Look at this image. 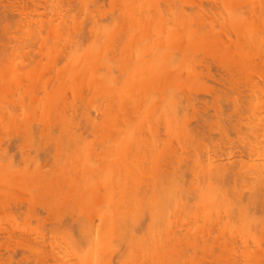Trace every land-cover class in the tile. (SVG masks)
I'll use <instances>...</instances> for the list:
<instances>
[{
	"label": "bare ground",
	"instance_id": "6f19581e",
	"mask_svg": "<svg viewBox=\"0 0 264 264\" xmlns=\"http://www.w3.org/2000/svg\"><path fill=\"white\" fill-rule=\"evenodd\" d=\"M4 1V0H3ZM10 1V0H9ZM13 1V0H12ZM23 1V0H22ZM27 1H29L30 2V0H27ZM34 1V0H33ZM32 0H31V2L32 3H34V5H36L37 3H35L36 2V0L33 2ZM38 1V0H37ZM46 2V5H47V8H46V5L44 6V10L42 9V8H39V7H41L42 5H40L39 6V1H38V6L36 5L35 6V8L36 7H38L39 9H41L43 12H45V10H46V13H48L49 14V11L51 10V11H53V9H52V7L50 6V5H53V8H54V6H55V4L54 3H52V1L50 0V2L52 3H50V5H49V3H48V1L47 0H45ZM54 1H56L57 3L59 2V7L60 8H62L61 6H63V8H62V11H61V9L59 10L58 9V11L57 10H55V8H54V10L55 11H53L54 13H56V11L57 12H63V9L64 10H68L67 12H69L70 11V13H72V19H70V21L71 20H73V22L71 21V23H72V25L74 26H72L71 24V26L70 27H67L65 24H66V21L69 19V16H71V14H69V16L67 15V19H66V21H65V15L63 14V13H60V14H62L61 16H62V18H63V15L65 16L64 18H63V21L61 20V22H59V20L60 19H57V21H58V23H59V25H58V23L56 22V19H55V22H53V23H51L52 21L50 20V19H48V20H50L49 21V24H50V27H51V29H47V28H45V29H47L48 31H46L47 33H51V31L54 33L55 31H57V32H59V34H61L62 32L68 37L69 36V44H68V42H66V41H68V39H67V37H66V41L64 40V41H62L61 39V41L65 44V45H69L70 46V44L72 45V46H70V47H72V48H67V46H66V49H65V45L64 44H62L63 45V47H62V49H60V44L58 43V41H56V38L58 37V36H56V35H52L53 33H51L50 35L52 36V38L55 40L54 42H57V44L55 45V47H54V44H53V46H51V47H53V48H51V47H49V48H47V49H49V50H47V51H45V53L46 52H49V53H47L46 55H47V57L48 56H51V57H53V58H51V62L53 61V62H55L54 61V59L55 58H57V57H60L59 55H57V54H61L62 56L64 55V56H66V57H68L69 56V52H70V57H68V60H67V58H65L64 56V58L61 56V58H60V61L58 60H56V62H58V63H53V67H54V65H55V68H53V67H50V68H52L53 70H55V69H57V71H55L54 72V74H53V70L52 71H50V70H47L46 69V67H44V65H39V67H42V70H41V68L39 69L38 68V65L35 67V69H34V67H31V69H29V72H28V69H27V73H26V70H23V68H25V67H23V65H24V63L25 62H23V61H21V63H19L21 66H20V68L22 67V70H23V72H22V70L21 69H18L19 68V64H16V65H18V67L15 65V63L12 61V59H11V61L9 60V63H11V64H9V65H11V66H9L8 67V64L6 65V63L8 62V60H5V58H1L2 59V61H3V63H5L4 61H6V63H5V66H7V67H1L0 68V86L2 87V85H3V87L4 86H6L5 88H1L0 87V89H2V90H0V92L2 91V93H0V100H2V101H0L1 103L3 102H5L6 104H9V105H6V104H3V105H1L0 106V136L2 137V138H0V144L1 143H3V141L2 140H7V139H9L8 140V142L6 143V145L9 143V141H11L10 140V138H15V139H17L16 140V142L18 141V143H20L19 141H21V140H18V138L19 139H22V140H29V141H26V142H31V143H38L39 142V140L41 141V143H42V145H43V143L45 144V146L47 147L48 145V147H47V149H45V148H43L42 149V147L40 148V147H38V145L40 144V142L38 143V144H35V145H37V148H40V150L42 149V150H44L45 149V151H44V154L46 153V152H48V153H50L51 154V152L52 151H50L49 149H52V150H55L56 149V151H58V152H56V151H53V154H54V152H56L54 155H53V157L56 159V157L57 158H60V159H62V158H64L65 159V164H68L67 166L68 167H70V170H67L68 169V167L65 165V164H63V165H65L66 167H64L63 165H61V168H60V165H59V167H58V165H55L56 167H58L59 169H61V170H56L55 171V169H54V171H55V173H53L54 171L53 170H51L54 166L52 165V162L50 163L51 165H52V168H48L49 169V171L47 170V172H46V170L43 168V170H45L44 172H41V170L42 169H40L41 168V166L43 165V160H45V159H43V160H41L40 159V155H42L43 153H42V151H41V153L42 154H38V153H36V155L38 154V159H37V157H36V155H34V156H32V157H34V158H36V159H34V160H32V162L34 163L35 162V164H37V166H39V167H37L36 165H34V167H33V169L34 170H32V168L30 169L28 166V168L26 169V167H23V166H21L20 168H16L15 167V165L17 164L16 162H18V161H16V162H13L15 159H14V152H13V150H12V153L9 155V159H11L12 158V164L14 165V166H12V164H10V163H8L10 160L9 159H6V162L4 161V158H2V157H7V151H9V150H7L8 149V147L7 148H4V147H2V146H5V142L3 143V145L1 146L2 147V149L4 148V149H6L5 151L4 150H0L1 151V153H0V157H1V159H3V161L4 162H2V160L0 159V183L2 184L3 182L1 181V180H3L5 183L4 184H2V186H1V188H0V191H1V193H3L2 194V197L5 195V194H7V196H4V198L5 197H8V194H9V197H10V199L11 198H17V197H19L18 195H22V193L25 195V192L24 191H26L27 192V196L25 195H22L21 197H28L27 198V200H26V198H18L19 200H15V199H9V198H5V201H7V203L6 204H4V205H7L10 201H13V200H15V201H13V202H10V203H14V205L15 206H18V204L20 205V204H22V203H24V202H26V204L27 205H35V201H36V207H34V205L32 206V208H31V206L29 207H25V206H23V205H21L22 207H24V210H25V208H27L28 209V212H31V214L33 215V214H36L37 215V213H35V211L33 210V209H35V208H37L38 209V206H40V208H42L44 211L45 210H47L46 208L44 209L43 207H47V208H49L48 210H47V214L46 215H48L47 216V218H50V217H52V219H50V221H54L55 220V218H56V221L58 222V224H57V222H55L54 221V226L56 225L57 226V229L56 228H53V227H51V228H48L49 226L47 225V227L45 228V230H47V228H48V231H46V232H48V234H49V229H55L54 230V232L57 230L58 231V233L61 231V229L60 228H63L64 226L66 227V224L68 225V223H70V218L72 217L75 221L73 222L74 223V225L76 226H74L73 224H72V227L70 226V230L72 231V234H73V236L75 235L76 236V231H78L79 233H78V238H77V236H76V238L79 240L78 242H79V244H80V246H79V244H78V242L76 243V244H78V247H74L73 248V244H74V246H76L75 245V242H73V244H71L72 242L70 241L71 239H70V237H69V241L71 242L70 244H71V246H72V248H73V250L75 251H73V252H71L72 251V249H71V246H70V250L68 249L67 251H70V256L71 255H73V256H75L74 258H72V259H74V260H76L75 261V263L76 264H207L208 262L209 263H211V264H264V224L262 223V222H264L263 220V218H264V214L262 215V212L264 213V203H263V201H264V196L262 195V191L264 190L263 188H264V186L262 187V188H260V187H258V186H262V185H264V172H263V170H264V161L262 160V157L264 156V154L262 155V156H260L261 155V153L262 152H260L259 151V149H257V152L255 153V152H253L254 154H256L255 155V158H253V160L255 159H257L258 157H259V160L261 161V162H259V160L258 161H250L251 163H248L249 161H243L244 159L242 158L241 160L242 161H240V164H236V160H235V163L233 162L234 161V159L235 158H239V160H240V157H244V156H246L245 158H249L248 156H250V154L252 153V151L251 152H249L248 150H238V149H235V148H228V149H224V152L223 153H220V152H222L223 151V147H225V148H227L226 146H228V144H227V142H231L232 141V139L235 137V135H236V133H233V132H237L238 134V136H240L241 138L243 137V142H242V140L240 139V141L242 142V146L241 145H239V147L241 146V147H243V149H252V148H257V146L258 145H261L262 144V142H261V144H259L260 143V141L262 140V139H264V128L262 127H260V126H258V125H260V120H261V122H263L264 123V108L261 110L260 108L262 107L261 105H258V103H256V99H257V101L258 102H260L261 100H259V97H257L255 100H254V98L252 97V93H251V90H254V88L253 87H255L256 86V88H257V81L255 80H253L252 79V81H250V80H248L249 81V83L247 82V84H248V86H249V84H251L250 86L252 87V89H250L251 87H249V89H250V91H248V93H249V95L251 96H249L248 95V93L246 92V91H244V90H246L245 88L246 87H248V86H246L247 84L246 83H244L245 84V87H244V90H242L243 88L241 87V85L239 84V82H237L238 83V85H237V87H239V85H240V87L242 88H240L239 89V91H240V94H241V96H239L240 94L238 93V89H236V81L238 80L237 78H238V75H237V78L235 77V75H236V72H240L241 74L242 73H244L246 70H247V68L248 69H255V70H259L260 68H261V71H263L262 69H264V61H263V59H264V28L262 29V27H264V19H263V17H264V14L262 13V12H260V11H263L264 12V1L263 0H252V3L250 2V0H245L246 2H244V0H242V2H239V0H108L107 1V3L108 4H104V3H106V2H102V0H99L98 2H100V4H98L97 3V1H95V0H75V5H77V4H79L78 6H76V7H74V4H73V6L71 5V3H73L74 1L72 0H70V2L71 3H69V6H68V3L65 5V3L66 2H69V0H65V1H63V0H60V1H62V3L60 2V1H58V0H54ZM53 1V2H54ZM80 1H81V3H82V7H81V3H80ZM83 1V2H82ZM88 1V2H87ZM93 1H95V2H93ZM110 1V2H109ZM258 1V2H257ZM260 1V2H259ZM6 2V3H5ZM11 2V1H10ZM9 2V3H10ZM15 2V1H14ZM14 2H12V4H13V6H14ZM25 2V1H24ZM41 2H42V0H41ZM65 2V3H64ZM77 2V3H76ZM85 2V3H84ZM87 2V3H86ZM90 2V3H89ZM239 2V3H238ZM247 2H248V5L249 6H247ZM251 4H250V3ZM262 2V3H261ZM0 6L1 5H3V7L6 9H3V7H2V12H0V17H3L2 16V14L3 15H5V13L7 14V15H5L6 17H3V18H1L0 20H6L7 21V17L9 16V18L10 17H14V16H16V15H14V14H12V12L14 13V10H15V8L14 7H12V8H14V10H9L10 11V13L11 14H9V11H8V7L11 5L12 6V4L10 3H7V0H5L3 3L1 2V0H0ZM5 3V4H4ZM16 3V2H15ZM25 3H27V2H25ZM62 5H61V4ZM92 3H95L93 6H91V4ZM240 3H242L241 4V6H240ZM245 4V6H244V4ZM9 4V6L7 7V5ZM42 4V3H41ZM84 4H86V6H87V8H86V6L84 5ZM88 4L90 5L89 7L91 8V11L93 10V12L91 13L90 12V8H88ZM238 4V5H237ZM252 4H254V6L255 7H251V5ZM257 4H259V5H257ZM262 6H261V5ZM44 5V4H43ZM48 5H49V7H50V9L48 10ZM84 5V6H83ZM97 5V6H96ZM98 5H99V8H98ZM106 5H108L107 7L109 8V9H107V7H106ZM242 5H243V7H242ZM65 6H67V7H65ZM74 7V8H76V9H81L82 8V10H79L80 11V13L84 10V8H86V9H88V10H84L85 12H87L86 14H87V16H89L88 17V19L91 17H93L92 19L90 18V20L88 21V23L90 22L91 23V25H90V23L88 24L87 22L85 23L86 24V29L89 31V32H87V30L85 29V31L88 33V37H90V40H89V38H88V40L90 41H88V42H86L87 40H85V43H86V46H84V47H82V44L84 43V40L82 41V40H80L79 39V37H80V35L79 34H84L83 32H84V30L83 31H80V33H77L78 32V30H80L78 27H77V25L79 24V22H80V24H83L85 21H84V19H83V16H84V14H83V16L80 18L81 20H79V16H77L76 17V15H75V11H73L74 10V8H73V12H71V10H70V8L69 7ZM100 6H102V8L100 9ZM43 7V6H42ZM239 7H242V9L244 8V7H249V9H247V8H245V9H247L246 10V12H245V10H242L241 11V9H238ZM260 7V8H259ZM8 8V9H7ZM11 8V7H10ZM11 8V9H12ZM34 8V9H35ZM65 8H68V9H65ZM93 8V9H92ZM99 9V11H100V13L98 12V9ZM209 8H211V9H209ZM251 8V9H250ZM33 9V13H34V15H35V12H36V15H38V14H40L39 13V9H35L34 10ZM95 9V10H94ZM106 10V12L104 13V11ZM263 9V10H262ZM22 10V9H21ZM25 10V11H24ZM216 10V11H215ZM249 10V12H247ZM258 12H260V13H258ZM4 11V12H3ZM8 11V12H7ZM20 11V10H19ZM50 11V12H51ZM78 11V10H77ZM78 11V12H79ZM96 11V14L94 13ZM242 13H241V12ZM244 11V12H243ZM256 12V15H255V12ZM25 13V14H27L28 12H29V9H28V12L26 13V9H23V11H22V13ZM42 12V13H43ZM50 13L48 16H49V18H51V15H54V13ZM66 12V11H65ZM104 13L102 16H101V14L102 13ZM252 12V13H251ZM19 13V12H18ZM24 13L22 14V15H24ZM46 13L44 14V17H45V15H46ZM77 13V12H76ZM80 13H78V15L80 14ZM83 13V12H82ZM81 13V14H82ZM240 13H241V15H240ZM245 13V14H244ZM248 13H249V15H248ZM257 13H258V15H257ZM32 14V13H31ZM56 14H58V13H56ZM59 14V15H60ZM99 14H100V16H99ZM259 14H260V17H258L259 16ZM263 14V15H262ZM10 15H12V16H10ZM14 15V16H13ZM21 15V16H22ZM33 15V14H32ZM46 15V16H47ZM73 15L76 17V19H77V21H76V19H73L74 17H73ZM97 16V18L95 17V16ZM242 15H243V17H242ZM245 15V16H244ZM252 15V17H253V15H254V17L256 18H252V21L250 20L251 18H250V16ZM263 17H262V16ZM19 16V15H18ZM21 16H19V18H21ZM30 16V15H29ZM47 16V17H48ZM87 16H86V18H87ZM241 16V17H240ZM17 17V16H16ZM23 17V16H22ZM25 17V16H24ZM43 17V18H44ZM46 17V18H47ZM53 17V16H52ZM58 17V15H56V17L55 18H57ZM85 17V16H84ZM234 17H237V18H234ZM239 17V18H238ZM245 17H248V18H246L245 19ZM8 18V20H10ZM27 18H28V15H27ZM27 18H25L26 20H25V24H27V23H32V22H36V21H38V20H36V21H34V19L32 20L31 18V20L29 21V19H27ZM39 18L41 19V21H43V18H41L40 16H39ZM38 18V16H37V19H39ZM99 18V19H98ZM214 18L216 19V20H214ZM244 18V19H243ZM250 18V19H249ZM14 19L16 20V18L14 17ZM51 19H53V18H51ZM83 19V20H82ZM97 19V20H96ZM211 19H213L214 20V23L216 24L217 22H218V20H219V22L221 21V19H222V23L220 22H218V24H213V20H211ZM225 19H226V22L227 23H225ZM232 20V22L230 21V20ZM235 19V20H234ZM258 19H261V20H258ZM3 20V21H4ZM20 20V19H19ZM29 21V22H26V21ZM45 20H47V19H44V21ZM54 20V19H53ZM254 20V21H253ZM255 20H257V21H255ZM12 21H14L13 20V18H11V20L9 21L10 23L12 22ZM23 21V20H22ZM20 22V21H18L17 20V23H16V21H15V26L17 27V26H19V24L20 23H22V24H24V22ZM40 20H39V22H41ZM209 21H211V22H209ZM217 21V22H216ZM224 21V22H223ZM236 21H238V22H236ZM246 21H247V25H246ZM250 21V22H249ZM18 22H19V24H18ZM48 22V21H47ZM63 22V23H62ZM65 22V23H64ZM69 22V20L67 21V23ZM75 22V23H74ZM76 22H78L77 24H76ZM83 22V23H82ZM229 22H231V24H233V22L235 23L236 22V27L237 28H233V26H235L234 24H233V26L229 23ZM240 22V23H239ZM258 24H257V23ZM262 22V23H261ZM0 23H2V22H0ZM4 23V25H3V29H4V26L6 27V29H8V22H6L5 23V21L3 22ZM8 23V24H7ZM37 23V22H36ZM70 23V22H69ZM68 23V24H69ZM232 26H230L229 24ZM239 23V24H238ZM242 23V24H241ZM5 24H7V26L5 25ZM38 24V23H37ZM45 24H46V22H45ZM45 24H42V22H41V24L39 23L38 25H40V27H41V29H39V30H41L42 31V27H43V25H45ZM49 24L47 23V25H48V27H49ZM54 24H56V25H54ZM62 24V25H61ZM68 28H66L68 31L70 30L69 28H73L72 30H73V32H74V29L76 30V33L78 34L77 36H75L74 37V34L75 33H71L72 32V30H70L69 31V34L67 33L68 31H65L66 29H65V27H63L64 25ZM67 24V25H68ZM75 24V25H74ZM79 24V25H80ZM84 24V25H85ZM221 24H223V26H221ZM225 24V25H224ZM244 24V25H243ZM251 24H253V25H251ZM21 25V24H20ZM54 25V26H53ZM87 25H89L88 27H87ZM219 27H218V26ZM226 25H228L229 27H231V28H226ZM238 25H240L239 27H238ZM248 25H249V27H248ZM262 25V26H261ZM14 26V27H15ZM46 26V25H45ZM63 28H62V27ZM69 26V25H68ZM81 26V25H80ZM79 26V27H80ZM227 26V27H228ZM243 26H245L246 28H244ZM259 26H260V28H259ZM39 27V28H40ZM57 29V30H55V28ZM220 27L222 28V30L220 29ZM250 27H251V29H250ZM257 27V28H256ZM54 28V29H53ZM60 28H61V33H60ZM225 28V29H224ZM242 28V29H241ZM63 29H65V30H63ZM78 29V30H77ZM220 29V30H219ZM231 29V30H230ZM239 31H238V30ZM241 29V30H240ZM249 29V30H248ZM260 29V30H259ZM263 31H262V30ZM9 30V29H8ZM49 30H51L50 32H49ZM63 30V31H62ZM82 30V29H81ZM235 30H236V32H235ZM242 30H244L245 31V33H247V34H245L244 33V31H242ZM250 30H252V31H250ZM258 30L260 31V32H258ZM2 31V30H1ZM5 31V30H4ZM7 31V30H6ZM5 31V32H6ZM40 31V33H42L43 31H44V29H43V31L41 32ZM227 31V32H226ZM250 31V32H249ZM3 32V31H2ZM2 32H0V33H2ZM5 32H3V33H5ZM45 32V31H44ZM44 32H43V34H44ZM223 32H224V34H223ZM226 32V33H225ZM229 32V33H228ZM240 32H241V36L242 35H244V37L242 36H240ZM252 32V33H251ZM256 32V33H255ZM258 32V33H257ZM263 32V33H262ZM7 33H8V31H7ZM6 33V34H7ZM56 33V32H55ZM227 33H228V35L230 36V38H229V36L227 35ZM260 33V34H259ZM6 34L4 35V34H2V37H1V34H0V37H1V39H0V41L3 39V37L5 38L6 37ZM30 34V33H29ZM39 34V33H38ZM70 34H73V35H70ZM82 34H81V39H82ZM226 34V35H225ZM233 34H235L234 36H233ZM250 34V35H249ZM254 34V35H253ZM257 34V35H256ZM261 34H263L262 36H261ZM4 35V36H3ZM8 35V34H7ZM42 35V34H41ZM58 35V34H57ZM85 35H86V33H85ZM226 36L225 38H224V36ZM247 35V36H246ZM253 35V36H252ZM9 36V35H8ZM11 36V35H10ZM44 36H48L47 38L49 39V37H51V36H49L48 34L46 35V33H45V35ZM64 36H63V39H64ZM72 36L74 37V38H72ZM136 36H141V40L139 39L138 40V38H136ZM223 36V37H222ZM228 36V37H227ZM238 37V38H240L241 40H243V41H241L240 39H238V38H236V37ZM248 36H249V38H248ZM258 38H257V37ZM261 36V37H260ZM30 37H32L33 38V36H32V33H31V36ZM41 37V36H40ZM78 37V38H77ZM86 37V36H85ZM233 37V38H232ZM235 37V38H234ZM250 37H251V39H250ZM256 37V38H255ZM260 37V38H259ZM263 37V38H262ZM29 38V37H28ZM27 38V39H28ZM41 38H44L45 39V37H43V35H42V37ZM47 38L44 40L43 39V41L46 43L48 40H47ZM60 38V37H59ZM76 38V39H75ZM226 38H228L227 40H226ZM244 38V39H243ZM246 38V39H245ZM248 38V39H247ZM7 39H8V37H7ZM23 39V38H22ZM73 39H74V41H73ZM84 39V38H83ZM135 39H137V40H135ZM259 39H260V41H259ZM262 39V40H261ZM5 40V39H4ZM4 40H2L1 42H4L5 43V41ZM20 40V39H19ZM25 40V39H24ZM32 40V39H31ZM47 40V41H46ZM58 40V39H57ZM249 40H250V43H249ZM254 40V42H252ZM8 41V40H7ZM23 41V40H22ZM26 41V40H25ZM50 41V40H49ZM61 41H60V43H61ZM70 41H71V43H70ZM134 41V42H133ZM137 41V42H136ZM228 41V42H227ZM240 43H239V42ZM0 42V44L2 45V43ZM19 42V41H18ZM27 42V41H26ZM33 42V41H32ZM34 42H35V40H34ZM33 42V43H34ZM37 42V41H36ZM35 42V43H36ZM43 42V43H44ZM53 41H52V43H54ZM140 42V43H139ZM246 42H247V44H246ZM260 42V44H259V46H258V43ZM23 43H24V41H23ZM22 43V45H24ZM30 43V42H29ZM50 43H51V41H50ZM50 43H48L47 42V45H49ZM85 43L83 44V45H85ZM87 43L89 44V45H87ZM134 43V44H133ZM137 43V45H136V47H135V44ZM241 43H242V45H241ZM244 43H245V45H244ZM263 43V44H262ZM7 43H5V45H6ZM39 44V43H38ZM59 44V48L57 49L56 48V46ZM133 44V45H132ZM254 44V45H253ZM44 45H46V44H44ZM251 45V46H250ZM257 45V46H256ZM4 46V45H3ZM19 46H20V44H19ZM42 45H40V47H41ZM68 46V47H69ZM243 48H242V47ZM248 46V47H247ZM5 47V46H4ZM7 47V46H6ZM8 47H10V46H8ZM22 47V46H21ZM20 47V48H21ZM86 47V48H85ZM133 47V48H132ZM245 47V48H244ZM250 47H252V48H250ZM259 47V48H258ZM263 49H262V48ZM1 48V47H0ZM13 48V47H12ZM11 47L8 49L7 48V50L6 51H8L9 50V52L11 51L10 49H12ZM19 48V50L21 51V49ZM23 48V47H22ZM25 48H26V46H25ZM33 48V47H32ZM83 48V49H82ZM254 49V51L253 50H250V49ZM2 49H4L3 47H2ZM28 50L30 49V47H28L27 48ZM40 49H42V47L40 48ZM50 49H52V52L50 51ZM55 51H54V50ZM245 49V50H244ZM247 49H249L250 50V54L251 55H253L252 57H253V59H255V61L253 62L252 60V58H249L251 55L249 54V50H247ZM261 49V50H260ZM1 50V49H0ZM4 50V51H5ZM24 50V49H23ZM62 50V51H61ZM257 50V51H256ZM260 51V53H259V51ZM2 51V50H1ZM2 52L3 54L4 53H6V52ZM12 51H14V50H12ZM68 51V52H67ZM244 53H243V52ZM247 51H248V53H247ZM256 51V52H255ZM8 52V53H9ZM57 52V53H56ZM60 52V53H59ZM67 52V53H66ZM253 52V53H252ZM26 53V52H25ZM54 53H55V56H54ZM64 53H66V55L64 54ZM247 53V54H246ZM255 53V54H254ZM259 55H258V54ZM2 54V55H3ZM12 54V53H11ZM10 54V55H11ZM50 54V55H49ZM241 54V55H240ZM261 54V55H260ZM246 55H249V56H246ZM8 55L6 54V56L5 57H7ZM57 56V57H56ZM240 56H241V58H240ZM256 56V57H255ZM46 57V60L49 58H47ZM55 57V58H54ZM237 57V58H236ZM239 57V58H238ZM247 59H246V58ZM11 58V57H10ZM263 58V59H262ZM1 59H0V61H1ZM6 59H8V58H6ZM59 59V58H58ZM63 59H65V60H63ZM240 59V60H239ZM252 59V60H251ZM257 59V60H256ZM262 59V60H261ZM62 60L63 61H65V62H62ZM237 60H238V62H237ZM246 60V61H245ZM251 60V61H250ZM1 61V62H2ZM244 61V62H243ZM249 61V62H248ZM258 63H257V62ZM12 62H13V65H12ZM49 62H50V58H49V61H48V64H49ZM140 63V64H137V63ZM238 64H237V63ZM256 62V63H255ZM261 62H263V63H261ZM62 63V64H61ZM63 63H65V64H63ZM136 63V64H135ZM233 65H232V64ZM249 65H248V64ZM260 63V64H259ZM51 64V63H50ZM130 64H133L132 66L130 65ZM214 65V67L213 66H211V65ZM222 64L224 65V66H222ZM237 66H235V65ZM257 64V65H256ZM1 65V64H0ZM16 66L17 67V69H18V71L20 70V73H18V72H16L15 70H16V68H14L13 69V71H15L17 74H18V76H17V74H15V72H12V69L11 68H13V66ZM26 65V64H25ZM45 65H47V64H45ZM135 65V66H134ZM148 65V67H146ZM215 65L217 66V67H224L222 70L223 71H227V73H225V75L227 74V77L226 78H228V76H232V77H235V79H233L232 78V80H234V84H235V86L234 85H232V86H234V87H232V89H236V91H234L235 92V94L237 93V94H239L238 96L237 95H235V94H233V96L232 97H228V95H226V97L227 98H231L230 100H231V103L232 104H234V102H235V100H236V102H237V98L239 97V99L242 97V95H243V97L241 98L242 100L243 99H245L246 101H247V99H249L248 100V105L250 106V108L249 109H254V110H252V111H255V114H253V113H251V115H254L255 116V118H257V117H261V119L258 121V118L257 119H255L257 122H259L257 125H256V121H254V123L252 124V122H253V118L251 117V115H249L250 114V112L247 110V108L246 107H249V106H246L245 108V113H247V115L248 116H250L252 119H249V120H252V122L251 121H249L250 122V124H247L248 125V127H244V128H246V129H249L248 131H251V130H255V125H256V128L258 129V127H259V129L261 128V130L263 131V132H261L260 133V135L258 136V138L260 137V141L258 142V139L256 138L257 136L256 135H254V138H256V140L255 141H257L258 143L256 144V142L254 141V140H249V143H250V141H252L251 143H252V145L251 144H249L247 141H245V138H248V137H253V135H251L250 136V134L253 132V131H251L250 133H248V135H247V131H246V134L244 133L245 131L242 129L241 130V128H242V126L244 125V123L243 124H241L242 126L241 127H237V128H239L241 131H243V133H240L241 131L240 130H238L237 128H236V124H238V123H236L234 126H235V130L233 129V124H234V122H238V121H234V120H231L232 119V115H231V113H229V112H231L230 110H228V109H230V107L227 109V110H225V108L226 107H222L223 105H221V104H223L222 102L224 101V100H228L229 102L228 103H230V100L229 99H227V98H225L223 101L222 100H220L219 98L218 99H216L218 96H219V91H217V92H215V90H217V88H218V90H220L221 88L220 87H217L216 89H214L215 87H213L214 85H210L211 87H213V89L211 90H209V91H212V92H210V93H212L213 94V92H215L216 93V95L217 96H214V94L212 95V98L213 97H215V99L216 100H220V101H217V102H215V103H219V102H221V104L219 103L218 105H219V107H221V108H224V111L225 112H223V114L222 113H220V114H222V115H224V117H225V120L224 119H220V118H222V117H220L219 118V121L217 120V118H218V116H219V114H217V110L219 109L218 108V105H216V104H214V105H216L217 107H215L214 105V107L215 108H213V111H215L214 113H213V111H212V113H211V111H208V112H206L207 111V109H205V107L207 106V102H205L204 101V99L206 98V97H208V95L209 94H207V93H209V92H207L208 91V84H206L205 85V87L203 86L204 84H201L200 83V81L201 80H203V81H201L202 83L203 82H206L207 81V78H206V80L204 81V79H205V77H202L203 75L204 76H206V75H208V73H209V75L211 74L210 72H212V70H213V72L216 70V69H218V71H222V70H219L220 68H216L215 67ZM228 65V66H227ZM247 65V66H246ZM250 65H251V67H250ZM256 65V66H255ZM2 66H4V65H2ZM27 67H29V66H31V65H26ZM35 66V65H34ZM48 66V65H47ZM136 66H138V67H136ZM151 68H150V67ZM211 66V67H210ZM225 66L227 67V69L225 68ZM231 66V67H230ZM239 66H240V68H239ZM243 66V67H242ZM246 66V67H245ZM254 66V67H253ZM259 66V67H258ZM26 67V68H27ZM44 67V68H43ZM132 67V68H131ZM208 67H210V68H208ZM235 69H233V68ZM5 68H6V71H5ZM7 68L10 70H7ZM39 69V71H42V72H39L38 71V69ZM49 68V67H48ZM137 68H138V70H137ZM144 68H148L147 70L146 69H144ZM201 68H204V70L205 71H203V73H202V69ZM212 68V69H211ZM216 68V69H215ZM244 68V69H243ZM258 68V69H257ZM43 69H45V70H47V72L45 71V70H43ZM134 69V70H133ZM151 69V70H150ZM211 69V71H209ZM215 69V70H214ZM230 69H231V71H230ZM233 69V70H232ZM253 69V70H254ZM3 70V71H2ZM33 70H35V71H33L34 72V74L32 73V71ZM37 70V71H36ZM128 70H130V71H128ZM138 71L137 72V75H135L134 73H136V72H134V71ZM140 70V71H139ZM146 70V71H145ZM238 70V71H237ZM244 70V71H243ZM9 71V72H8ZM45 71V72H44ZM141 71H145L146 73L144 74V72H141ZM148 71V72H147ZM151 71H152V73H151ZM207 71H208V73H207ZM229 71L230 72H232L231 74L229 73ZM5 72V73H4ZM6 72H8V73H6ZM10 72H11V74H10ZM50 72H52V74L53 75H55V76H57V77H55V76H53V77H55V78H53L52 79V74L50 73ZM131 72V73H130ZM133 72V73H132ZM206 74H205V73ZM234 72V73H233ZM22 73H23V75H22ZM26 73V75L24 76V74ZM43 75L44 73V75L42 76L41 74ZM47 73V74H46ZM48 73H50L49 74V76H48ZM138 73H139V75H138ZM199 73V74H198ZM215 73H216V71H215ZM219 73V72H218ZM217 73V74H218ZM237 73V74H238ZM15 74V75H14ZM27 74H28V76H27ZM33 74V75H32ZM38 74H39V76L40 77H38ZM129 74H133L134 76H130ZM142 74V75H141ZM198 74V75H197ZM203 74V75H202ZM213 74V73H212ZM230 74V75H229ZM9 75H11V77H9ZM35 75H36V77H35ZM46 75L49 77V79L51 78L52 80H50L51 82L49 83L48 81H49V79H48V77L46 78ZM153 75V76H152ZM203 78H201L200 76ZM208 75V76H209ZM224 75V76H225ZM3 76V77H2ZM20 76H22L21 77V79H20ZM51 76V77H50ZM129 76V77H128ZM135 76H137L136 77V79H134L135 78ZM149 76V77H148ZM169 76V77H168ZM199 76V77H198ZM222 76V74L220 73V75H218L217 76V78L216 79H218V78H220V77ZM224 76H222L223 78H224ZM231 76H230V78H231ZM261 76L263 77V74H261ZM9 77V78H8ZM13 77V78H12ZM14 77H15V80H16V78H18L17 79V81L18 82H20V85L21 86H19V83L17 82V84H15V85H17L18 87H19V89H20V91H18V87L17 86H15V85H13L14 84ZM34 77H35V79H34ZM41 77H43V79L41 80L40 78ZM143 77V78H142ZM145 77V78H144ZM163 77H165L164 79H163ZM168 77V78H167ZM176 78V80H173V79H175ZM179 77V78H178ZM187 77H188V79H187ZM194 77H197V79H194ZM261 77V78H262ZM26 79V82H24L25 81V79ZM32 78L34 79L33 80V83H32ZM36 78H38V79H36ZM44 78H46V79H44ZM57 78V79H56ZM128 78V79H127ZM138 78H141V82H142V79H143V82L142 83H140L139 81H140V79H138ZM154 78V79H153ZM170 78H173L170 82H168V83H166L167 82V80L169 79L170 80ZM182 78H183V80H182ZM198 78H199V80H198ZM212 78V77H211ZM23 79H24V81H23ZM28 79V80H27ZM133 79H134V81H133ZM144 79H146V81L144 80ZM157 79V80H156ZM163 79V80H162ZM166 79V80H165ZM182 80V83H181V80ZM194 79V80H193ZM213 79V78H212ZM215 79V78H214ZM222 79V78H221ZM237 79V80H236ZM2 80V81H1ZM12 80H13V82H12ZM36 80H38V82H36ZM56 81V83L54 82V81ZM60 80V81H59ZM136 80V81H135ZM163 82H162V81ZM168 80V81H169ZM177 80H178V83H176L177 82ZM192 80V81H191ZM209 80H210V78L208 79V81L207 82H209ZM7 82V83H3V82ZM10 81V82H9ZM48 82V84H51L52 82V84L51 85H49L48 87L46 86V84H47V82ZM150 81V82H149ZM165 81V82H164ZM173 81V82H172ZM183 81H184V84H183ZM186 81H190L191 83H186ZM218 81V80H217ZM225 81V78H224V80H223V82ZM227 81H228V79H227ZM2 82V83H1ZM11 82H12V84H11ZM21 82H24V83H21ZM28 82H30V83H28ZM34 82L36 83V85L34 84ZM39 82H41V83H39ZM44 82H46V83H44ZM57 82H59V83H57ZM63 82H65V83H63ZM66 82H68L69 83V85H68V83L66 84ZM136 83V86H135V83ZM159 82H161V83H159ZM171 82L173 83V85H167V84H171ZM197 82H198V85H197ZM214 82H216V81H214ZM229 83H230V81H228ZM232 82H231V84H232ZM252 82V83H251ZM25 83H26V85H25ZM37 83H39V84H37ZM55 83V84H54ZM63 83V85L62 86H60L61 84ZM144 83V84H143ZM151 83H152V85H151ZM156 83V84H155ZM163 83V84H162ZM165 83H166V85H165ZM187 84V86H186V84ZM224 83H227V82H224ZM228 83V85H230ZM254 83V84H253ZM256 83V84H255ZM6 84V85H5ZM10 84V85H9ZM24 84V85H23ZM30 84V85H29ZM31 84H33V85H31ZM45 86H44V85ZM60 84V85H59ZM66 86H65V85ZM140 84H142V85H140ZM153 84H154V86H153ZM160 86H159V85ZM177 84H179V85H177ZM188 84H190V85H188ZM194 84H196L195 85V88L193 87L194 86ZM39 85V86H38ZM41 85V86H40ZM55 85V86H54ZM128 85V87H126ZM142 87H140V86ZM146 85H148V86H146ZM162 85H164V86H162ZM174 85L176 86V87H174ZM200 85V86H199ZM222 85V84H221ZM254 85V86H253ZM12 86V87H11ZM27 88H26V87ZM32 86V87H31ZM37 88H36V87ZM56 88V87H58V88H60V89H58V88H56L55 89V91H57V93H55L54 92V88ZM63 86H64V88H71L70 89V92L67 94V92L69 91H67V90H64V88H63ZM158 86V87H157ZM162 86V87H161ZM183 86H186V88H184ZM197 86V87H196ZM198 86H199V88H201V86L202 87H204V88H207V91H206V89H205V91H203L204 90V88H202V91L200 92V90L198 91L196 88H198ZM220 86V85H219ZM231 86V85H230ZM15 87H17L16 89H17V95L14 93V92H16L15 90ZM44 87V88H43ZM52 87V88H51ZM62 87V88H61ZM74 87V88H73ZM149 87V89H147ZM150 87H153V88H150ZM171 87V88H170ZM172 87H174V91H172ZM180 87V88H179ZM185 89V91H183L184 89ZM189 87H193V88H189ZM227 87H229V86H227ZM259 87V89H261V88H263V87H261L260 85L258 86ZM7 88V89H6ZM12 88H14V91H13V89ZM21 88L23 89V93H26L25 95L21 92ZM26 88V89H25ZM29 88V89H28ZM36 88V89H35ZM38 88H40L43 92H40V89L38 90ZM43 88V89H42ZM73 88V89H72ZM125 88H126V90H125ZM129 88H130V90H131V88H132V90L130 91L129 90ZM135 88V89H134ZM139 88H140V90H139ZM145 88V89H144ZM165 89V91H164V89ZM169 88V90H167V89ZM175 88H177V89H175ZM187 88H189L190 90H191V93L192 94H194V92L196 93L197 92V94H194L195 96H193L191 93H190V91H189V89H187ZM8 89H10L9 91H11V92H7L8 91ZM12 89V90H11ZM31 89H33V91H31ZM47 89H49V90H47ZM51 89H52V92H51ZM61 89L63 90V91H61ZM87 91H86V90ZM138 89V90H137ZM171 89V90H170ZM181 89H182V91H181ZM193 89H195V91L193 90ZM224 89H226L225 87H224ZM224 89H222L223 90V92H224ZM248 89V90H249ZM4 90H7L6 92L4 91ZM29 91V93L27 94V92ZM36 90V91H35ZM44 90H45V92H46V94L44 95ZM71 90H73V91H71ZM128 90H129V92H128ZM134 90V91H133ZM146 90V91H145ZM158 92H157V91ZM167 90V91H166ZM175 90H176V92L177 93H179V94H176V92H175ZM221 90V91H222ZM228 90V89H227ZM230 90V89H229ZM262 90V89H261ZM4 91V92H3ZM35 91V92H34ZM48 91V92H47ZM65 91H67V92H65ZM136 91V92H135ZM150 91H152L153 93H151ZM167 93V94H169V97L170 98H172L173 96V98L170 100L169 98H168V96H165V97H163L164 95H165V93ZM168 91H169V93H168ZM174 92V94H171L170 92ZM188 91V92H187ZM241 91H244V92H241ZM20 92V93H19ZM40 92V93H39ZM49 92H50V94H53L52 96H50L49 95ZM65 93V94H63V93ZM86 92V93H85ZM87 92H88V94H87ZM133 92V93H132ZM142 92H143V94H142ZM145 92H147V93H145ZM157 92V93H156ZM164 93V95H163V93ZM198 92H200V93H198ZM205 92V94L207 95H205V97H204V95L202 96V97H204V98H202V97H198V94H200V95H202L203 93ZM222 92V93H223ZM246 92V93H245ZM9 93H10V96H11V98L10 97H7V96H9ZM14 93V94H13ZM32 93V94H31ZM41 94V93H43V94H41V97H39V94ZM60 93H62V95L60 94ZM127 93V94H126ZM130 93V94H129ZM133 94V96H132V94ZM137 93V94H136ZM150 93V94H149ZM158 93H159V95H158ZM20 94H23L24 96H22V95H20ZM34 94V95H33ZM38 95V96H36V97H38V98H36L35 97V95ZM69 94H71L70 96H69ZM86 94V95H85ZM89 94H90V97H89ZM150 95V97H148L149 95ZM151 94H153V95H151ZM154 94H156L155 96H157L158 95V99H159V97H160V100H158V99H156V97H154ZM166 94V95H167ZM231 93H230V95H232ZM244 94H247V95H245V96H249V98H244L245 96H244ZM254 94H256L255 92H253V95ZM13 95V96H12ZM14 95H16V96H14ZM18 95H20V96H18ZM33 95V96H32ZM54 95H55V97H54ZM56 95H59V96H56ZM129 95V96H128ZM136 97H135V96ZM139 95V96H138ZM146 97H145V96ZM148 95V96H147ZM199 95V96H200ZM211 95V94H210ZM209 95V96H210ZM229 95V96H230ZM5 98H4V97ZM18 96V99H19V97H20V102H21V104H22V106L25 108V109H23V107H20L21 106V104H19L20 102H19V100H17L16 99V97ZM23 98H22V97ZM26 96H27V98H29V101L28 100H24L23 102H22V100L24 99V98H26ZM50 96V97H49ZM68 96H69V99H68ZM87 96V97H86ZM126 96H127V98H126ZM132 97V99H130L131 97ZM138 96V97H137ZM144 99H148L147 100V104H149V105H151V106H149V105H147L146 104V100H143V98ZM153 97V101L151 100V98ZM172 96V97H171ZM223 96H224V94H223ZM14 97V98H13ZM33 97V100L31 99ZM35 97V98H34ZM47 97V98H46ZM199 98V100H200V98L201 99H203L202 101H204L203 103L205 104V106H200V108L198 107V106H196V102L199 104H201V102L202 101H198V98ZM237 97V98H236ZM7 98H9L8 100H7ZM41 98H42V100H41ZM43 98H45V99H43ZM73 98V99H72ZM126 98V99H125ZM150 98V99H149ZM154 98H155V100H154ZM165 98V99H164ZM234 98H235V100H234ZM253 98V99H252ZM14 99V101L12 102V100ZM32 101H31V100ZM38 100L37 102L35 101V100ZM137 100L136 102L134 101V100ZM140 99H142V102H141V100ZM166 99H167V103L165 102L166 101ZM209 99H211V97H209ZM238 99V102L239 101H241V100H239ZM252 99V100H251ZM264 99V98H263ZM262 99V100H263ZM17 100V101H16ZM70 102H69V101ZM73 100V101H72ZM127 100H129V103L127 102L126 103V105H125V101H127ZM149 100H151L150 101V103H149ZM158 100V101H157ZM165 100V101H164ZM208 100V99H207ZM206 100V101H207ZM212 100V99H211ZM232 100H233V102H232ZM251 100V101H250ZM29 103H28V102ZM34 101V102H33ZM131 101V102H130ZM139 101V102H138ZM157 101V102H156ZM165 102L166 104H170L171 103V107H172V109H171V107L169 106V105H167V106H169L170 108H169V110H167L168 108H167V106H165L166 104L164 103V104H162V103H159V102ZM169 101H171L170 103H168ZM213 101V100H212ZM264 101V100H263ZM17 103V104H15V103ZM19 102V103H18ZM31 102L33 103V104H31ZM39 102H41V105H40V108H39V106H35V104L36 105H39L40 103ZM43 102V103H42ZM143 102H144V104H146L149 108L150 107H152L150 110L148 109V107L147 106H144V104H143ZM155 102V103H154ZM209 102H211V101H208V103ZM214 102V101H213ZM235 102V104H234V106L236 105V106H238V108L235 106H233L232 104H229V106L230 105H232L234 108H232V111H233V109H235L236 111L239 109V107L241 106V105H238V102L236 103ZM75 103V105H72V104H74ZM136 103V104H135ZM141 103V104H140ZM157 103V104H156ZM161 104V105H163V107L164 108H167L166 110L168 111V113L169 114H167V112L166 113H164V112H162L163 110L165 111V109H162L161 111L159 110L158 112H159V115H160V112L162 113V115H158V113L157 112H155L156 111V108H160V107H158V106H160L159 104ZM250 103V104H249ZM253 103V104H252ZM262 103H264V102H261V104ZM11 104H13V107H12V105ZM24 104V105H23ZM27 104H29V106L30 107H26V105ZM139 104V105H138ZM209 104H211V103H209ZM208 104V105H209ZM225 104V103H224ZM244 104V103H243ZM8 106V108L10 109L9 111L8 110H5V107H2V106ZM11 105V106H10ZM18 106L16 109H15V111H14V107L15 106ZM196 107H198L199 108V110L201 109V107L203 108V110H202V113L200 112V111H197V109L198 108H196ZM202 105V104H201ZM212 105V104H211ZM226 105H228V104H226ZM226 105H224V106H226ZM245 105H247L246 103H245ZM68 106V107H67ZM71 106H72V109H71ZM157 106V107H156ZM193 106L195 107V108H193ZM261 106V107H260ZM264 106V105H263ZM1 107L3 108V109H1ZM12 107V108H11ZM38 107V109L36 110V108ZM144 109H143V108ZM156 107V108H155ZM208 108L210 107V105L209 106H207ZM251 107H254V108H251ZM257 107L259 108V109H257ZM20 108H21V110H20ZM27 108V109H26ZM42 108V109H41ZM70 108V109H69ZM77 108V109H76ZM188 108H190L191 109V111H190V109H189V111H190V115H189V112H188ZM255 108H256V110H255ZM6 109H7V107H6ZM18 109V110H17ZM23 109V110H22ZM68 109H69V111H68ZM140 109V110H139ZM209 109H211V107L209 108ZM208 109V110H209ZM217 109V110H216ZM241 109V108H240ZM238 110V112L240 111V112H243V105H242V111L241 110ZM11 110H13V111H11ZM27 110L29 111V112H27ZM35 110H36V112H35ZM142 110H143V112L145 113H142ZM193 110V111H192ZM206 110V111H205ZM260 110L263 112V115L261 114V113H259V114H261V116H256V114L258 113V112H260ZM26 111V112H25ZM38 111V112H37ZM41 111V112H40ZM138 111V112H137ZM141 113H140V112ZM149 111V112H148ZM195 111L196 112H200L201 113V115H199V116H197L201 121H202V123L200 124V120L195 116ZM205 111V112H204ZM219 111H220V109H219ZM229 111V112H228ZM236 111H234V112H236ZM258 111V112H257ZM23 114H22V113ZM139 113V114H137V113ZM148 114H147V113ZM186 112V113H185ZM209 112H210V114H212V115H217V116H212V115H209V116H211V117H205V116H207L208 114H209ZM221 112V111H220ZM248 112H249V114H248ZM152 114L153 113V116L154 115H156L155 117H152V115H150V114ZM187 113H188V115L189 116H187ZM191 113H192V115H191ZM200 113H198V114H200ZM207 113V114H206ZM227 113V114H226ZM228 113H229V116H228ZM140 117H138L137 115ZM144 114V115H143ZM147 114V115H146ZM166 114V115H165ZM181 114V115H180ZM234 114V113H233ZM236 114H237V112H236ZM239 114V113H238ZM241 114L242 113H240V117H241ZM19 115H21L20 117H19ZM23 115H25L24 116V118L23 119H20L21 117H23ZM143 115V116H142ZM158 115V116H157ZM187 116V118H188V120H187V118L185 119V117L183 118L182 116ZM194 115V116H193ZM197 115V114H196ZM205 115V116H204ZM247 115H245V116H247ZM148 116H149V118H148ZM167 116V117H166ZM200 116L201 117H203L202 119L200 118ZM221 116V115H220ZM244 116V115H243ZM157 117L158 118H164V119H162L163 121H162V123H161V119H160V122H159V119H157ZM180 117H181V119H180ZM194 117V118H193ZM196 117V118H195ZM216 118V121L215 122H220V124L219 123H217V124H219L220 126H221V124L223 125L224 123H227L226 121H228V120H231V121H233V123L232 122H228L230 125H226V124H224L223 126H226L225 128H228V127H230V136H229V133H227L229 130V128L228 129H225V128H220V127H218L219 125H216V123L214 124V125H216V127H218L217 129L215 128H212L213 130H209V129H211V128H209V127H211V125H210V123H214V121H213V119L214 118ZM223 117V118H224ZM226 117H227V119H226ZM231 117V118H230ZM235 117H238V116H235ZM235 117H233V119L235 118ZM249 117V118H250ZM135 118V119H134ZM137 118H139V119H137ZM151 118H153V120H155V119H157V121L155 120V123L156 122H158V123H154L153 125H152V123L154 122ZM179 118V119H178ZM210 118L212 119V120H210ZM229 118V119H228ZM242 118H244V117H241V119ZM262 118H263V120H262ZM137 119V120H136ZM153 121H151V120ZM167 120V121H164V120ZM183 119V120H182ZM193 119V120H192ZM194 119H198V120H196V121H199L198 123L194 120ZM241 119H239V117L236 119V120H240L241 121ZM135 120V121H134ZM140 122H139V121ZM143 120V121H142ZM151 122H150V121ZM169 120V121H168ZM179 120V121H178ZM182 120V122H185V125H184V123L182 124L180 121ZM211 122H210V121ZM215 120V119H214ZM221 120V121H220ZM245 120V119H244ZM248 120V119H247ZM147 121H149L150 122V125H149V122H147ZM193 121H195L193 124H192V126H193V128L192 129H194V125H195V131L194 130H192L191 129V125H188L189 127H190V129L192 130V131H194L193 133L191 132V130H187V129H184L183 130V127L185 128H188V126H186V124H189V123H191V122H193ZM225 121V122H224ZM239 121V122H240ZM139 122V123H138ZM146 122V123H145ZM187 122V123H186ZM210 122V123H209ZM224 122V123H223ZM244 122V121H243ZM249 122H247V123H249ZM136 123H138V125H139V127H138V125L135 127V125H136ZM142 123V124H141ZM145 123V124H144ZM178 123L180 124H182V126L183 127H181L180 126V128L182 129H180L179 128V130L181 131V133H180V131L177 129L178 128ZM207 123H209V124H207ZM241 123V122H240ZM246 123V122H245ZM262 123V124H263ZM144 124V125H143ZM160 124H162V125H164V126H161ZM199 126H198V125ZM203 124H205V125H203ZM261 124V125H262ZM143 125V126H142ZM145 125H146V127H145ZM152 125V126H151ZM159 125H160V127H159ZM173 125H175V127L176 128H173ZM208 125H209V127H208ZM214 125H212V127L214 126ZM254 125V126H253ZM264 125V124H263ZM262 125V126H263ZM134 126V127H133ZM141 126V127H140ZM156 126V127H155ZM201 126V127H200ZM203 126V127H202ZM222 126V127H223ZM228 126V127H227ZM237 126H240V124H238ZM250 126V127H249ZM252 126H253V128H252ZM258 126V127H257ZM150 127H154L153 128V131H152V128H150ZM169 127H170V129H169ZM196 127H197V129H199V131H197L196 132ZM131 128H134V131H133V133H131L130 134V131L129 130H131ZM137 128H139V129H137ZM145 128V129H144ZM158 128H164L163 130H164V132H165V130L166 131H168V132H162L163 130H160V129H158ZM173 128V129H172ZM200 128H202L201 130H203L204 128H207V131H208V133L205 131V129L203 130L206 134H208V136H209V133L210 134H212V131H215L216 132V130H218L217 132H219V130L220 129H222V130H225V131H222V130H220V132L222 133V134H225L224 132H226V134H228V138H227V136L225 137V135H220L221 137H222V139H220L221 137H219L217 140L218 141H220L221 143L223 142L222 140H223V138H227L226 140H228V141H226V143L225 142H223V143H225L226 144V146H224L225 144H222L223 146L222 147H219V146H217V145H215L216 147H217V151H219V150H221L222 149V151H220L219 153L217 152V153H213V152H216V150H214V145H212L213 147H211V146H209V144L208 143H205V142H207V141H205L206 140V138H208L207 136H205L204 134H201L202 136H203V138L205 139L204 141H202L203 140V138H201L202 140V142L203 143H201V144H206V148L208 149V150H210V153H211V149H213L212 150V153L215 155V158H214V156H212V158H214V159H216L215 161H211V162H216L217 160H220L221 162H223V164L221 163V162H216L217 164H215V163H213V164H210L211 162H210V159H211V157H210V155L208 156L207 155V157H209V158H207L206 156H204V159L205 160H207L206 162H203L204 160L202 159L203 158V156H201L203 153L205 154V153H207V152H203L204 150H206V148L204 149V148H200V147H202V145H200V143H194L195 141V138H197L196 136H195V134H197V136H199L200 134H199V132H200ZM250 128H252L251 130H250ZM85 129H86V131L89 133L90 132V134L89 135H91L92 136V138H93V140H92V138L90 137V136H88V134H87V136L88 137H90V138H85L86 136H84L83 137V133L82 132H85ZM141 129V130H140ZM142 129L145 131V133H146V131H147V133L145 134L144 133V131H142ZM149 129V130H148ZM155 129V130H154ZM168 129V130H167ZM174 129H176L177 131H179V133H177L176 132V130H174ZM232 129H233V132H231L232 131ZM245 129V130H246ZM256 129V131H261V130H257ZM84 130V131H83ZM174 130V132H172ZM187 130V134H185L186 131ZM12 131H13V133H12ZM138 132V135H136L137 134V132ZM140 131V132H139ZM141 131H142V133L144 134V136L143 137H141L142 136V133H141ZM149 131H150V133H149ZM152 131V132H151ZM160 131H161V135L163 136V133L165 134V139L166 140H164V138H162V136L160 135ZM188 131H190V132H188ZM203 131H201V133H203ZM240 131V132H239ZM15 132V133H14ZM86 132V133H87ZM176 132V133H175ZM184 132V133H183ZM196 132V133H195ZM9 133L11 134V136H8V137H6L7 135H9ZM39 133V134H38ZM139 133H140V135H139ZM151 133H153L154 135H152ZM174 133V135H172ZM194 134V135H192V137H191V134ZM240 133V134H239ZM262 133H263V138L261 137L262 136ZM6 134V135H5ZM15 134H17V135H15ZM20 134H22V135H20ZM133 134V135H132ZM135 134V135H134ZM152 136H151V135ZM190 134V135H189ZM215 134V133H214ZM218 134V133H217ZM235 134V135H234ZM243 134H245V135H243ZM253 134H255V132H253ZM256 134H258L257 132H256ZM14 135V136H13ZM19 135V137H17ZM37 135H39L40 136V138L39 139H37L38 141L36 142V139H35V136L37 137ZM84 135H85V133H84ZM145 135H147L146 137H145ZM178 135V136H177ZM186 135H189L191 138H193V137H195L194 139H193V141H191V143L193 142L194 143V145H192L193 147L197 144V146L195 147L196 149H197V147H198V149H201V151H202V153H201V151L199 150V151H197L196 149H194V152H192V150H193V148L191 149V147H189L190 145H188V144H190V137L189 136H187L186 137ZM218 135V136H219ZM231 135H234L233 137H232V139H230V137H231ZM16 136V137H15ZM21 136H23V137H21ZM38 136V137H39ZM136 136V137H135ZM159 136V137H158ZM166 136H168V138L171 140V141H173L174 143L176 142V143H179V144H173V142H171L168 138H166ZM171 136H173L174 138L175 137H177L175 140H174V138L173 137H171ZM202 136H200V137H202ZM217 136V137H218ZM224 136V137H223ZM238 136H237V140H238ZM244 136H245V138H244ZM247 136V137H246ZM256 136V137H255ZM4 137H6V139H4ZM150 137H153V139L151 138V142H150ZM164 137V136H163ZM183 137H185V140L187 141V142H185V140H184V138ZM189 137V138H188ZM212 137V136H211ZM26 138V139H25ZM87 139V140H85V139ZM161 138V139H160ZM182 138V139H181ZM210 138V137H209ZM214 138H215V136H214ZM214 138H213V140H214ZM2 139V140H1ZM33 139H34V141L35 142H32L33 141ZM91 139V140H90ZM158 139V140H157ZM168 139V140H167ZM179 139H180V141H179ZM190 139V140H189ZM200 138H197V142H199L200 140H199ZM249 139V138H248ZM45 140H46V142H45ZM89 140V141H88ZM178 142H177V141ZM189 140V141H188ZM199 140V141H198ZM225 140V139H224ZM229 140H231V141H229ZM234 140H235V138H234ZM2 141V142H1ZM13 141H14V139H13ZM12 141V142H13ZM44 141V142H43ZM82 141H84V142H86L85 144H86V148H85V151L83 150V148H81L82 147V145L81 144H83V145H85ZM159 141V142H158ZM164 141V142H163ZM182 141H183V143H182ZM200 141V142H201ZM253 141H254V143L257 145V146H255V144L253 143ZM15 141L13 142L14 143V145H13V143H12V145L13 146H15L16 144L18 145V143H16ZM23 142V141H22ZM25 142V143H26ZM80 142H82V143H80ZM170 142V143H169ZM185 142V143H184ZM189 142V143H188ZM209 142V141H208ZM213 142H215V141H213ZM233 142H235V141H233ZM233 142L231 143V145L233 144ZM264 142V141H263ZM16 143V144H15ZM80 143V144H79ZM90 143V144H89ZM172 143V144H171ZM187 143V144H186ZM192 143V144H193ZM210 143H212V140H211V142ZM219 143V142H218ZM221 143H220V145H221ZM246 143H248L247 144V146L249 145H251V146H254V147H251V148H247V146L245 145ZM144 144V149L145 150H142L143 149V147H142V145ZM161 144V145H160ZM164 144V145H163ZM166 144H167V146H166ZM183 144V145H182ZM186 144V146H187V150H185L186 149V147H184V145ZM208 144V145H207ZM235 144V143H234ZM241 144V143H240ZM245 146H244V145ZM264 144V143H263ZM20 146H21V143L19 144ZM24 145V144H23ZM26 145V148L24 147ZM23 147L24 148H22V149H24L25 151H26V149L28 150V148L30 147V146H32L33 144H25ZM179 145V146H178ZM199 145H200V147H199ZM219 145V144H218ZM236 145V144H235ZM238 145V144H237ZM11 145H10V143H9V147H10ZM27 146H28V148H27ZM41 146V145H40ZM44 146V145H43ZM161 147V149H160V147ZM171 146H173V148L171 147ZM177 146V147H176ZM204 146V145H203ZM208 146V147H207ZM230 146V145H229ZM248 146V147H249ZM0 147V148H1ZM6 147V146H5ZM52 147V148H51ZM55 147V148H54ZM140 147H142V148H140ZM169 147V148H168ZM174 147H176V149H174ZM191 149H189V148ZM209 147H211L210 149H209ZM231 147V146H230ZM262 147V146H261ZM16 148V147H15ZM31 148V147H30ZM29 148V149H30ZM54 148V149H53ZM77 148H81V149H79V151L80 150H82V151H78V149ZM168 148V149H167ZM172 148V149H171ZM178 148H183L182 149V152L178 149ZM254 148V149H255ZM258 148H259V146H258ZM32 149H33V146H32ZM159 149V150H158ZM174 149V150H173ZM203 149V150H202ZM262 148H260V150H261ZM16 150H17V148L15 149V152H16ZM34 150V149H33ZM48 150V151H47ZM71 150H74V151H71ZM75 150H77L78 152H76ZM165 150V151H164ZM168 152H167V151ZM170 150H172L171 151V153H170ZM195 150L197 151V152H195ZM264 150V149H263ZM19 152L18 153H20L21 151H20V149L18 150ZM29 151V150H28ZM36 151V150H35ZM35 151H34V153L32 152V154H35ZM84 151V152H83ZM140 151H142V153L140 152ZM144 151V152H143ZM163 153H162V152ZM175 151H177V152H175ZM180 151V152H179ZM186 151V153H184ZM189 151V152H188ZM262 151V150H261ZM5 152L6 154L5 155H3V153ZM10 152H11V150H10ZM22 152H23V150H22ZM31 152V151H30ZM37 152V151H36ZM72 152V154H70ZM173 152V153H172ZM200 152V156L202 157H200L199 155H198V153ZM264 152V151H263ZM25 153V152H24ZM80 153V154H79ZM140 153V154H139ZM144 153V154H143ZM163 155H162V154ZM175 153V155L173 156V154ZM177 153V154H176ZM182 153H183V156H180V155H182ZM189 153V154H188ZM190 153H191V155L193 154L194 156H192L193 157V159H192V157L190 158ZM194 153H196V154H194ZM211 153V154H212ZM253 153L251 154L252 155V157L254 156L253 155ZM9 154V153H8ZM27 154V153H26ZM30 154V153H29ZM31 154V155H32ZM137 154H139V155H137ZM166 156H165V155ZM186 156H185V155ZM208 154H209V152H208ZM212 154V155H213ZM220 155V154H222L221 156H220V158H222V157H224V158H227V162H230L231 160L230 159H232L233 161H231L230 163H228V164H232V162H233V164H235V165H240L241 167L239 168V170L240 171H238L237 172V166L236 167H234L233 168V166L231 165V167L234 169V171L233 170H231L232 168L228 165V168L231 170V171H228V173H227V171H226V173H225V171L224 170H226V168L224 169V167H226L225 166V164H227V162L226 161H223V160H225L224 158H222V159H219V158H217L216 156L217 155ZM258 154V155H257ZM12 155H13V157H12ZM47 155H49V154H45V157H49V160L50 161H52V159H53V161H55L54 160V158H52V157H50V155L49 156H47ZM51 155V156H52ZM142 155V156H141ZM206 155V154H205ZM135 156H137V157H135ZM138 156H140V158H142V159H139V157ZM170 156V157H169ZM174 157V158H171V157ZM176 156V157H175ZM186 157V161L188 160V162H186V163H188V164H186L185 162L182 164V162L183 161H185L184 160V158ZM258 156V157H257ZM5 157V158H6ZM17 157V156H16ZM26 157H28V155H26ZM25 157V158H26ZM31 157V158H32ZM135 157V158H134ZM183 157V158H182ZM189 157V158H188ZM198 157H200L201 159H198ZM219 157V156H218ZM251 156H250V159L252 158ZM23 158H24V156H23ZM23 158H21V159H23ZM29 158V157H28ZM52 158V159H51ZM159 158V159H158ZM162 158V159H161ZM168 158H170V159H172V160H170V159H168ZM179 158V159H178ZM195 158V159H194ZM207 158V159H206ZM264 158V157H263ZM64 159H62L63 161H61L60 162V160L57 162V159H56V162L59 164V162L62 164L63 162H64ZM131 159H133V160H131ZM134 159H135V162H137V166H136V163H134ZM137 159V160H136ZM157 159H158V161L159 162H157ZM161 159V160H160ZM165 159H167V160H165ZM183 159V160H182ZM7 160H9V161H7ZM24 160V159H23ZM22 160V161H23ZM36 160V161H35ZM47 161H49L48 159H46ZM45 160V161H46ZM142 160H144V161H142ZM176 160V161H175ZM182 160V161H181ZM190 160H192V161H190ZM197 160H199L198 162H197ZM201 160H202V163H206V166H205V164H201L200 165V163H201ZM209 160V161H208ZM213 160V159H212ZM228 160H230V161H228ZM247 160V159H246ZM27 161H28V159H27ZM42 163H41V162ZM66 161H68V162H66ZM131 161V162H130ZM140 161V162H139ZM170 161H175V163L174 164H176V165H173V162L171 163ZM263 161V162H262ZM24 162V161H23ZM22 162V163H23ZM40 162V164L38 165V163ZM128 162V163H127ZM181 162V163H180ZM189 162H190V165L192 164L193 166H189ZM193 162H195V163H198V165L197 164H195V163H193ZM226 162V163H225ZM256 162H258L259 164H257ZM5 163V164H4ZM8 163V165H6ZM20 163H21V160H20ZM32 163V164H33ZM45 163V162H44ZM142 163V164H141ZM143 163H144V167H143ZM157 163V164H156ZM180 165H179V164ZM207 163H209L208 165H207ZM221 163V164H220ZM247 165H246V164ZM261 163H263L262 165H261ZM28 164H31V162L30 163H28ZM42 164V165H41ZM53 164H55V163H53ZM128 164V165H127ZM132 165V167L135 165V167H131L130 165ZM134 164V165H133ZM139 164H140V166L142 165V167H140L139 168ZM149 164V165H148ZM151 164H152V166H151ZM181 164H182V169L183 168H185L186 167V165H188L189 167H193V168H195V170H193V168H192V171L191 170H187V168H188V166H187V168H185L188 172H186L185 171V169H183V171H182V169H181ZM186 164V165H185ZM214 164L216 165V166H214ZM218 164H220V165H218ZM242 164H245V165H242ZM250 164H252L253 166H255L256 164L258 165V166H262L260 169H258L259 167L256 165L255 167H253V166H251ZM15 167V169H12L11 167ZM71 165V166H70ZM154 165H156V167L154 166ZM159 165H161V166H159ZM178 165L180 166L179 168L181 169V171L180 170H178L179 168H177L178 167ZM183 165H185V167L183 166ZM195 165H196V167L198 168H196L195 167ZM209 165H211V166H209ZM223 165V166H222ZM46 166H47V163H46ZM128 166H129V171H128ZM148 168H147V167ZM175 166V167H174ZM222 166V167H221ZM243 166V167H242ZM248 166V167H247ZM22 167L24 168V169H22ZM36 167V168H35ZM50 167V166H49ZM56 167H54V168H56ZM138 167V168H137ZM149 167H150V169H149ZM152 167V168H151ZM157 167H158V169H157ZM160 167V168H159ZM170 167H173V168H170ZM199 167H201V168H199ZM206 167V168H205ZM208 167H211V168H208ZM212 167H213V169H212ZM215 167V168H214ZM219 167H221V168H219ZM246 167V168H245ZM251 167V168H250ZM11 168V169H10ZM58 168H56V169H58ZM130 168H132V169H130ZM146 168V169H145ZM155 168V169H154ZM175 168H177V169H175ZM204 168V169H203ZM208 168V169H207ZM216 168H218L219 170H217ZM227 168V170H229ZM242 168H245V169H242ZM17 169V172L19 171L20 173L22 172V170H25V171H23V173H19V176L16 178L15 177V179H14V176H17V174H15V173H17L15 170ZM22 169V170H21ZM30 169V170H29ZM36 169V170H35ZM40 169V170H39ZM138 169V170H137ZM143 169H145V170H143ZM152 169V170H151ZM154 169V170H153ZM168 169H172L173 170V172H172V170L171 171H169ZM191 169V168H190ZM213 170V173H215V174H210V175H208L207 173L208 172H210L209 170ZM220 169H224L223 171L222 170H220ZM242 169V170H241ZM247 169V170H246ZM251 169H254V170H256V172L257 171H259V170H261L260 172H255L254 170H252L253 172H255V174L254 175H251V174H249V173H246V171H248V172H250L251 173V171H249V170ZM6 170H9L8 172L6 171ZM13 170V171H12ZM21 170V171H20ZM147 170V171H146ZM152 171V173H151V171ZM159 170V171H158ZM175 170H177L178 172V174L177 173H175L176 171ZM204 171V173H203V171ZM211 170V171H212ZM214 170H215V172H214ZM218 172H217V171ZM243 170H246V171H243ZM5 171H6V174H5ZM13 172L11 175L13 176L12 178L14 179V181L15 182H19L18 184L17 183H15V185H14V183H12L13 184V188H14V190H12L13 188L11 187V182H12V180H11V182L9 181L10 179V177H11V175H10V172ZM15 171V172H14ZM28 171V172H27ZM51 171V172H50ZM57 171H59V172H57ZM139 171V172H138ZM140 171H141V173H140ZM148 173H146V172ZM153 171H154V173H153ZM169 171V172H168ZM192 172V174L194 175V173H195V171H196V174H195V176H197V178L199 177V176H201V177H203L204 175L206 176V174H207V176L208 177H203L204 178V180L206 181L207 180V182H205L204 184H203V182H204V180L202 179H198L197 180V178L196 177H194L193 176V178L189 175L190 173L189 172ZM206 171H208L207 173H206ZM243 173H242V172ZM132 172V173H131ZM133 172H135V173H133ZM145 172V173H144ZM150 172V173H149ZM170 172H171V175H170ZM201 172V173H200ZM221 172H224V173H221ZM235 172H237L238 174H240V173H242V174H244V172L246 173V175L244 174V176H247V174H249L247 177H245V180H249V179H251V177H250V175L251 176H254L252 179H253V181H254V184H253V186L251 185V182L253 183V181H249V182H245L244 181V183H242L241 181H243V180H241L242 178H244V176L242 177V175L240 176V178H238L237 180H240V181H237V182H241V185H242V187L244 188L245 186L243 185V184H245V185H248L249 186V183H250V192H249V196L247 195V193H246V198H247V200L245 199H243L244 201H246V202H243L242 200H240L239 199V196L240 195H238V193H237V198L234 196V200H229L230 198V196L227 194V196H228V198H226V199H223V195H225V194H222L221 192L225 189V188H227L228 186H230L229 187V189L228 190H230V188L231 189H234V190H236L237 189V187H238V185L240 186V184H237L236 182H233V180L235 181V179H236V177H238V175H236V173ZM253 172H252V174H253ZM8 173V174H7ZM136 173H138V174H136ZM143 173V174H142ZM168 173V174H167ZM173 173V174H172ZM174 173L176 174V175H174ZM185 173H187V177H185ZM206 173V174H205ZM261 173H263V174H261ZM15 174V175H14ZM23 174V175H22ZM132 174H135L134 176L132 175ZM146 174V175H145ZM165 174H166V176H165ZM185 174V175H184ZM200 174V175H199ZM202 174V175H201ZM9 175H10V177H9ZM22 175V176H21ZM129 175H132V176H129ZM142 175V176H141ZM149 175V176H148ZM155 175L159 178L160 176H163L164 175V177L163 178H161V179H157L156 177H155ZM168 175H170L171 177H169ZM189 175V176H188ZM199 175V176H198ZM135 176H137L138 178L139 177H143L142 179L140 178V179H135L136 177ZM148 178V177H150L149 179H147L146 177ZM177 176V177H176ZM7 177V178H6ZM148 180V181H146L145 180V178ZM166 177V178H165ZM168 177L169 178H171L172 179V183L170 182V179H169V181H166L167 179H168ZM173 177H176L175 179L173 178ZM184 177H185V180H184ZM188 177H189V179H188ZM191 177V178H190ZM201 177H199V178H201ZM242 177V178H241ZM250 177V178H249ZM129 178H132V179H129ZM247 178V179H246ZM249 178V179H248ZM4 179H7V186L5 185L6 184V181L4 180ZM127 179V180H126ZM152 179V182L150 181ZM164 179V180H163ZM166 179V180H165ZM187 179L188 180H190V181H187ZM194 179V181H193V183H192V180ZM251 179V180H252ZM16 180H20V181H16ZM139 180V181H138ZM155 180V181H154ZM176 180V183H174V185H173V182ZM196 180V181H195ZM202 182V186L203 187H205L204 185H206V192L204 193L203 192V190H202V188H200L199 189V192L200 191H202L203 193H202V195L201 194H199V192L197 193V194H199V195H197V194H195V191L197 190L198 191V189H196V188H199V187H201V183H200V181ZM232 180V184H230V181ZM129 181H130V183L131 182H133V183H129ZM141 181V182H140ZM145 181V182H144ZM167 182V183H165V182ZM180 181V182H179ZM127 182V183H126ZM139 182V183H138ZM144 182V183H143ZM169 182H170V185H169V188L168 187H166L167 185L166 184H169ZM185 182L186 183H190V185H187V187L188 186H192L193 185V189L195 190L194 192L192 191V189H187L185 186ZM255 182H256V184L259 182V184H255ZM129 183V184H128ZM150 183V184H149ZM154 183V184H153ZM164 183V184H163ZM181 184V185H179V186H176L175 184ZM246 183H248V184H246ZM0 184V185H1ZM9 184H10V186H9ZM128 184V185H127ZM133 184H136V185H134L135 186V189H134V186H133ZM139 184V186L141 185H143L142 187H143V191H142V194H141V197L139 196V198H138V202H136V205H137V203H138V208L137 207H133V205L132 204H130V203H134L135 202V200L137 201V198L135 197L137 194H138V190H140L139 189V187L137 188V185ZM185 186H184V185ZM228 184V186H226ZM235 184H237V185H235ZM16 185H17V187H16ZM23 186V187H21V186ZM132 185V186H131ZM144 185H147V187H145ZM150 185H152L151 187H150ZM164 185V186H163ZM166 185V186H165ZM196 185V187H194ZM198 185V186H197ZM226 186V187H224V189L222 188L223 186ZM232 185V186H231ZM237 186L236 187V189H235V187L233 188V186ZM256 185V186H255ZM20 186V187H19ZM140 186V187H141ZM220 186V188H222V190H220V192L218 191L219 190V187ZM222 186V187H221ZM253 188H252V187ZM9 187H11V188H9ZM15 187H16V189H15ZM145 187V188H144ZM149 187V188H148ZM159 187H162V188H164L163 190L166 192V193H170L169 195L167 194H165V192H163V190L160 188L159 189ZM179 187V188H178ZM182 187V188H181ZM259 188V190H258V192H256L257 190H255L256 188ZM2 188H4V191L5 190H8V189H10V191L12 190V192H9V190H8V192H2ZM6 188V189H5ZM8 188V189H7ZM18 188V189H17ZM23 188V189H22ZM166 188H168V189H166ZM171 188V189H170ZM173 188H174V191H173ZM176 188L177 189H179V190H176ZM184 188H185V192L183 193L182 191H184ZM192 188V187H191ZM209 188V189H208ZM218 189V190H216V189ZM240 188V187H239ZM255 188V189H254ZM20 189H22L21 190V193H19L20 191ZM25 189V190H24ZM53 189H55V190H53ZM129 189V190H128ZM158 189L161 191L162 190V192H160L159 193V191H158ZM186 189H187V191H192L191 193H189V192H187L186 191ZM208 189V190H207ZM240 189H242V188H240ZM247 189V188H246ZM245 188H244V190H246ZM253 189H254V191H253ZM262 189V190H261ZM15 190H16V192H15ZM51 190H53V191H51ZM131 190V191H130ZM137 190V191H136ZM152 190V191H151ZM171 192H170V191ZM181 190V191H180ZM205 190V189H204ZM227 190V189H226ZM224 191V192H227V191ZM13 191H14V193H13ZM23 191V192H22ZM176 191H180V192H182V193H177ZM216 191V192H215ZM252 191V192H251ZM260 191L262 192L261 194H260ZM19 193V194H17V197L14 195V194H16V193ZM57 192H58V194H57ZM129 194H133V196H132V200H131V198L129 197L130 195H128L127 196V194L128 193ZM130 192H132V193H130ZM134 192V193H133ZM136 192V193H135ZM140 192V191H139ZM212 192V193H211ZM214 192V193H213ZM223 192V193H224ZM234 192V191H233ZM243 192V191H242ZM256 193V196H258V195H260V197L258 196V199L256 198V197H254L253 195ZM5 193V194H4ZM13 194V196H15V197H13L12 196V194ZM159 193V195H157ZM162 193V196H163V199H164V201H163V199L161 198V199H159V204H157V206H156V202L155 201H153V200H157L159 197H161V194ZM173 193V194H172ZM189 193V194H188ZM207 193V194H206ZM220 193V194H219ZM252 193V196H250V194ZM254 193V194H253ZM259 193V194H258ZM11 194V195H10ZM33 194V195H32ZM52 194V195H51ZM177 194V195H176ZM180 194V195H179ZM191 194V195H190ZM195 194V196H194V200H195V198H197L196 196H198V198L196 199V201L199 203H201V206L202 205H204V206H202L203 207V210H202V208H199L198 206H199V204L196 202V201H194L195 202V204L197 203V205L195 206L194 204H193V200H190V196H191V199L193 198V196L192 195H194ZM209 194H211V195H209ZM222 196V198L221 199H223V200H225L224 201V203L221 201V199L220 198H216L215 196ZM229 194H233L232 193V190H231V193L229 192ZM239 194H240V192H239ZM264 194V193H263ZM29 195V196H28ZM35 195V196H34ZM38 195V196H37ZM44 195V196H43ZM56 195V196H55ZM140 195V194H139ZM150 195V196H149ZM175 195V196H174ZM182 195H184V197L186 198L187 196H189V204L187 203V199L185 200V198L183 199V196ZM204 195H206V196H204ZM207 195L208 196H210V198H211V196L212 195H214V197H212L211 199L213 200V201H215L213 204H212V202H211V199H210V201H209V199H208V201H207V199L206 198H208L207 197ZM242 195V194H241ZM262 195V196H261ZM43 196V197H42ZM50 196V197H49ZM126 196H127V198H126ZM138 196V195H137ZM142 196H143V199H142ZM159 196V197H158ZM165 196V197H164ZM168 196H170L169 197V200H171L172 198V200L173 201H167L166 199L168 198ZM172 196V197H171ZM174 196V197H173ZM178 196V198L180 199V197L179 196H182L181 197V199H180V201H179V199L178 198H175V197H177ZM202 196V197H201ZM217 196V197H218ZM1 197V196H0ZM42 198V199H40V198ZM55 197H63V199L64 200H58L57 202H53L54 201V199H56ZM130 198V201H132V202H129L128 200H129V198ZM156 197H158V198H156ZM200 197V198H199ZM205 198V200L209 203H207L205 200V202L204 203H206V205H207V207H206V205L205 204H203V199ZM243 197V196H242ZM251 198V200L253 199V197H254V202H256V201H258V202H256V204H257V207H258V205L260 204V202L262 203V209L263 210H259L258 212H260L259 214H258V216H260V217H258L257 215L255 216L254 214V212L258 209H256L254 212H252V210H250L251 212H252V214L253 215H251L252 216V218H250L251 216H250V213L248 214V212H249V210L247 209V208H249V206H250V208L249 209H251V206L253 205V206H255L256 204L253 202V200H252V202L254 203H252L251 201H250V198ZM263 197V198H262ZM31 199V201H30V199ZM37 198H38V200H37ZM43 198H44V200H43ZM50 198V199H49ZM52 198H54V199H52ZM85 198H87L86 200H85ZM134 198V199H133ZM166 198V199H165ZM171 198V199H170ZM240 198H241V196H240ZM244 198V197H243ZM248 198H249V200H248ZM262 198V199H261ZM2 199V198H1ZM22 199H24L23 200V202H22ZM29 199V200H28ZM33 199V200H32ZM49 200L48 202L46 201L45 202V200ZM53 201H52V200ZM142 199V202H140V200ZM183 199V200H182ZM198 199H199V201H198ZM220 199V204H219V201L216 203V200H219ZM228 199V201H230L229 203H230V206L232 205L231 203H233V210H232V212L230 211L232 208L229 206V203H228V201H226ZM231 199H232V197H231ZM235 199H239V201L237 200H235ZM242 199V198H241ZM256 199V200H255ZM4 200V199H3ZM9 200V201H8ZM26 200V201H25ZM44 202H42V201ZM90 202H88V201ZM134 200V201H133ZM145 202H144V201ZM147 200V201H146ZM160 200H162V201H160ZM174 200H177V201H175V204H174ZM17 201V202H16ZM29 201V202H28ZM40 201H41V203H40ZM53 202L52 204H50V205H48V204H46V203H49V202ZM59 201H61L60 202V204L58 203ZM81 201H83L84 202V205L85 206H87V207H85V209H82V208H80L79 206H78V208H77V206H76V208H77V211L75 210L76 208L74 207V206H69V205H67V203L68 202H70V203H72L73 204V202L74 203H79V202H81ZM87 201V202H86ZM148 201H151V202H155V205L153 206V204L154 203H149ZM167 201V202H166ZM185 201V202H184ZM192 201V202H191ZM241 201V202H240ZM250 201V202H249ZM0 202L1 203H4V201L2 202L1 200H0ZM19 202V203H18ZM21 202V203H20ZM39 202V203H38ZM50 202V203H51ZM82 202V203H83ZM86 202V203H85ZM143 203V206H140L141 204ZM157 202V203H158ZM171 203V205L169 204V203ZM173 202V203H172ZM177 202H181V203H183L184 202V204H185V206H188V207H185V210L183 209L184 207H183V204H181V203H177ZM191 202V203H190ZM235 202V203H234ZM238 202H240V204H238ZM1 203H0V205H1ZM9 203V204H10ZM16 203H18L17 205H16ZM38 203V204H37ZM63 203H64V206H63ZM66 203V204H65ZM89 203V204H88ZM144 203H148V204H150V207H149V205H148V207L146 208V206L144 205ZM160 203H162V204H160ZM163 203H165L164 205H163ZM168 203V204H167ZM187 203V204H186ZM216 203V204H215ZM221 203L223 204L222 206L224 207V206H226L227 204V207H224V208H221L220 207V205H221ZM226 203V205H224ZM246 204L247 203V206H245L246 208H244L243 207V205H241V204ZM251 205H250V204ZM56 204V205H55ZM59 204V205H58ZM87 204V205H86ZM140 204V205H139ZM152 204V205H151ZM170 205L169 207L170 208H172V209H170L167 205ZM172 204H174V205H172ZM191 204H193V205H191ZM211 204H212V207H211ZM4 205H1L3 208H0V209H3L4 210V208H6V206H4ZM14 205H12V207L14 206ZM38 205V206H37ZM52 205V206H51ZM53 205L55 206V207H57V209L56 208H54L53 207ZM60 207H58V206ZM67 205V206H66ZM159 205L161 206H163V207H159ZM180 206V209L181 210H179V206ZM181 205H182V207L183 208H181ZM213 205H214V207H215V205H217V207L218 208H216L217 209V211H216V209H214V210H209L208 208H214L213 207ZM240 205V206H239ZM11 206V205H10ZM9 205H7V207H10ZM62 206V207H61ZM176 206H178V207H175ZM192 206V207H191ZM197 207L195 210L196 211H199V212H196L194 209H193V211L194 212H191L192 214H193V218L191 217V215L190 214H188V216L189 217H191L192 219H194V221H192V219L191 218H189V217H186V218H189L191 221H192V224L194 225V223H195V226L194 227H196V225H197V227L195 228V229H193V230H191V231H189L190 229H189V227L192 225L191 223H189V222H191L189 219L187 220V219H185V216H183V215H186L188 212H189V210H188V208L190 207V211H192V208H195V207ZM235 206V207H234ZM236 206H238L237 208H236ZM260 206V205H259ZM22 207H19L20 209H19V212H21L22 210H21V208ZM141 207H145V208H141ZM167 207V208H166ZM173 207H174V210L176 209V210H178L177 211V213H176V210H175V215H176V217L174 216V214H171V212L170 211H174L173 210ZM204 207H206V208H204ZM230 209H229V208ZM241 207H243L242 208V214H240L241 213ZM18 208V207H17ZM70 208V209H69ZM73 208H75L74 209V211L72 210ZM168 208L170 209V211L168 210ZM178 208V209H177ZM186 208H187V210H186ZM219 208H221L224 212H222V210H220ZM226 208H228L227 210H226ZM254 208V207H253ZM252 208V209H253ZM255 208H256V206H255ZM254 208V209H255ZM23 209V208H22ZM36 209V211H38L39 213H41L42 211L40 210L39 211V209L37 210ZM51 209V210H50ZM198 209H200V210H198ZM235 209V210H234ZM238 209H239V212L237 213V211H238ZM253 209V210H254ZM259 209H261V208H259ZM3 210H0V213L3 211ZM31 210V211H30ZM164 210H165V212H164ZM166 210L168 211L167 213H166ZM202 210V211H201ZM229 210V211H228ZM237 210V211H236ZM246 210H248V212L245 211ZM11 210H9V212H8V214H11V215H8V214H6L7 212H5L4 211V214H2L3 216H2V218H4L3 220H4V223H5V225L6 226H8V225H11V222H12V220L14 219L15 220V218H13L16 214H17V211H18V209L15 211V213H14V211H13V213H11L10 212ZM211 211H214V212H211ZM226 211V212H225ZM236 211V212H235ZM262 211V212H261ZM28 212H25L26 214H27V217H25L24 218V222L25 221H27L28 219H30L31 218V216H29L28 217V214H30V213H28ZM24 213V212H23ZM24 213V214H25ZM43 213V212H42ZM41 213V215H44L45 216V214L43 213L42 214ZM197 213V214H196ZM199 213V214H198ZM202 213V214H201ZM215 213H216V215H215ZM221 213H225L224 215H222ZM244 213V214H243ZM247 213V216H246V218H245V214ZM30 214V215H31ZM53 216H52V215ZM64 214V215H63ZM67 214H68V217H67V219L65 220V221H67V220H69L67 223H65V222H63V220L66 218V216H67ZM71 214V217L69 216ZM75 214V215H74ZM194 214H195V216H194ZM214 215V217H213V215ZM221 214V215H220ZM237 214H239V216L237 215ZM13 215V216H12ZM21 214L19 213V216H20ZM36 215H33L34 217L36 216ZM41 215H40V217H41ZM66 215V216H65ZM170 215H172V216H174L173 218L170 216ZM199 215V216H198ZM232 215H236V216H233V218H232ZM242 215H244L243 216V218L242 219H244V220H242V219H240L241 217L240 216H242ZM10 217V218H12V220H11V222H10V218L9 219H7V220H9V224H6L7 223V221L5 222V219L7 218V217ZM17 216H18V214H17ZM19 216H18V218H19ZM23 216H26V215H23ZM44 216H42V217H44ZM64 216V217H63ZM181 217V216H183V218L185 219V222H184V219L182 220L181 218L179 219L178 217ZM187 216V215H186ZM198 216V217H197ZM202 218H201V217ZM225 216V217H224ZM248 216H250V217H248ZM261 216H263V218L261 217ZM0 217H1V215H0ZM46 217V216H45ZM70 217V218H69ZM201 219H200V218ZM225 218L226 220H225V222L228 224L229 222V220L232 218V219H234V220H236V222L235 221H233L232 220V222L230 221V223L231 224H228L230 227H231V225L233 224L234 225V222H235V226H233V227H236V225L239 223L238 222V220H242V223L241 224H243V223H245V224H243L242 226H246V224L250 221V224L249 225H251V230L252 231H254L253 229V227L255 226V228H256V230L254 231V232H251V230L249 231V229H248V226L246 227L248 230L246 231V228H245V226H244V229H242V230H239V229H237V233H236V235H235V238L233 237L232 238V236L234 235V231L236 230V228H240L241 226H238V227H236L235 229H231L230 228V230H232V231H230L229 230V227H228V225L227 224H225V222H224V219H221V218ZM237 217H239V219L237 218ZM249 219H248V218ZM255 217H257V218H255ZM21 219H22V217H20ZM19 218V220H17V221H20L19 222V228H17L16 226V229H14L15 231L16 230H18V231H27L26 229L27 228H29V223H28V225H26V223H25V225H26V227L25 226H23L22 225V221H21V219ZM27 218V219H26ZM45 219L44 218V221H46L47 222V220H49V219ZM64 218V219H63ZM71 218V219H72ZM167 218V219H166ZM170 218H171V220H170ZM195 218H197V220L195 219ZM258 218H259V220H260V218H261V220H262V224H263V226L261 225V223L259 222V224H258V221L257 222H254L255 223V225H253V227H252V224H251V222L253 223V221H256V219L258 220ZM17 219V218H16ZM26 219V220H25ZM35 220L37 219V218H34ZM34 219H33V221H34ZM162 219V220H161ZM176 219V222H178V223H174L173 222V220H175ZM198 219H200L199 221H198ZM210 220V221H207L208 222V224L207 225H209V226H207L206 224L205 225H203L204 223H207V222H204L203 220ZM229 219V220H228ZM250 219H252V221L250 220ZM255 219V220H254ZM3 220H1V221H3ZM31 220V219H30ZM172 221V222H170V223H172V224H168V221ZM228 220V221H227ZM246 220V221H245ZM0 221V222H1ZM32 221V222H33ZM39 220L37 219V222H38ZM43 221V222H44ZM164 221L166 222V223H164ZM188 222V225L189 224H191L190 226H188V228L186 227L185 228V224H186V226H187V222ZM202 221V222H201ZM212 221H214V222H216V224L214 223V222H212ZM222 221V222H221ZM14 222L15 221H13L12 222V225H14ZM23 222V223H24ZM40 222H42V219H41V221ZM41 223V224H44V223H46V222H44V223ZM164 224H163V223ZM180 222H183L184 224H182V223H180ZM198 224H197V223ZM4 223L3 224H1L0 226L2 227V231H0L1 232V234H3L4 232H3V230H6L5 231V235H6V232H7V230H9V228H10V230L12 231L13 230V228H15V227H8L7 229H6V226H4ZM35 222H33V224H34ZM56 223V224H55ZM60 223V224H59ZM62 223V224H61ZM65 223V224H64ZM212 223V224H211ZM214 223V224H213ZM221 223L223 224V226L221 225ZM18 223H16V225H17ZM32 224V223H31ZM36 224V223H35ZM41 224L40 223H38L37 225H34V228L31 230V228L28 230L29 232H27V233H32V236H33V232H34V235H35V232H36V230H37V228L39 227L38 225H40L41 226ZM168 225V226H166V225ZM174 224V225H173ZM181 226H180V225ZM226 226H225V225ZM20 225L22 226V229L20 228ZM58 225H59V227H58ZM178 225H179V227H178ZM183 225V226H182ZM192 225V226H193ZM198 225H199V227H198ZM213 225H216V226H213ZM238 225H240V224H238ZM258 225H259V227H258ZM38 226V227H37ZM46 225H44V227H45ZM61 226V227H60ZM174 227V228H172V227ZM191 226V227H192ZM205 226H207V227H205ZM220 226H222V230L220 229ZM262 226V227H261ZM4 227H5V229H4ZM37 227V228H36ZM184 227V229H182ZM209 227V229H207ZM214 227V228H213ZM219 227V228H218ZM227 227V229H225ZM25 228V229H24ZM36 228V229H35ZM41 228H43V226L41 227ZM40 228V229H41ZM59 228V229H58ZM69 228V227H68ZM72 228H77L78 230H76V229H72ZM177 228H179L178 230L180 231V235L179 234H177L178 232V230H177ZM201 228V229H200ZM203 228H204V230H203ZM216 228V229H215ZM21 229V230H20ZM35 229V231H33ZM40 229H38L39 231H40ZM52 229V230H53ZM66 229V228H65ZM189 229V230H188ZM199 229V230H198ZM212 229H214V230H212ZM222 231H220V230ZM223 229H225V231H223ZM257 229H258V231H261V234L262 235H260V237H259V235L256 233V231H257ZM33 231V232H31V231ZM37 230V232H39ZM64 230V228L62 229V231ZM76 230V231H75ZM182 230H183V233L184 234H182L181 232H182ZM203 230V234L201 233V231ZM209 230H210V232H209ZM216 230H217V233H216ZM219 230V231H218ZM11 231L9 232L10 234H11ZM17 231V232H18ZM56 231V232H57ZM66 231V233L65 232H63V234H66V237H68L67 236V230H65ZM69 231V230H68ZM76 233H75V232ZM199 231H200V234H199ZM205 231V232H204ZM227 231V234L230 236H228L225 232ZM229 231V232H228ZM238 231H243L242 232V234H243V236L241 235V232H238ZM244 231L246 232V233H244ZM7 232V233H8ZM13 232L14 231H12V235H15V234H17V233H14L13 234ZM43 232H45V231H40L39 232V234L38 233H36V234H38L39 235V237H41L44 233ZM45 232V233H46ZM51 232H53V231H51L50 230V233ZM55 232V233H56ZM189 233V234H186V233ZM213 232V233H212ZM216 234H215V233ZM223 232L226 234H223ZM231 232V233H230ZM233 232V233H232ZM236 232V231H235ZM251 232V233H250ZM7 234L6 236H10V234ZM19 233V232H18ZM27 233H25L26 235H27ZM41 233H43V234H41ZM55 233H53V235H55ZM75 233V234H74ZM192 233V234H191ZM194 233V234H193ZM207 233H209V234H207ZM220 233V234H219ZM247 233H250L251 234V236L250 235H247ZM20 234H21V232H20ZM20 234H18L17 236H19V239H21L20 241H21V243L22 244H24L23 242H24V237L26 236L24 233H22V234H24V239L23 238H20ZM57 234V233H56ZM61 234L62 233H60V236H61ZM68 234H69V232H68ZM186 234V235H185ZM239 236H238V235ZM246 234V235H245ZM255 235V236H253V240H254V242H253V240H252V235ZM260 234V233H259ZM4 235V236H5ZM181 236L182 238H178L179 236ZM208 235V236H207ZM212 235L214 236V237H212ZM220 235V236H219ZM222 235H224V236H222ZM256 235H258L257 236V238H256ZM3 236V237H4ZM46 236V235H45ZM44 236V237H45ZM74 236V237H75ZM184 236H186L187 238H185ZM195 238H194V237ZM217 237V239H216V237ZM236 236H237V239H236ZM245 236H246V238H245ZM248 236V237H247ZM1 237V236H0ZM26 237H30L29 236V234H28V236H26ZM37 237V235H35V237H33V238H36ZM39 237H38V239H36L38 242H40V239L41 240H43L44 241V239H42L43 238V236H42V238H40L39 239ZM54 237V236H53ZM82 239H81V238ZM192 237V239H190ZM221 237V239H219ZM227 237V238H226ZM241 238V243H238V242H236V246L238 245V246H240V244H243V248L241 249H239V247L237 246V248H236V246L234 245V243H235V241L236 240H238V238ZM258 237H259V239L261 240H259L258 239ZM262 237V238H261ZM31 239H32V237H30ZM46 238V237H45ZM63 238H64V236H63ZM73 238V237H72ZM185 238V239H184ZM230 238H231V240H235V241H231L230 240ZM239 238V239H240ZM245 238V239H244ZM247 238H250L249 239V241L251 242V243H249L248 242V239ZM255 238V239H254ZM3 239V238H2ZM10 239H11V237H10ZM28 239V238H27ZM27 239H25V241L27 242ZM31 239H28V243H30V241H31ZM54 239V238H53ZM60 239V238H59ZM58 239V240H59ZM66 239V238H65ZM65 239L63 240L65 243H66V241H65ZM74 239V238H73ZM76 239V240H77ZM223 239V240H222ZM227 239V241H225ZM257 239H258V241H257ZM22 240H23V242H22ZM33 241H35V239H32ZM55 240H56V237H55ZM244 240V241H243ZM37 241H35L36 243H38ZM43 241H41V242H43ZM47 241V240H46ZM46 241H44V242H46ZM68 241V242H69ZM74 241H75V239H74ZM17 242V244H18V241H16ZM35 242H33V243H31V244H36ZM54 242V241H53ZM68 242L66 243L67 245H69L68 244ZM252 242H253V244H252ZM238 243V244H237ZM31 244H26L25 243V245L26 246H28L27 247V249H29L28 251L29 252H33V254H34V252H36L37 254H39V257L42 255V253H43V255L42 256H44V252H45V250L47 251V248L46 249H44V251L42 250L41 252H38L40 249H43V247H42V245H44V243H40V245L39 246H41L42 248H40L39 249V247L38 246H36V247H34L33 245V247L31 246ZM46 244V243H45ZM50 244L52 245V243H51V241H50ZM56 244H58V243H56ZM60 244V243H59ZM65 244V245H66ZM249 244H251L252 245V247H251V245H249ZM38 245V244H37ZM64 245V248L66 247ZM234 245V246H233ZM16 246V245H15ZM17 246H20V244L19 245H17ZM26 246H24V245H22V247H24V248H26ZM46 246H47V244H46ZM49 246V245H48ZM52 246H54V245H52ZM52 246H50V247H52ZM59 246H61V245H59ZM59 246H57L58 248H62L61 249V252H62V250L64 249L63 248V246L62 247H59ZM253 246H254V248H253ZM14 247V246H13ZM230 247L232 248V249H230ZM249 247H251L250 249H249ZM20 248V247H19ZM24 248H23V251H25V250H27V249H25L24 250ZM34 248V249H33ZM35 248H36V251H35ZM45 248V247H44ZM233 248H235V249H233ZM244 248H246V249H244ZM253 248V249H252ZM16 249V248H15ZM37 249H38V251H37ZM67 249V248H66ZM66 249H64V250H66ZM230 249V250H229ZM236 249H238V250H236ZM246 250V251H244V250ZM252 249V250H251ZM17 250V249H16ZM20 250H21V248H20ZM51 250H53V249H51ZM51 250H49V252L51 251ZM56 250V251H55ZM240 250H242L241 252H239ZM59 251V250H58ZM57 251V249L56 248H54V254L52 253V251L50 252V253H52V255H55V252L57 253L58 252ZM228 251H229V253H228ZM232 251V252H231ZM235 252V254H234V252ZM236 251H238V252H236ZM29 252H27V253H29ZM48 252V253H49ZM9 253V252H8ZM12 253L14 254V252L12 251L11 252V255H12ZM26 253V252H25ZM50 253L49 254H46L47 256H50L49 257V259L51 258V257H54V256H52V255H50ZM59 253L60 252H58V255H59ZM64 253H67L66 255H68V252H64ZM72 253V254H71ZM232 253H233V255H232ZM22 254V253H21ZM24 254V253H23ZM32 254V253H31ZM63 254V253H62ZM227 254V255H226ZM239 254V255H238ZM243 254V255H242ZM1 255V254H0ZM10 255V256H11ZM16 255V254H15ZM25 256H26V254H24ZM65 255V254H64ZM63 255V257H66V256H64ZM231 255V256H230ZM234 255H236L237 257H239V258H235V257H233ZM5 256V255H4ZM17 256V255H16ZM24 256V257H25ZM29 256H30V254H29ZM28 256V257H29ZM32 256H34V255H32ZM32 256H30L29 258L28 257H26L25 259H26V261H27V258L29 259V260H31L30 258L32 257ZM35 256H38V255H35ZM34 256V260H36V261H33L35 264L37 263V260L39 259H41V262L39 263V264H47V262H48V260L46 259V258H48L47 256H44L45 258H43L42 256V258L40 257V258H37V257H35ZM57 256V255H56ZM62 256V255H61ZM60 256V258H62L61 260L62 261H66V259H68V263L67 264H70L71 262H69L70 260L69 259H71L70 258V256H67V257H69V258H65V259H63V257H61ZM223 256H225V257H223ZM231 257V259H230V262H228L229 260V258ZM241 256H244L243 258L241 257ZM6 257L8 258L9 256L8 255H6ZM12 257V256H11ZM18 257V256H17ZM16 257V258H17ZM20 257H22L23 258V255L22 256H20ZM222 257L224 258V259H222ZM16 258H15V260H16ZM197 258H199V259H197ZM233 258V259H232ZM235 258V259H234ZM242 258V259H241ZM245 258V259H244ZM0 259H1V256H0ZM2 259H4V258H2ZM6 259V258H5ZM4 259V260H5ZM9 259V258H8ZM8 259H6V260H8ZM14 259V258H13ZM32 259H33V257H32ZM44 259H46L47 260V262L45 263L43 260ZM53 261H54V258H51ZM198 261H197V260ZM239 259H241V261L239 260ZM14 260V261H15ZM22 260V259H21ZM38 260V261H39ZM205 260H207V261H205ZM224 260H225V262H224ZM234 260V261H233ZM237 260H239V261H237ZM1 261V260H0ZM9 261V260H8ZM23 261H25L24 259H23ZM65 261H64V263H65ZM221 261H222V263H221ZM237 261V262H236ZM243 261H245V263L243 262ZM3 262V261H2ZM1 262V264H3ZM9 262H11V261H9ZM31 262V261H30ZM67 262V261H66ZM8 262H6L5 261V264H7ZM74 263V261H73V263L72 264H75ZM208 263V264H209ZM9 264V263H8ZM11 264V263H10ZM48 264H49V262H48Z\"/></svg>",
	"mask_w": 264,
	"mask_h": 264
},
{
	"label": "rangeland",
	"instance_id": "374dc122",
	"mask_svg": "<svg viewBox=\"0 0 264 264\" xmlns=\"http://www.w3.org/2000/svg\"><path fill=\"white\" fill-rule=\"evenodd\" d=\"M4 1H5V0H4ZM4 1L1 0L2 3H3ZM10 1H11V2H10ZM10 1L7 0V3L10 2V3L12 4V2H14V1H15L16 3L14 2V6H13V4H12V6H11V5L9 6V4H10V3H9V4L7 5V7L9 6V7H8L9 9H8V8H7V9H8V11H9V10L11 11V10H14V8H15L14 13H13L12 11H11V12H12V14L16 15L17 17L13 15V16L16 18V20L14 19V17H10V18H9V16L7 17V21L3 19V20L5 21V23H6V22L9 23V24L7 23L9 27L7 26V24H5V25L8 27L9 30L6 29L5 26H4V29H3V25H4L3 22H4V21H3V20H0V22H2V23H0V32H2V31L5 32L6 30L8 31V33H7V31H6L5 33H3V32L0 33V34H1V37H2V34L5 35V34L7 33V34L9 35V36H8V35L6 34V37H5V38L3 37V39H2V40L5 39L4 41H5V43H7L6 45H5L4 42H1L2 40L0 41V42L2 43V45L0 44V47H1L0 49L2 50V51L0 50V59L3 57V58H5V60H8L7 63H6V61H4V62L6 63V65L8 64V67L11 66V65H9V64H11V63H9V60L11 61V59H12V61L15 63V65L21 63V61L25 62L24 65H23V67H25V68H23V70H26V73H27V69H28V72H29V69H31V67H34V69H35V67H36L37 65H38V68H39V69L41 68V70H42V67H39V65H44V67H46L47 70H50V69H51L50 71H52L53 69L50 68V67H53V63H55L56 60H57V61H58V60L60 61V58H61L62 55H61V54H57V55H59L60 57H57V56H56L57 58L54 57V58L56 59V60L54 59L55 62H53V61L51 62V58H53V57L48 56V57L50 58V62H49V64H48L49 58L47 57L46 54L49 53V52H46V53H45V51L49 50V49H47V48L53 46V44H54V47H55V45L57 44V42H54L55 40L53 39L55 36L52 38V36L50 35V34L53 33V32H52L51 30H49V32L51 31L50 34L46 32V31H48L47 29H51V27H52V26L50 27L49 21L51 20V21H52L51 23H53V22H55V19H56V22L58 23L57 19H60L59 22H61V20L63 21V18H64L65 16H66V17H65L64 19H65V21H66V19H67V15L69 16V14H71V16H69V19H68L70 23L68 22V23H69V24H68V23H67L68 20H67V21H66V24H65L67 27H70V26L72 25L71 21L73 22V20L70 21V19H72V18H71V17H72V13H70V11L67 12L68 10H64V9H63V12H61L63 6H61L62 8H60V7H59V2L57 3V2L54 1V0H53V1H54V2H53V1L51 0L52 3L55 4V6H54L55 10L58 11L59 8L61 9L60 12H57V11H56V13H58V14L54 13L53 11H55V10H54V8H53V5H50V3H51L50 0H49V1L47 0L48 3H49V5H50V6L52 7V9H53V11H51V10H50L51 12L49 11V14L52 13V12L54 13V15H51V18L54 19V20H53V19L49 18V16H48L49 14L46 13V10H47V9L45 10V12H43L41 9H39V8H42V9L44 8V6H45L46 3H47L45 0H42V2H41V0H38V1H39V6H40V5L43 6V7L41 6V7H39V8H38V7L35 8V6L38 4V1H37V0H36V2H35V3H37L36 5H34V3L31 2V0H30V2L27 1V0H23V1H22V0H13V1L10 0ZM24 1L27 2V3H25ZM32 1H33V0H32ZM34 1H35V0H34ZM34 1H33V2H34ZM58 1H60V0H58ZM63 1H65V0H63ZM71 1H72V0H71ZM73 1H74L73 3H71L70 0H69V2H66V3L64 2V3H65V5L68 3V6H69V3H71L72 6H73V4H74V7H76V6L79 5V4L75 5V0H73ZM83 1H84V0H83ZM83 1H82V2H83ZM88 1H89V0H88ZM88 1H87V2H88ZM95 1H97L98 4H100V2H101V1L98 2L99 0H95ZM95 1H93V2H95ZM103 1L106 2V3H104V4H108V3H107L108 0H102V2H103ZM263 1H264V0H263ZM45 2H46V3H45ZM60 2L62 3V1H60ZM87 2H86V3H87ZM109 2H110V1H109ZM239 2H242V0H239ZM239 2H238V3H239ZM244 2H246V1L244 0ZM250 2L252 3V0H250ZM250 2H249V3H250ZM257 2H258V1H257ZM259 2H260V1H259ZM5 3H6V2H5ZM5 3H4V4H5ZM41 3H42V4H41ZM52 3H51V4H52ZM61 3H60V4H61ZM76 3H77V2H76ZM80 3H81V1H80ZM84 3H85V2H84ZM89 3H90V2H89ZM95 3H96V2H95ZM95 3H92L91 6H93ZM251 3H250V4H251ZM261 3H262V2H261ZM0 4H1V3H0ZM43 4H44V5H43ZM241 4H242V3H240V6H241ZM243 4H244V3H243ZM49 5H48V10L50 9ZM61 5H62V4H61ZM84 5L86 6V4H84ZM84 5H83V6H84ZM237 5H238V4H237ZM257 5H259V4H257ZM260 5H261V4H260ZM263 5H264V4H263ZM37 6H38V5H37ZM89 6H90V5L88 4V8H90ZM96 6H97V5H96ZM107 6H108V5H106V7H107ZM244 6H245V4H244ZM247 6H249V5H248V2H247ZM252 6L255 7L254 4H252L251 7H252ZM261 6H262V5H261ZM2 7H3V5L0 6V12H2ZM10 7H11V8L14 7V8L11 9ZM65 7H67V6H65ZM74 7H71V6H70L69 8H70L71 12H73V11L76 10V11H75V15H76V17L79 16V20H81L80 18H81V17L83 16V14L85 13V14H84L85 17L83 16V19L85 18V19H84L85 22H84V23L82 22L83 24H80V22H81V21H80L79 24H80L81 26H80L79 24L77 25V27H78L79 29L82 27V28H81L82 30H81V29H80V30L77 29V30H78L77 33H80V31H83V30H84V32H83L84 34L81 33L82 36H83L82 39L80 38V37H81V34H79V35H80L79 39L82 40V41L84 40V43H85V40H87L86 42H88V41L90 40V37H88V33H87V32H89V31H88L89 29L87 30V29L85 28V27H86V24H85V23H86V22L88 23V21L90 20L91 17L88 19L89 16H87V14H86L87 12H85L86 10H88V9H86L87 6H86V8H84V10H85V9H86V10H85V11L83 10V11H82L83 13L81 12L82 14H81L80 11H79V10H82V8H81V9H80V8H79V9H76L77 7H76V8H74ZM81 7H82V3H81ZM108 7H109V6H108ZM108 7H107V9H109ZM242 7H243V5H242ZM242 7H239L238 9H241V11H242V10H245V12H246L247 9H249V7H248V8H247V7H244L243 9H242ZM263 7H264V6H263ZM34 8H35V9H39V10H38L39 13H40L41 11H42L43 13L41 12L40 14L36 15V12H35V15H34V13H33V12H34V11H33ZM46 8H47V5H46ZM73 8H74V10H73ZM98 8H99V5H98ZM98 8H97V9H98ZM101 8H102V6H100V9H101ZM245 8H247V9H245ZM259 8H260V7H259ZM3 9H5V8L3 7ZM21 9H22V10H21ZM23 9H26V13L28 12V9H29V12H28L27 14H25V13L23 12L24 15H22V14H23V13H22ZM35 9H34V10H35ZM60 9H59V10H60ZM65 9H68V8H65ZM92 9H93V8H92ZM209 9H211V8H209ZM250 9H251V8H250ZM5 10H6V9H5ZM19 10H20V11H19ZM43 10H44V9H43ZM72 10H73V11H72ZM77 10H78L79 12H78ZM94 10H95V9H94ZM104 10H105V9H104ZM262 10H263V9H262ZM8 11H7V12H8ZM10 11H9V14H11ZM24 11H25V10H24ZM32 11H33V12H32ZM65 11H66V12H65ZM215 11H216V10H215ZM241 11H240V12H241ZM256 11H257V10H256ZM3 12H4V11H3ZM18 12H19V13H18ZM76 12H77V13H76ZM90 12H91V13L93 12V10L91 11V8H90ZM98 12L100 13L99 9H98ZM105 12H106V10L104 11V13H105ZM243 12H244V11H243ZM247 12H249V10H248ZM254 12H255V11H254ZM257 12H258V11H257ZM260 12H262V13L264 14L263 11H260ZM260 12H258V13H260ZM31 13H32L33 15H32ZM45 13H46V15L48 14V15H47L48 17H47L46 15H45V17H44V14H45ZM60 13H63L65 16L63 15V18H62V16H61L62 14H60ZM68 13H69V14H68ZM73 13H74V12H73ZM78 13H80V14L78 15ZM94 13L96 14V11H95ZM101 13H102V12H101ZM104 13H102L101 16H102ZM241 13H242V12H241ZM241 13H240V15H241ZM251 13H252V12H251ZM258 13H257V15H258ZM3 14H4V13H3ZM3 14H2V16H3V17H6L5 15H7V14H6V13H5V15H3ZM59 14H60V15H59ZM244 14H245V13H244ZM263 14H262V15H263ZM18 15H19V16L22 15L23 17L21 16V18H19ZM27 15H28V18H27ZM29 15H30V16H29ZM56 15H58L57 18H55ZM81 15H82V16H81ZM248 15H249V13H248ZM255 15H256V12H255ZM262 15H261V16H262ZM0 16H1V15H0ZM10 16H12V15H10ZM24 16H25V17H24ZM37 16H38V18H39V16H40L41 18L44 17V18H43V21H41L40 18L37 19ZM52 16H53V17H52ZM86 16H87V18H86ZM94 16H95V15H94ZM99 16H100V14H99ZM244 16H245V15H244ZM3 17H0V19L3 18ZM31 17L34 19V21L38 20V21H36L38 24H39V23L41 24V22H42V24H45V22H46V24H45L46 26L43 25V27H42V31H43V29H44V31H45V32L43 31L44 34H43V32H42L41 30H39V29H41V27H40V25H38L36 22H32V23H30V24H29V23L25 24V20H26L25 18L29 19V21H30V20L32 19ZM46 17H47V18H46ZM73 17H74L73 19H76V17H75L74 15H73ZM95 17L97 18V16H95ZM240 17H241V16H240ZM242 17H243V15H242ZM251 17H252V15L250 16V18H251ZM253 17H254V15H253ZM253 17H252V18H253ZM258 17H260V14H259ZM262 17H263V16H262ZM8 18H9L10 20H11V18H13L14 21H12V22L10 23V22H9L10 20H8ZM30 18H31V19H30ZM92 18H93V17H92ZM92 18H91V19H92ZM234 18H237V17H234ZM238 18H239V17H238ZM246 18H248V17H245V19H246ZM250 18H249V19H250ZM252 18L250 19L251 21H252ZM254 18H255V17H254ZM19 19H20V20H19ZM33 19H32V20H33ZM44 19H47V20L44 21ZM48 19H50V20H48ZM83 19H82V20H83ZM98 19H99V18H98ZM243 19H244V18H243ZM255 19H256V18H255ZM263 19H264V17H263ZM17 20L20 21V22L23 20L22 22H24V24L20 23V24H21V25H20L19 22H18L19 26L16 27L15 24L17 23ZM39 20H40L41 22H39ZM96 20H97V19H96ZM211 20H213V19H211ZM214 20H216V19L214 18ZM214 20H213V24H215V23H214ZM229 20H230V19H229ZM234 20H235V19H234ZM258 20H261V19H258ZM15 21H16V23H15ZM29 21L27 20L26 22H29ZM47 21H48V22H47ZM76 21H77V19H76ZM91 21H92V20H91ZM91 21H90V22H91ZM221 21H222V19H221ZM221 21H220V22H221ZM230 21L232 22V20H230ZM253 21H254V20H253ZM255 21H257V20H255ZM263 21H264V20H263ZM56 22H55V23H56ZM90 22H89V23H90ZM92 22H93V21H92ZM92 22H91V23H92ZM209 22H211V21H209ZM216 22H217V21H216ZM218 22H219V20H218ZM218 22H217L216 24H218ZM220 22H219V23H220ZM223 22H224V21H223ZM227 22H228V21H227ZM227 22H226V19H225V23H227ZM231 22H229V23L231 24ZM236 22H238V21H236ZM236 22H235V23L233 22V24L235 25ZM249 22H250V21H249ZM257 22H258V21H257ZM257 22H256V23H257ZM47 23L49 24V27H48ZM62 23H63V22H62ZM64 23H65V22H64ZM74 23H75V22H74ZM77 23H78V22H76V24H77ZM89 23H88V24H89ZM91 23H90V25H91ZM221 23H222V22H221ZM229 23H228V24H229ZM239 23H240V22H239ZM239 23H238V24H239ZM261 23H262V22H261ZM67 24H68L69 26H68ZM70 24H71V25H70ZM84 24H85V25H84ZM216 24H215V25H216ZM230 24H229V25H230ZM233 24H231V25L233 26ZM241 24H242V23H241ZM257 24H258V23H257ZM54 25H56V24H54ZM54 25H53V26H54ZM58 25H59V23H58ZM61 25H62V24H61ZM63 25H64V24H63ZM65 25H64L63 27H65V29H66L67 27H66ZM74 25H75V24H74ZM224 25H225V24H224ZM231 25H230V26H231ZM236 25H237V24H236ZM236 25L233 26L234 29L237 28ZM243 25H244V24H243ZM246 25H247V21H246ZM251 25H253V24H251ZM14 26H15V27H14ZM72 26H73V25H72ZM72 26H71V27H72ZM79 26H80V27H79ZM84 26H85V27H84ZM88 26H89V25H87V27H88ZM217 26H218V25H217ZM221 26H223V24H221ZM227 26H228V25H226V28H228V29L232 27V26H231V27H229V26L227 27ZM239 26H240V25H238V27H239ZM261 26H262V25H261ZM39 27H40V28H39ZM61 27H62V26H61ZM63 27H62V28H63ZM73 27H74V26H73ZM218 27H219V26H218ZM243 27L246 28L245 26H243ZM248 27H249V25H248ZM45 28H47V29H45ZM54 28H55V27H54ZM54 28H53V29H54ZM56 28H57V27H56ZM56 28H55V30H57ZM84 28L87 30V32L85 31ZM256 28H257V27H256ZM259 28H260V26H259ZM263 28H264V27H262V29H263ZM65 29H63V30H65ZM67 29H68V28H67ZM67 29H66L65 31H68ZM69 29L72 30L73 28H72V29L69 28ZM220 29L222 30L221 27H220ZM220 29H219V30H220ZM224 29H225V28H224ZM241 29H242V28H241ZM241 29H240V30H241ZM246 29H247V28H246ZM250 29H251V27H250ZM262 29H261V30H262ZM1 30H2V31H1ZM4 30H5V31H4ZM63 30H62V31H63ZM70 30H69V31H70ZM230 30H231V29H230ZM237 30H238V29H237ZM248 30H249V29H248ZM259 30H260V29H259ZM259 30H258V32H260ZM40 31H41L42 33H40ZM57 31H58V30H57ZM57 31H55L56 33L54 32L52 35H56V36H58L57 38H56V37H55V38H56V41H58V43L61 45V46H60V49H62V47H63L62 44L65 43V42L63 43L62 41H64V40L66 41V37H67V36H66L63 32L61 33V28H60V33H61V34H59V32H57ZM69 31L67 32L68 34H69ZM238 31H239V30H238ZM242 31H244V30H242ZM250 31H252V30H250ZM250 31H249V32H250ZM262 31H263V30H262ZM226 32H227V31H226ZM226 32H225V33H226ZM235 32H236V30H235ZM252 32H253V31H252ZM252 32H251V33H252ZM258 32H257V33H258ZM29 33H30V34H29ZM31 33H32L33 38L30 37V36H31ZM38 33H39V34H38ZM45 33H46V35L48 34V35L51 36V37H49V39H48V38H47L48 36H44ZM71 33H75V34H74V37L78 35V34L76 33V30H75V29H74V32H73V30H72ZM85 33H86V35H85ZM228 33H229V32H228ZM228 33H227V35H228ZM236 33H237V32H236ZM244 33H245V31H244ZM253 33H254V32H253ZM255 33H256V32H255ZM262 33H263V32H262ZM41 34L43 35V37H45V39L47 38L48 41H47V40H46V41H47L48 43H50V41H51V43H50L49 45H47V42L45 43V42L43 41L44 38H41V37H42ZM57 34H58V35H57ZM223 34H224V32H223ZM245 34H247V33H245ZM259 34H260V33H259ZM4 35H3V36H4ZM10 35H11V36H10ZM64 35H65L66 37H65ZM70 35H73V34H70ZM225 35H226V34H225ZM234 35H235V34H233V36H234ZM247 35H248V34H247ZM247 35H246V36H247ZM249 35H250V34H249ZM253 35H254V34H253ZM253 35H252V36H253ZM256 35H257V34H256ZM262 35H263V34H261V36H262ZM40 36H41V37H40ZM63 36H64V39H63ZM85 36H86V37H85ZM223 36H224V35H223ZM223 36H222V37H223ZM228 36H229V35H228ZM228 36H227V37H228ZM240 36H241V32H240ZM242 36L244 37V35H242ZM242 36H241V37H242ZM261 36H260V37H261ZM1 37H0V39H1ZM7 37H8V39H7ZM28 37H29V38H28ZM59 37H60V38H59ZM74 37L72 36V38H74ZM139 37L141 38V36H136V38H138V40L140 39ZM225 37H226V36H224V38H225ZM235 37H236V36H235ZM235 37H234V38H235ZM238 37H239V36H238ZM238 37H236V38H238ZM241 37H240V38H241ZM256 37H257V36H256ZM256 37H255V38H256ZM260 37H259V38H260ZM22 38H23V39H22ZM27 38H28V39H27ZM77 38H78V37H77ZM83 38H84V39H83ZM88 38H89V40H88ZM229 38H230V36H229ZM232 38H233V37H232ZM240 38H238V39H240ZM248 38H249V36H248ZM248 38H247V39H248ZM257 38H258V37H257ZM262 38H263V37H262ZM19 39H20V40H19ZM24 39H25L27 42H26ZM31 39H32V40H31ZM45 39H44V40H45ZM57 39H58V40H57ZM60 39H61L62 41H61ZM67 39H68V41H66V42H68V44H69V40H70V39H69V36L67 37ZM75 39H76V38H75ZM227 39H228V38H226V40H227ZM230 39H231V38H230ZM243 39H244V38H243ZM245 39H246V38H245ZM250 39H251V37H250ZM7 40H8V41H7ZM22 40L24 41V43H23ZM34 40H35V42H36V41H37V42L35 43ZM49 40H50V41H49ZM135 40H137V39H135ZM140 40H141V39H140ZM240 40H241V39H240ZM261 40H262V39H261ZM18 41H19V42H18ZM32 41H33L34 43H33ZM52 41H53L54 43H52ZM60 41H61V43H60ZM73 41H74V39H73ZM141 41H142V40H141ZM241 41H243V40H241ZM259 41H260V39H259ZM29 42H30V43H29ZM43 42H44V43H43ZM89 42H90V41H89ZM89 42H88V43H89ZM133 42H134V41H133ZM136 42H137V41H136ZM227 42H228V41H227ZM238 42H239V41H238ZM243 42H244V41H243ZM252 42H254V40H253ZM22 43H23L24 45H22ZM38 43H39V44H38ZM55 43H56V44H55ZM70 43H71V41H70ZM84 43H83V44H84ZM88 43H87V45H89ZM139 43H140V42H139ZM239 43H240V42H239ZM249 43H250V40H249ZM257 43H258V42H257ZM19 44H20V46H19ZM44 44H46V45H44ZM59 44L56 46V48H57V47L59 48ZM83 44H82V47L86 46V43H85V45H83ZM133 44H134V43H133ZM133 44H132V45H133ZM246 44H247V42H246ZM259 44H260V42L258 43V46H259ZM262 44H263V43H262ZM3 45H4L5 47H4ZM40 45H42V46H41L42 49H40V48H41ZM64 45H65V44H64ZM136 45H137V43L135 44V47H136ZM241 45H242V43H241ZM244 45H245V43H244ZM253 45H254V44H253ZM6 46H7V47H6ZM8 46H10L11 48L13 47L12 49H10V50H11L10 52H9V50L6 51L7 48H8V49L10 48V47H8ZM21 46H22L23 48H22ZM25 46H26V48H25ZM66 46H67V45H65V49H66ZM68 46H69V45H68ZM68 46H67V48H72V47H70V46H72L71 44H70L69 47H68ZM250 46H251V45H250ZM256 46H257V45H256ZM2 47H3L4 49H2ZM20 47H21V48H20ZM28 47H30L29 50L27 49ZM32 47H33V48H32ZM241 47H242V46H241ZM247 47H248V46H247ZM19 48L21 49V51L19 50ZM51 48H53V47H51ZM58 48H57V49H58ZM85 48H86V47H85ZM132 48H133V47H132ZM242 48H243V47H242ZM244 48H245V47H244ZM250 48H252V47H250ZM250 48H249V49H250ZM258 48H259V47H258ZM261 48H262V47H261ZM5 49H6V50H5ZM23 49H24V50H23ZM46 49H47V50H46ZM82 49H83V48H82ZM249 49H247V50H249ZM262 49H263V48H262ZM4 50H5V51H4ZM12 50H14V51H12ZM53 50H54V49H53ZM72 50H73V49H72ZM72 50H71V51H72ZM244 50H245V49H244ZM250 50H253V51H254V49H250ZM250 50H249V54L251 53ZM260 50H261V49H260ZM263 50H264V49H263ZM3 51L6 52V53L3 54V53H2ZM50 51L52 52V49H50ZM54 51H55V50H54ZM61 51H62V50H61ZM71 51H70V52H71ZM256 51H257V50H256ZM256 51H255V52H256ZM258 51H259V50H258ZM8 52H9V53H8ZM25 52H26V53H25ZM67 52H68V51H67ZM67 52H66V53H67ZM70 52L68 53V54H69L68 57H70ZM242 52H243V51H242ZM11 53H12V54H11ZM56 53H57V52H56ZM59 53H60V52H59ZM66 53H64V54L66 55ZM243 53H244V52H243ZM247 53H248V51H247ZM247 53H246V54H247ZM252 53H253V52H252ZM259 53H260V51H259ZM2 54H3V55H2ZM6 54L8 55L7 57H5ZM10 54H11V55H10ZM254 54H255V53H254ZM257 54H258V53H257ZM49 55H50V54H49ZM240 55H241V54H240ZM250 55H251V54H250ZM258 55H259V54H258ZM260 55H261V54H260ZM54 56H55V53H54ZM63 56H64V55H63ZM63 56H62V57H63ZM246 56H249V55H246ZM252 56H253V55H251L249 58H252V59H253ZM263 56H264V55H263ZM10 57H11V58H10ZM46 57L48 58L47 60H46ZM64 57L67 58V60H68V57H66V56H64ZM64 57H63V58H64ZM255 57H256V56H255ZM3 58H2V59H3ZM6 58H8V59H6ZM58 58H59V59H58ZM236 58H237V57H236ZM238 58H239V57H238ZM240 58H241V56H240ZM245 58H246V57H245ZM2 59H1V61H2ZM61 59H62V58H61ZM246 59H247V58H246ZM252 59H251V60H252ZM262 59H263V58H262ZM262 59H261V60H262ZM63 60H65V59H63ZM63 60H62V62H65V61H66V60H65V61H63ZM239 60H240V59H239ZM251 60H250V61H251ZM256 60H257V59H256ZM1 61H0V64H1L0 66H1L2 68H3V67H7V66H5V63H3V61H2V62H1ZM245 61H246V60H245ZM252 61L254 62L255 59H253ZM263 61H264V59H263ZM13 62H12V65H13ZM60 62H61V61H60ZM237 62H238V60H237ZM237 62H236V63H237ZM243 62H244V61H243ZM248 62H249V61H248ZM256 62H257V61H256ZM256 62H255V63H256ZM50 63H51V64H50ZM56 63H58V62H56ZM56 63H55V64H56ZM65 63H66V62H65ZM65 63H63V64H65ZM257 63H258V62H257ZM261 63H263V62H261ZM25 64H26V65H31V66L27 67ZM45 64H47L48 66L45 65ZM61 64H62V63H61ZM135 64H136V63H135ZM137 64H140V63L138 62ZM231 64H232V63H231ZM237 64H238V63H237ZM247 64H248V63H247ZM259 64H260V63H259ZM2 65H4V66H2ZM15 65L13 66V68H11V69H12V72H15V71H16V72L20 73V70L18 71V69H21V70H22V67L20 68V66H21L22 64H21V65L19 64V68H18V69H17L18 65H16L17 67H16ZM34 65H35V66H34ZM56 65H57V64H56ZM130 65L132 66L133 64H130ZM232 65H233V64H232ZM234 65H235V64H234ZM248 65H249V64H248ZM256 65H257V64H256ZM256 65H255V66H256ZM134 66H135V65H134ZM211 66L214 67L213 64H212ZM211 66H210V67H211ZM222 66H224V65L222 64ZM227 66H228V65H227ZM235 66H236V65H235ZM246 66H247V65H246ZM246 66H245V67H246ZM1 67H0V68H1ZM11 67H12V66H11ZM26 67H27V68H26ZM44 67H43V68H44ZM48 67H49V68H48ZM136 67H138V66H136ZM146 67H148V65H147ZM149 67H150V66H149ZM210 67H208V68H210ZM215 67H216V68H220L219 70H222V69L224 68V67L222 68V67H220V66L217 67L216 65H215ZM230 67H231V66H230ZM236 67H237V66H236ZM242 67H243V66H242ZM250 67H251V65H250ZM253 67H254V66H253ZM258 67H259V66H258ZM9 68H10V67H9ZM14 68H16V70H15ZM38 68H37V69H38ZM53 68H55V65H54ZM131 68H132V67H131ZM150 68H151V67H150ZM216 68H215V69H216ZM221 68H222V69H221ZM225 68L227 69L226 66H225ZM232 68H233V67H232ZM239 68H240V66H239ZM251 68H252V67H251ZM13 69H14L15 71H13ZM39 69H38V71H39ZM144 69H146V68H144ZM147 69H148V68H147ZM147 69H146V70H147ZM201 69H202L201 71H202V73H203V71H205L207 68H206L205 70H204V68H201ZM211 69H212V68H211ZM211 69H210L209 71H211ZM215 69H214V70H215ZM233 69H234V68H233ZM233 69H232V70H233ZM243 69H244V68H243ZM253 69H254V68H253ZM253 69H248V68H247V70H246L244 73H242V74H241L240 72H239V73L236 72L235 77L237 78V75H238V78H237L238 80L236 79L237 81L235 82V83H236V89H238V93L240 94L239 89L242 87L243 89H242V88H241V89L244 90V87H245V84H244V83H246V84H247V82L249 83L248 80H250V81H252V79H253L254 81L256 80V81H257V82H256L257 84H256V83H255V84L257 85V88H256V86L253 87L254 90H251V93H252L251 95H252V97L254 98V100H255L257 97L260 96V97H259V100H261V101L258 102V101H257L258 98H257V99H256V103H258V105H261V106H262V107L260 106V107H261L260 109L262 110V109L264 108V106H263L264 103L261 104V102H264V101H263V100H264V99H263V98H264V69H262L263 71H261V68H260L259 70H255V69L253 70ZM257 69H258V68H257ZM7 70H9V69L7 68ZM23 70H22V72H23ZM43 70H45V69H43ZM47 70H45V71L47 72ZM133 70H134V69H133ZM137 70H138V68H137ZM146 70H145V71H146ZM150 70H151V69H150ZM234 70H235V69H234ZM2 71H3V70H2ZM5 71H6V68H5ZM9 71H10V70H9ZM9 71H8V72H9ZM31 71H32V70H31ZM33 71H35V70H33ZM33 71H32V73L34 74ZM36 71H37V70H36ZM45 71H44V72H45ZM55 71H57V69H55V70L52 71L53 74H54ZM128 71H130V70H128ZM139 71H140V70H139ZM145 71H141V72H144V74H145V73H146ZM215 71H216V73H215ZM215 71L213 72V70H212V72H210V73H211L210 75H209V73H208V71H207V73H208L209 76H208V75L204 76V75L202 74V75H203L202 77H205L204 81L206 80V78H207V81H208V79L210 78L209 82L206 81V82H203V83H202L201 81H203V80L200 81L199 78H198V80L200 81L201 84H204V85H203L204 87H205L206 84H208V85H209V84H210V85L212 84V85H214L213 87H215L214 89H216L217 87H220V88H221L220 90H218V88H217V90H215V92L219 91V93L217 92V93L219 94V96H218L216 99H218V98L220 97V98H219L220 100H222V99L224 100L225 98H227L226 95H228V97H232L233 94H235L234 91H236V89H235V90L232 89V87L235 86V84L233 83L234 80H232V78L235 79V77H232V76L230 75V74L232 73V72H230L231 69H230V71H229V73H230L229 75L231 76V78H230V76H228V78H226V77H227V74L225 75V73H227V71L225 72V71L222 70V71L220 72V71H218V69H216ZM237 71H238V70H237ZM243 71H244V70H243ZM8 72H6V73H8ZM16 72H15V74H17ZM39 72H42V71H39ZM52 72H50V73L52 74ZM134 72H136V73H134V74L137 75V72H138V71L135 70ZM147 72H148V71H147ZM218 72H219V73H218ZM224 72H225V73H224ZM4 73H5V72H4ZM26 73L24 74V76L26 75ZM29 73H30V72H29ZM50 73H48V76H49ZM130 73H131V72H130ZM132 73H133V72H132ZM151 73H152V71H151ZM204 73H205V72H204ZM212 73H213V74H212ZM217 73H218V74H217ZM220 73L222 74V76L225 75V76H224V78H225V81H224V82H227V83H224V82H223L224 78H223L222 76H221V77L219 76L220 78L216 79L217 76L220 75ZM233 73H234V72H233ZM237 73H238V74H237ZM10 74H11V72H10ZM15 74H14V75H15ZM33 74H32V75H33ZM40 74H41V73H40ZM44 74H45V73H44ZM44 74H43V75H44ZM46 74H47V73H46ZM53 74H52V79L55 78V77H57V76H55V75H53ZM198 74H199V73H198ZM198 74H197V75H198ZM205 74H206V73H205ZM261 74H263V77L261 76ZM22 75H23V73H22ZM41 75H42V74H41ZM41 75H40V76H41ZM43 75H42V76H43ZM129 75H130V76H131V75L134 76L133 74H129ZM138 75H139V73H138ZM141 75H142V74H141ZM17 76H18V74H17ZM27 76H28V74H27ZM40 76H39V74H38V77H40ZM48 76L46 75V78H47ZM53 76H55V77H53ZM132 76H131V77H132ZM139 76H140V75H139ZM152 76H153V75H152ZM199 76H200V75H199ZM199 76H198V77H199ZM2 77H3V76H2ZM9 77H11V75H9ZM9 77H8V78H9ZM21 77H22V76H20V79H21ZM35 77H36V75H35ZM35 77H34V79H35ZM50 77H51V76H50ZM128 77H129V76H128ZM136 77H137V76H135L134 79H136ZM148 77H149V76H148ZM168 77H169V76H168ZM168 77H167V78H168ZM200 77H201V76H200ZM202 77H201V78H202ZM211 77H212L213 79H212ZM261 77H262V78H261ZM0 78H1V77H0ZM12 78H13V77H12ZM46 78H44V79H46ZM142 78H143V77H142ZM144 78H145V77H144ZM164 78H165V77H163V79H164ZM174 78H175V77H174ZM176 78H177V77H176ZM176 78H175V79L170 78V80L168 79L169 81L167 80L166 83L170 82L172 79H173V80H176ZM178 78H179V77H178ZM214 78H215V79H214ZM221 78H222V79H221ZM17 79H18V78H16V80H15V77H14L13 80H14L15 82H14L13 85L17 84V82H18ZM24 79H25V78H24ZM24 79H23V81H24ZM34 79L32 78V83H33V80H34ZM36 79H38V78H36ZM40 79L42 80L43 77H41ZM48 79H49V77H48ZM52 79L50 78L48 82L50 83V82H51L50 80H52ZM56 79H57V78H56ZM127 79H128V78H127ZM134 79H133V81H134ZM138 79H140V81H139L140 83L143 82V79H142V82H141V78H138ZM153 79H154V78H153ZM163 79H162V80H163ZM187 79H188V77H187ZM194 79H197V77H194ZM194 79H193V80H194ZM202 79H203V78H202ZM227 79H228V81H230V83L227 81ZM13 80H12V82H13ZM27 80H28V79H27ZM38 80H39V79H38ZM38 80H36V82H38ZM46 80H47V79H46ZM144 80L146 81V79H144ZM156 80H157V79H156ZM162 80H161V81H162ZM165 80H166V79H165ZM180 80H181V79H180ZM182 80H183V78H182ZM182 80H181V83H182ZM217 80H218V81H217ZM1 81H2V80H1ZM39 81H40V80H39ZM53 81H54V80H53ZM56 81H57V80H56ZM56 81H54V82L56 83ZM59 81H60V80H59ZM135 81H136V80H135ZM191 81H192V80H191ZM214 81H216V82H214ZM232 81H233V82H232ZM9 82H10V81H9ZM12 82H11V84H12ZM24 82H26V79H25ZM24 82H21V83H24ZM46 82H47V81H46ZM46 82H44V83H46ZM48 82H47V84H46L47 87L53 83V82H52L51 84H48ZM149 82H150V81H149ZM162 82H163V81H162ZM164 82H165V81H164ZM172 82H173V81H172ZM172 82H171V84H167V85H168V86H169V85H173ZM187 82H188V81H186V83H187ZM231 82H232V84H231ZM237 82H239V84L241 85V87H240V85H239V87H237V85H238ZM252 82H253V81H252ZM252 82H251V83H252ZM1 83H2V82H1ZM3 83H7V82L4 81ZM18 83H19V86H21V85H20V82H18ZM28 83H30V82H28ZM39 83H41V82H39ZM39 83H37V84H39ZM55 83H54V84H55ZM57 83H59V82H57ZM63 83H65V82H63ZM63 83H62L61 85H60V84H59V85L62 86ZM67 83H68V82H66V84H67ZM134 83H135V82H134ZM159 83H161V82H159ZM166 83H165V85H166ZM176 83H178V80H177ZM186 83H185V84H186ZM188 83H191V82L189 81ZM228 83H229L231 86L228 85ZM34 84L36 85L35 82H34ZM143 84H144V83H143ZM155 84H156V83H155ZM162 84H163V83H162ZM183 84H184V81H183ZM221 84H222V85H221ZM253 84H254V83H253ZM0 85H1V84H0ZM3 85H4V84H3ZM3 85H2V87H3ZM5 85H6V84H5ZM9 85H10V84H9ZM17 85H18V84H17ZM17 85H15V86H17ZM23 85H24V84H23ZM25 85H26V83H25ZM29 85H30V84H29ZM31 85H33V84H31ZM43 85H44V84H43ZM64 85H65V84H64ZM68 85H69V83H68ZM140 85H142V84H140ZM140 85H139V86H140ZM151 85H152V83H151ZM158 85H159V84H158ZM177 85H179V84H177ZM188 85H190V84H188ZM195 85H196V84H194V86H193L194 88H195ZM197 85H198V82H197ZM210 85L208 86V91H207V88H204V87H202V86H201V88H199L200 85L198 86V88H196L198 91L200 90V92L202 91V88H204L203 91H205V89H206V91L209 92V93H207V94H209V95L211 94L210 96L208 95V97H206V98L204 99V101L207 102V106L210 105V107H211V109H209L210 107L208 108V107L206 106V107H205V109H207V111L205 110L206 112L211 111V110L213 111V108L217 107L216 105H218L219 103L221 104V102L223 101V100H222V101L219 102V103H215V102L220 101V100H216L215 97L212 98V95H213V94H214V96H217L218 94L216 95L215 92H213V94L210 93V92H212V91H209V90H210V89H211V90L213 89V87H211ZM219 85H220V86H219ZM232 85H234V86H232ZM250 85H251V84H249V86H248V84H247L246 86H248V87H246V88H245L246 90H244V91H246L247 93H248V91H250V89H252V87H251ZM259 85H260L261 87H263V88H261L262 90L259 89V87H258ZM6 86H7V85H6ZM6 86H4L3 88H5ZM26 86H27V85H26ZM26 86H25V87H26ZM38 86H39V85H38ZM40 86H41V85H40ZM44 86H45V85H44ZM54 86H55V85H54ZM65 86H66V85H65ZM135 86H136V83H135ZM146 86H148V85H146ZM153 86H154V84H153ZM159 86H160V85H159ZM162 86H164V85H162ZM162 86H161V87H162ZM186 86H187V84H186ZM186 86H183V87L186 88ZM227 86H229V87H227ZM243 86H244V87H243ZM253 86H254V85H253ZM0 87H1V86H0ZM2 87H1V88H2ZM7 87H8V86H7ZM11 87H12V86H11ZM17 87H18V86H17ZM17 87H15V89H16ZM31 87H32V86H31ZM35 87H36V86H35ZM52 87H53V86H52ZM52 87H51V88H52ZM126 87H128V85H127ZM140 87H141V86H140ZM157 87H158V86H157ZM164 87H165V86H164ZM174 87H176V86L174 85ZM174 87H172V91H174ZM183 87H182V88H183ZM193 87H189V88H193ZM196 87H197V86H196ZM224 87H225L226 89H224ZM249 87H251V88L249 89ZM8 88H9V87H8ZM26 88H27V87H26ZM26 88H25V89H26ZM36 88H37V87H36ZM36 88H35V89H36ZM43 88H44V87H43ZM43 88H42V89H43ZM48 88H49V87H48ZM53 88H54V87H53ZM56 88H58V87H56ZM56 88H54V92H55V93H57V91H55ZM61 88H62V87H61ZM63 88H64V86H63ZM73 88H74V87H73ZM73 88H72V89H73ZM141 88H142V87H141ZM150 88H153V87H150ZM170 88H171V87H170ZM179 88H180V87H179ZM184 88H183V89H184ZM189 88H187V89H189ZM234 88H235V87H234ZM6 89H7V88H6ZM12 89H13V91H14V88H12ZM12 89H11V90H12ZM17 89H18V91H20L19 87H18ZM17 89L15 90L16 92H14L16 95L18 94V93H17V92H18ZM28 89H29V88H28ZM39 89H40V88H38V90H39ZM58 89H60V88H58ZM70 89H71V88H70ZM70 89H69L68 87H67V88H64V90H67V91L69 90L68 92L65 91V92H67V94L70 92ZM134 89H135V88H134ZM144 89H145V88H144ZM147 89H149V87H148ZM163 89H164V88H163ZM166 89H167V88H166ZM175 89H177V88H175ZM222 89H224V92H223ZM227 89H228V90H227ZM229 89H230V90H229ZM248 89H249V90H248ZM0 90H2V89H0ZM9 90H10V89H8V91H7V90H4V91H5V92H6V91H7V92H11V91H9ZM47 90H49V89H47ZM85 90H86V89H85ZM125 90H126V88H125ZM129 90H130V88H129ZM129 90H128V92H129ZM131 90H132V88H131ZM131 90H130V91H131ZM137 90H138V89H137ZM139 90H140V88H139ZM149 90H150V89H149ZM167 90H169V88H168ZM167 90H166V91H167ZM170 90H171V89H170ZM177 90H178V89H177ZM193 90L195 91V89H193ZM221 90H222V91H221ZM233 90H234V91H233ZM4 91H3V92H4ZM22 91H23V89L21 88V92H22ZM27 91H28V90H27ZM31 91H33V89H31ZM35 91H36V90H35ZM35 91H34V92H35ZM61 91H63V90L61 89ZM71 91H73V90H71ZM86 91H87V90H86ZM133 91H134V90H133ZM145 91H146V90H145ZM156 91H157V90H156ZM164 91H165V89H164ZM164 91H163V92H164ZM172 91H171L170 93H171V94H174V92H172ZM178 91H179V90H178ZM181 91H182V89H181ZM183 91H185V89H184ZM189 91H190V93H191V90H190V89H189ZM244 91H241V92H244ZM40 92H43V91L40 89ZM40 92H39V93H40ZM47 92H48V91H47ZM51 92H52V89H51ZM135 92H136V91H135ZM150 92L153 93L152 91H150ZM157 92H158V91H157ZM157 92H156V93H157ZM163 92H162V93H163ZM175 92H176V90H175ZM185 92H186V91H185ZM187 92H188V91H187ZM200 92H198V93H200ZM222 92H223V93H222ZM246 92H245V93H246ZM253 92H255L256 94L253 95ZM0 93H2V91H1ZM14 93H13V94H14ZM19 93H20V92H19ZM22 93H23V92H22ZM28 93H29V91L27 92V94H28ZM39 93H38V94H39ZM62 93H63V92H62ZM62 93H60V94L62 95ZM85 93H86V92H85ZM132 93H133V92H132ZM132 93H131V94H132ZM145 93H147V92H145ZM164 93H165V92H164ZM164 93H163V95H164ZM168 93H169V91H168ZM179 93H180V92H179ZM179 93L176 92V94H179ZM230 93H231V94L233 93V94L230 95ZM249 93H250V92H249ZM249 93H248V95H249ZM23 94L25 95L26 93H23ZM23 94H20V95L24 96ZM29 94H30V93H29ZM31 94H32V93H31ZM41 94H43V93H41ZM41 94H39V97H41ZM45 94H46V92H45V90H44V95H45ZM63 94H65V93H63ZM87 94H88V92H87ZM126 94H127V93H126ZM129 94H130V93H129ZM136 94H137V93H136ZM142 94H143V92H142ZM149 94H150V93H149ZM149 94H148V95H149ZM166 94H167V93H165V95H164L163 97L168 96V98H169L170 100L174 97V96H173V97L171 96L172 98H170V97H169V94H167V95H166ZM191 94H192V93H191ZM194 94H197V92H196V93L194 92ZM194 94H192V95L195 96ZM200 94H201V93H200ZM200 94H198V97H202L203 95H204V97H205V95H206L205 92H204L202 95H200ZM223 94H224V96H223ZM239 94L236 93L235 95L238 96ZM241 94H242V93H241ZM241 94H240L239 96H241ZM16 95H14V96H16ZM20 95H18V96H20ZM33 95H34V94H33ZM33 95H32V96H33ZM49 95L52 96L53 94H50V92H49ZM70 95H71V94H69V96H70ZM85 95H86V94H85ZM148 95H147V96H148ZM151 95H153V94H151ZM155 95H156V94H154V97H156V99H158V95H159V93H158L157 96H155ZM199 95H200V96H199ZM229 95H230V96H229ZM235 95H234V96H235ZM245 95H247V94H244V96H245ZM12 96H13V95H12ZM18 96L16 97V99L19 100V102H20L21 99H20V97H19V99H18ZM22 96H21V97H22ZM36 96H38V95L36 94L35 97H36ZM50 96H49V97H50ZM56 96H59V95H56ZM69 96H68V99H69ZM71 96H72V95H71ZM71 96H70V97H71ZM128 96H129V95H128ZM132 96H133V94H132ZM134 96H135V95H134ZM138 96H139V95H138ZM138 96H137V97H138ZM144 96H145V95H144ZM206 96H207V95H206ZM234 96H233V97H234ZM249 96H250V95H249ZM249 96H248V97L245 96L244 98H246V97L249 98ZM3 97H4V96H3ZM7 97H10V98H11L10 93H9V96H7ZM35 97H34V98H35ZM52 97H53V96H52ZM54 97H55V95H54ZM86 97H87V96H86ZM89 97H90V94H89ZM130 97H131V96H130ZM135 97H136V96H135ZM141 97H142V96H141ZM145 97H146V96H145ZM148 97H150V95H149ZM151 97H152V96H151ZM198 97H197V98H198ZM204 97H202V98H204ZM209 97H211V99H212L214 102H213L211 99H209ZM224 97H225V98H224ZM242 97H243V95H242ZM242 97H241V98H242ZM250 97H251V96H250ZM4 98H5V97H4ZM13 98H14V97H13ZM22 98H23V97H22ZM29 98H30V97H29ZM29 98H27V96H26V98H24V99L22 100V102H23L24 100H25V101H26V100L29 101ZM36 98H38V97H36ZM46 98H47V97H46ZM126 98H127V96H126ZM126 98H125V99H126ZM142 98H143V97H142ZM236 98H237V97H236ZM241 98L239 99V97H238V98H237V102H238V99L241 100V101L238 102V105H241V106L239 107V109H240V108L242 109V105H243V112H240V111L238 112L239 109H238L237 111H236L235 109H233V111H232V108H234V107L237 105V104H236V105L234 106V104H235V102H236L235 98H234V100H235L234 104L231 103V100H230L231 98H230V99L227 98V99L230 100V103H228V102H229L228 100H224V101L222 102L223 104H221V105H223L222 107H226L225 110H227V109L230 107V109H228V110H230L231 112H229V111H228V112L231 113V115H232V116H231V117H232L231 120L238 121V122H234V124H233V126H232L233 129L235 128V126H236V128H237V127H241V126H242L241 124L244 123V125H243L242 128H241V130H242L244 127H248L247 124H250L249 121L252 122V120H253V122H252V124H253L254 121H256L255 119L258 118V121H259V120L261 119V117H262L261 114L263 115V112H262L261 110H260V112L257 111L258 113L256 114V116H258V115L261 116L260 118H259V117L255 118L254 115H251V113L255 114V111H252V110H254V109H252V110L249 109L251 105H250V106L248 105V100H249L250 98L247 99V101H246L245 99L242 100ZM253 98H252V99H253ZM8 99H9V98H7V100H8ZM31 99L33 100V97H32ZM31 99H30V100H31ZM43 99H45V98H43ZM72 99H73V98H72ZM130 99H132V97H131ZM149 99H150V98H149ZM152 99H153V97L151 98V100H152ZM164 99H165V98H164ZM207 99H208V100H207ZM252 99H251V100H252ZM262 99H263V100H262ZM17 100H16V101H17ZM32 100H31V101H32ZM41 100H42V98H41ZM45 100H46V99H45ZM133 100H134V99H133ZM140 100H141V102H142V99H140ZM143 100H146V104H147V100H148V99H144V98H143ZM151 100H149V103H150ZM154 100H155V98H154ZM158 100H160V97H159ZM158 100H157V101H158ZM202 100H203V99L200 98V100H199V98H198V101H199V102L202 101ZM206 100H207V101H206ZM251 100H250V101H251ZM0 101H2V100H0ZM13 101H14V99L12 100V102H13ZM28 101H27V102H28ZM35 101L37 102L38 100L36 99ZM68 101H69V100H68ZM72 101H73V100H72ZM134 101L136 102L137 100H134ZM152 101H153V100H152ZM157 101H156V102H157ZM164 101H165V100H164ZM164 101H163V102L161 101V102H159V103H162V104H164L165 102L167 103V99H166L165 102H164ZM204 101L201 102L202 105H201L200 103L198 104V103L196 102V106H198L199 108H200V106H202V107L205 106L206 103L204 104V103H203ZM208 101H211V102H209V103H211L212 105L209 104ZM19 102H18V103H19ZM33 102H34V101H33ZM69 102H70V101H69ZM127 102L129 103V100L125 101V105H126ZM130 102H131V101H130ZM138 102H139V101H138ZM170 102H171V101H169L168 103H170ZM232 102H233V100H232ZM237 102H236V103H237ZM2 103H3V102H2ZM2 103L0 102V106L3 105V104H6L5 102H4L3 104H2ZM14 103H15V102H14ZM28 103H29V102H28ZM39 103H40L39 105H36V104H37V103H36L35 106H39V108H40L41 102H39ZM42 103H43V102H42ZM154 103H155V102H154ZM159 103H158V104H159ZM166 103H165V104H166ZM224 103H225V104H224ZM243 103H244V104H243ZM245 103H246L247 105H245ZM15 104H17V103H15ZM19 104H21V102H20ZM31 104H33V103L31 102ZM135 104H136V103H135ZM140 104H141V103H140ZM143 104H144V102H143ZM146 104H144V106L149 105V104H147V105H146ZM150 104H151V103H150ZM156 104H157V103H156ZM208 104H209V105H208ZM214 104H216V105H214ZM226 104H228V105H226ZM229 104H232L234 107H233L232 105L229 106ZM249 104H250V103H249ZM252 104H253V103H252ZM6 105H9V104H6ZM11 105H12V107H13V104H11ZM11 105H10V106H11ZM23 105H24V104H23ZM72 105H75V103L72 104ZM76 105H77V104H76ZM76 105H75V106H76ZM138 105H139V104H138ZM159 105H160V106H158V107H160V108H156L157 106L155 107V108H156V111H155V112H157L158 115H159V112H158V111H159V110L161 111L162 109H165V111L163 110L162 112H164V113L167 112V114H169L167 110H169V108L171 107V106H170L171 103L165 105V106H167V105L170 106V107L167 106L168 109H167V108H164L165 106L163 107V105H161V104H159ZM199 105H200V106H199ZM213 105H214L215 107H214ZM224 105H226V106H224ZM18 106H19V105H18ZM18 106L16 105V106L14 107V111H15V109H16ZM27 106L30 107L29 104H27L26 107H27ZM149 106H151V105H149ZM194 106H195V105H194ZM194 106H193V108L196 107V106H195V107H194ZM246 106H249V107H246ZM2 107H5V110H8V111L10 110V109H9L10 107L8 108V106H5V105H4V106H2ZM2 107H1V109H3ZM6 107H7V109H6ZM12 107H11V108H12ZM20 107H23L22 104H21ZM24 107H25V106H24ZM24 107H23V109H25ZM67 107H68V106H67ZM147 107H148V106H147ZM152 107H153V106H152ZM152 107H150V108L148 107V109L150 110ZM162 107H163V108H162ZM198 107H196V108H198ZM202 107H201V109L203 110L204 107H203V108H202ZM236 107L238 108V106H236ZM245 107H246L247 110L250 112V114H249V112H248V114L251 115V117H252L253 119H252L250 116H248L247 113H245V112L247 111V110L245 111V109H246ZM142 108H143V107H142ZM161 108H162V109H161ZM199 108L197 109V111H200V112L202 113V110H201V109L199 110ZM218 108H219L220 111H221V112H220L219 109H218V110L216 109V110H217V111H216L217 114H219V116H218V118H217V120L219 121V118H220V117H222V116L224 117L225 114H224V115H222V114H223V112H225V111H224V108L219 107V105H218ZM251 108H254V107H251ZM23 109H22V110H23ZM26 109H27V108H26ZM37 109H38V107L36 108V110H37ZM41 109H42V108H41ZM69 109H70V108H69ZM69 109H68V111H69ZM71 109H72V106H71ZM73 109H74V108H73ZM73 109H72V110H73ZM76 109H77V108H76ZM143 109H144V108H143ZM166 109H167V110H166ZM171 109H172V107H171ZM189 109H190V108H188L187 110H188L189 115H190V111H191V109H190V111H189ZM208 109H209V110H208ZM241 109H240V110H241ZM257 109H259V108L257 107ZM17 110H18V109H17ZM20 110H21V108H20ZM36 110H35V112H36ZM139 110H140V109H139ZM255 110H256V108H255ZM263 110H264V109H263ZM11 111H13V110H11ZM192 111H193V110H192ZM205 111H204V112H205ZM212 111H211V113H212ZM222 111H223V112H222ZM234 111H236L237 114H236V112H234ZM241 111H242V110H241ZM25 112H26V111H25ZM27 112H29V111L27 110ZM37 112H38V111H37ZM40 112H41V111H40ZM137 112H138V111H137ZM137 112H136V113H137ZM139 112H140V111H139ZM148 112H149V111H148ZM200 112H196V111H195V116L197 117V116L201 115ZM214 112H215V111H213V113H214ZM261 112H262V113H261ZM21 113H22V112H21ZM140 113H141V112H140ZM142 113H144L143 110H142ZM146 113H147V112H146ZM185 113H186V112H185ZM198 113H200V114H198ZM213 113H212V114H213ZM220 113H222V114H220ZM229 113H228V116H229ZM233 113H234V114H233ZM238 113H239V114H238ZM240 113H242V114H241V117H244V118L241 119V117H240ZM259 113H261V114H259ZM22 114H23V113H22ZM137 114H139V113H137ZM137 114H136V115H137ZM144 114H145V113H144ZM144 114H143V115H144ZM147 114H148V113H147ZM147 114H146V115H147ZM149 114H150V113H149ZM196 114H197V115H196ZM206 114H207V113H206ZM212 114H210V112H209V114H208L207 116H205V115H204V116L207 118L209 115H212ZM226 114H227V113H226ZM139 115H140V114H139ZM143 115H142V116H143ZM150 115H152V117H155V116H156V115L153 116V113L150 114ZM158 115H157V116H158ZM160 115H162L161 112H160ZM160 115H159V116H160ZM165 115H166V114H165ZM180 115H181V114H180ZM189 115H188V113H187V116H189ZM191 115H192V113H191ZM220 115H221V116H220ZM243 115H244V116H243ZM245 115H247V116H245ZM20 116H21V115H19V117H20ZM24 116H25V115H23V117H21L20 119H23ZM137 116H138V115H137ZM187 116L185 115V116H182V117H183V118L185 117V119H186ZM193 116H194V115H193ZM201 116H202V115H201ZM201 116H200V118L202 119L203 117H201ZM212 116H217V115L215 114V115H212ZM225 116H226V115H225ZM235 116H238L239 119H241V121H240V120H236L238 117H235ZM138 117H139V116H138ZM166 117H167V116H166ZM196 117H195V118H196ZM209 117H211V116H209ZM209 117H208V118H209ZM223 117L220 118V119H221V120H222V119L225 120V117H224V118H223ZM231 117H230V118H231ZM233 117H235V118L233 119ZM249 117H250V118H249ZM139 118H140V117H139ZM139 118H137V119H139ZM148 118H149V116H148ZM164 118H165V117H164ZM164 118H161V117L158 118V117H157V119H159V122H160V119H161V123H162V121H163L162 119H164ZM193 118H194V117H193ZM197 118H198V117H197ZM213 118H214V117H213ZM263 118H264V117H263ZM263 118H262V120H263ZM134 119H135V118H134ZM137 119H136V120H137ZM151 119L153 120V118H151ZM151 119H150V120H151ZM157 119H155V120L157 121ZM178 119H179V118H178ZM180 119H181V117H180ZM198 119H199V118H198ZM198 119H194V120L196 121V120H198ZM203 119H204V118H203ZM203 119H202V120H203ZM214 119H215V120H214ZM214 119H213L214 123H213V122L210 123V122H211L210 120H212L211 118H210V120H209V121H210L209 123H210V125H211V127H209V125H208V127L211 128V129H209V130H213L212 128H214V129L216 128V129H217L218 127H220V128H225L226 126H223V125H224V124H226V125H230L231 123L229 124V123H228L229 121L233 123V121L228 120V121H226L227 123H224V122H225V121H224V122H223L224 124H223V125L221 124V126H220V125H219L220 122H218V121L215 122V121H216V118H214ZM226 119H227V117H226ZM228 119H229V118H228ZM244 119H245V120H244ZM247 119H248V120H247ZM249 119H252V120H249ZM139 120H140V119H139ZM139 120H138V121H139ZM150 120H149V121H150ZM152 120H151V121H152ZM155 120H153L154 122L152 121V122H153L152 125L155 123ZM182 120H183V119H182ZM182 120H181L180 122H181L182 124L184 123V125H185V122H182ZM187 120H188V118H187ZM192 120H193V119H192ZM199 120H200V119H199ZM221 120H220V121H221ZM134 121H135V120H134ZM142 121H143V120H142ZM149 121H147V122H149ZM151 121H150V122H151ZM164 121H167V120L165 119ZM168 121H169V120H168ZM178 121H179V120H178ZM195 121H193V122H191V123H189V124H186V126L191 125V129H192V128H193L192 124H193ZM222 121H223V120H222ZM239 121H240L241 123H240ZM243 121H244V122H243ZM263 121H264V120H263ZM139 122H140V121H139ZM139 122H138V123H139ZM150 122H149V125H150ZM196 122L198 123L199 121H196ZM196 122H195V123H196ZM245 122H246V123H245ZM247 122H249V123H247ZM256 122H257V121H256ZM138 123H136L135 127L138 125ZM145 123H146V122H145ZM145 123H144V124H145ZM156 123H158V122H156ZM156 123H155V124H156ZM181 123H180V124L178 123V128H177L178 130H179L180 126L183 127ZM186 123H187V122H186ZM195 123H194V124H195ZM201 123H202V121L200 120V124H201ZM209 123H207V124H209ZM215 123H216V125H219V126L216 127V125H214ZM217 123H219V124H217ZM236 123L240 124V126H237L238 124H236ZM258 123H259V122H257L256 125H257ZM262 123H263V122H261V120H260V125H258V126H260L261 128H262V127L264 128V125H263L264 123H263V124H262ZM141 124H142V123H141ZM144 124H143V125H144ZM198 124H199V123H198ZM198 124H197V125H198ZM235 124H236V125H235ZM261 124H262L263 126H262ZM143 125H142V126H143ZM152 125H151V126H152ZM160 125H161V126H164V125H162V124H160ZM160 125H159V127H160ZM203 125H205V124H203ZM212 125H214V126L212 127ZM231 125H232V124H231ZM234 125H235V126H234ZM256 125H255V130H251V129L253 128L254 125L252 126V128H250L251 131L255 132V134H253V132L250 134V136L253 135V137H251V138L248 137V138H249V139H248V138H245V136H244L245 141L248 140V141H247L248 143H249V140H250V139L255 141L256 138H257V139H258V142L261 140L260 137L258 138V136L260 135L261 132H263V131H262L263 129L261 130V128L259 129V127L257 126L258 129L261 130V131H259V132L256 131V129H257V128H256ZM198 126H199V125H198ZM205 126H206V125H205ZM222 126H223V127H222ZM133 127H134V126H133ZM138 127H139V125H138ZM140 127H141V126H140ZM145 127H146V125H145ZM155 127H156V126H155ZM200 127H201V126H200ZM202 127H203V126H202ZM206 127H207V126H206ZM227 127H228V126H227ZM230 127H231V126H230ZM230 127H228L229 129H228V128H225V129H228V130H229L228 132L226 131L227 133H229V136H230V134H231V133H230V130H231ZM232 127H231V128H232ZM249 127H250V126H249ZM150 128H152V127H150ZM153 128H154V127H153ZM153 128H152V131H153ZM173 128H176L175 125H173ZM173 128H172V129H173ZM137 129H139V128H137ZM144 129H145V128H144ZM158 129H160V128H158ZM163 129H164V128H163ZM163 129L161 128L160 130H163ZM169 129H170V127H169ZM180 129H181V128H180ZM184 129H187V130L189 129V130H191L189 126H188V128H186V127L184 128V127H183V130H184ZM194 129H195V125H194ZM194 129H192V130H194ZM201 129H202V128H200V132H199L200 135L197 136V134H195V136H196L197 138H200V139H199L200 141L202 140L201 138H203L204 135L207 136L208 138H206V137L204 136V137L206 138V140L203 138L202 141H204V140L207 141V142H205V141H204V142H205V143H208L209 146H211V147H213L212 145H214V147H213L214 150L217 149V147H216L215 145H217V146H219V147H222V146H223L222 144H225L226 141H228V140H226V139L228 138V134H226V132H224L225 134H222V133H223L222 131H225V130L220 129V130H222V131H221L222 133L220 132V130H219V132H217L218 130H216V132H215V131H212V134H210V133H211V132H210V133H209V136H208V134H206V133L203 131V130L205 129V131L208 133L207 128H204L203 130H201ZM233 129H232L231 132H233ZM237 129L240 130L239 128H237ZM245 129H246V128L243 129V130L245 131L244 133L246 134V131H247V135H248V133H250L251 131H248L249 129H246V130H245ZM258 129H257V130H258ZM140 130H141V129H140ZM148 130H149V129H148ZM154 130H155V129H154ZM167 130H168V129H167ZM174 130H176V129H174ZM174 130H173L172 132H174ZM181 130H182V129H181ZM187 130L185 131V132H186L185 134H187ZM192 130H191V132L193 133L195 130H194V131H192ZM234 130H235V129H234ZM241 130H240V131H241ZM83 131H84V130H83ZM129 131H130V134L133 133L134 128H131V130H129ZM142 131H144V130L142 129ZM142 131H141V133H142ZM152 131H151V132H152ZM179 131H180V130H179ZM179 131L176 130L177 133H179ZM197 131H199V129H197V127H196V132H197ZM201 131H203V133H201ZM240 131H239V132H240ZM86 132H87L86 129H85V132H82V133H83V137L86 136L85 138H87L88 136H90V137L92 138V136L89 135L90 132H89V133H88V132L86 133ZM134 132H135V131H134ZM136 132H137V131H136ZM139 132H140V131H139ZM162 132H164V130H163ZM165 132H168V131L165 130ZM165 132H164V133H165ZM176 132H175V133H176ZM188 132H190V131H188ZM196 132H195V133H196ZM256 132H257L258 134H256ZM12 133H13V131H12ZM12 133H11V134H12ZM14 133H15V132H14ZM84 133H85V135H84ZM144 133H145V131H144ZM146 133H147V131H146ZM146 133H145V134H146ZM149 133H150V131H149ZM164 133H163V136H164V137H163V136L161 135V131H160V135L162 136V138H164V140H166V139H165V134H164ZM180 133H181V131H180ZM183 133H184V132H183ZM214 133H215V134H214ZM217 133H218V134H217ZM220 133H221V134H220ZM233 133H236V135L234 134V135H235V137H234L235 140H234V138L232 139V137H233L234 135H231L230 139H232V141L229 140V141H231V142H227L228 146H226V144L224 145V146H226L227 148L223 147V151H222V149L219 150V151L216 150V152H213L214 154L217 153V152L219 153L220 151H222V152H220V153H223V152H224V149H228V148H235V149H238V150H248L249 152L252 151V153H253V152L256 153V152H257V149H259V151L262 152L260 156H262V155L264 154V152H263V151H264V150H263V149H264V144H263V143H264V142H263L264 139H262V140L260 141L259 144H261V142H262V144H261V145H258L259 148H258V146L256 145V144L258 143L257 141H255L256 144H255L254 141H253V143L255 144V146H257V148H255L254 146H251V145H252V143H251L252 141H250V143H249V144H251L250 146H251V147H254L255 149H254V148H252V149H243V147H241V146H242V142H243V137L241 138L240 136H238V135H237L238 133H237L236 131L233 132ZM240 133H243V131H241ZM240 133H239V134H240ZM263 133H264V132H263ZM263 133H262V136H261L262 138H263ZM11 134L9 133V135H7L6 137L11 136ZM38 134H39V133H38ZM87 134H88V136H87ZM151 134L154 135L153 133H151ZM151 134H150V135H151ZM190 134H191V133H190ZM190 134H189V135H190ZM201 134H204V135L202 136ZM219 134H220V135H225V137L227 136V138H223V140H222V141L225 142V143H223V142L221 143V142H220L221 140L218 141V140H219L218 138L221 137ZM245 134H243V135H245ZM2 135H3V134H2ZM2 135H1V136H2ZM5 135H6V134H5ZM15 135H17V134H15ZM20 135H22V134H20ZM132 135H133V134H132ZM134 135H135V134H134ZM136 135H138V132H137ZM139 135H140V133H139ZM152 135H151V136H152ZM172 135H174V133H173ZM189 135H186V137L189 136ZM192 135H194V134H191V137H192ZM218 135H219V136H218ZM254 135H256L257 137L255 136L256 138H254ZM1 136H0V138H2ZM3 136H4V135H3ZM13 136H14V135H13ZM38 136H39V135H37V137L35 136L36 142L38 141L37 139L40 138V136H39V137H38ZM143 136H144V134L142 133V136H141V137H143ZM146 136H147V135H145V137H146ZM174 136H175V135H174ZM177 136H178V135H177ZM200 136H202V137H200ZM211 136H212V137H211ZM214 136H215V138H214ZM217 136H218V137H217ZM237 136H238V140H237ZM248 136H249V135H248ZM6 137H4V139H6ZM11 137H12V136H11ZM15 137H16V136H15ZM17 137H19V135H18ZM21 137H23V136H21ZM90 137H88V138H90ZM135 137H136V136H135ZM147 137H148V136H147ZM158 137H159V136H158ZM171 137H173V136H171ZM189 137H190V136H189ZM189 137H188V138H189ZM191 137H190L191 140L189 139V140H190V144H188V145H190L189 147H191V149L193 148L192 152H194V149H196L195 147L197 146L198 143H200V145H202V147H200V145H199L200 148H204V147L206 146V144H201V143H203L202 141L200 142V141L198 140L199 142H197V138H195V137L191 138ZM209 137H210V138H209ZM223 137H224V136H223ZM246 137H247V136H246ZM8 138H9V137H8ZM85 138H84V139H85ZM88 138H87V139H88ZM151 138L153 139V137H150V142L152 141ZM166 138H168V136H166ZM173 138H174V137H173ZM176 138H177V137H175L174 140H175ZM183 138H184V140H185V137H183ZM194 138H195V140H194L195 142H194V143H197V144L193 147L192 145H194V143L192 142V143H193V144H192L191 141H193ZM213 138H214V140H213ZM11 139H12V140H11ZM13 139H14L15 142H16V140H17V139H15V138H10V140H11V141H9V143H10V145H11L10 147H9V143L6 145V143L8 142L9 139H7V140H5V141L1 139V140L3 141V143L5 142V146H6V147H5V146H2L3 143L0 144V147H1V146L4 147V148H7V147H8L7 150H9V151H7V150L4 149V148L2 149V147L0 148V150H4V151L6 150V151L9 153V154L7 153V157L5 156L6 158L1 156L2 158H4V161L6 162V159H9V158L11 157V156L9 157V155L12 153V150L14 149L13 152H14V155H15V156H14V159H15V160L13 161L12 158H11V159H9L10 161H9V160H7V161H9L8 163L12 164L13 162H16V161L19 160L18 162H16V163H17L16 165L14 164L16 168H20L21 166H23V167H26V169H27V168L30 166L29 168H30V169L32 168V170H34L33 167H34V165L37 166V164H35V162H34V163L32 162V160L36 159V158H34V157H32V156L36 155V153H38V154H39V153H40V154L43 153L42 155H40V159H41V160H43V159H45V160L48 159V160H49V157H48V158L45 157V154H46V153L49 154L50 157L54 158L53 155H54L56 152H58V151H56V149H55V150L49 149L50 151H52L51 154L48 153V152H46V153L44 154L45 149H47V147H48L49 145L46 147L45 144L43 143V145H44V146H43L42 143H41V141H40L41 139L39 140L40 144L38 145V147H40V148L42 147V149L46 147L44 150H42V149L40 150V148H37V145H35V144H38L39 142H38V143H31V142H29V143H28V142H26V141H29V140H27L26 138H25V139H26L25 141L22 140V139H19V138H18V140H21V141H19V142L21 143V146L19 145L20 143H18V141L16 142V143H18V145L15 143L16 145L13 146V145H14V143H13V142H14ZM87 139H85V140H87ZM160 139H161V138H160ZM168 139H169V138H168ZM168 139H167V140H168ZM181 139H182V138H181ZM217 139H218V140H217ZM220 139H222V137H221ZM224 139H225V140H224ZM240 139L242 140V142L240 141ZM90 140H91V139H90ZM92 140H93V138H92ZM157 140H158V139H157ZM169 140H170V139H169ZM189 140H188V141H189ZM211 140H212V143H210ZM2 141H1V142H2ZM12 141H13V142H12ZM22 141H23V142H22ZM88 141H89V140H88ZM170 141H171V140H170ZM176 141H177V140H176ZM179 141H180V139H179ZM208 141H209V142H208ZM213 141H215V142H213ZM233 141H235V142H233ZM25 142H26L28 145H29V144H30V145L33 144L32 146H33V149H34V150L32 149V146H30L31 148L29 147L30 149H29L28 146H27V148H28L29 151H28L27 149H26V151H25L24 149H22V148H24V147L26 148V145H25L26 143H25ZM32 142H35L34 139H33ZM43 142H44V141H43ZM45 142H46V140H45ZM82 142H83L84 144L86 143V142H84V141H82ZM82 142H80V143H82ZM158 142H159V141H158ZM163 142H164V141H163ZM171 142H173V141H171ZM177 142H178V141H177ZM180 142H181V141H180ZM185 142H187V141L185 140ZM185 142H184V143H185ZM218 142H219V143H218ZM232 142H233V144L231 145ZM12 143H13V145H12ZM80 143H79V144H80ZM169 143H170V142H169ZM182 143H183V141H182ZM188 143H189V142H188ZM220 143H221V145H220ZM234 143H235L236 145H235ZM240 143H241V144H240ZM248 143H246V144L244 143V144L247 146ZM23 144H24L25 146H24ZM86 144H87V143H86ZM86 144H85V145L81 144V145H82L81 148H83L84 151H85V148H86V147H85ZM89 144H90V143H89ZM171 144H172V143H171ZM173 144H179V143H176V142L174 143V142H173ZM186 144H187V143H186ZM186 144L184 145V147H186L185 150H187V146H188V145L186 146ZM208 144H207V145H208ZM211 144H212V145H211ZM218 144H219V145H218ZM237 144H238V145H237ZM244 144H243V145H244ZM40 145H41V146H40ZM141 145H142V144H141ZM160 145H161V144H160ZM163 145H164V144H163ZM182 145H183V144H182ZM203 145H204V146H203ZM229 145H230L231 147H230ZM239 145H241V146L239 147ZM245 145H244V146H245ZM23 146H24V147H23ZM166 146H167V144H166ZM178 146H179V145H178ZM248 146H249V145H248ZM248 146H247V148H251L250 146H249V147H248ZM261 146H262V147H261ZM15 147L17 148L16 152H15V149H16ZM84 147H85V148H84ZM142 147H143L142 150H145V149H144V144L142 145ZM142 147H140V148H142ZM159 147H160V146H159ZM171 147L173 148V146H171ZM176 147H177V146H176ZM176 147H174V149H176ZM189 147H188V148H189ZM207 147H208V146H207ZM211 147H209V149H210ZM48 148H49V147H48ZM51 148H52V147H51ZM54 148H55V147H54ZM54 148H53V149H54ZM81 148H77L78 151H79V149H81ZM168 148H169V147H168ZM168 148H167V149H168ZM172 148H171V149H172ZM205 148H206V147H205ZM205 148H204V149H205ZM215 148H216V149H215ZM260 148H262V149H261L262 151L260 150ZM19 149H20V151H21L20 153H18V152H19V151H18ZM160 149H161V147H160ZM174 149H173V150H174ZM178 149L180 150L181 148H178ZM182 149H183V148H182ZM182 149L180 150L181 152H182ZM189 149H190V148H189ZM191 149H190V150H191ZM197 149H198V147H197ZM197 149H196V150H197ZM10 150H11V152H10ZM22 150H23V152H22ZM35 150H36L37 152H36ZM158 150H159V149H158ZM196 150H195V152H197V151H199V150L201 151V149H198L197 151H196ZM202 150H203V149H202ZM212 150H213V149H211V153H212ZM6 151H5V152H6ZM30 151H31V152H30ZM34 151H35V154H32V152L34 153ZM41 151H42V153H41ZM47 151H48V150H47ZM53 151H56V152H54V154H53ZM71 151H74V150H71ZM75 151L78 152L77 150H75ZM80 151H82V150H80ZM80 151H79V152H80ZM84 151H83V152H84ZM164 151H165V150H164ZM166 151H167V150H166ZM171 151H172V150H170V153H171ZM180 151H179V152H180ZM5 152H4V153L2 152L3 155L6 154ZM24 152H25V153H24ZM140 152L142 153V151H140ZM143 152H144V151H143ZM161 152H162V151H161ZM167 152H168V151H167ZM175 152H177V151H175ZM188 152H189V151H188ZM203 152H207V153H205L206 155H205L204 153H203L202 155L200 154V152L198 153L199 156H200V155L203 156V158L200 156V157L204 160L203 162H206V161H207V160L204 159V156L207 157V155H208V156L210 155V157H211L210 162L216 160V159H214V158H215V155H214L213 153H212V154H213V155H212V154L210 153V150H208L207 148H206V150H204ZM208 152H209V154H208ZM0 153H1V151H0ZM26 153H27V154H26ZM29 153H30V154H29ZM162 153H163V152H162ZM162 153H161V154H162ZM172 153H173V152H172ZM177 153H178V152H177ZM177 153H176V154H177ZM184 153H186V151H185ZM201 153H202V151H201ZM252 153H251V154H252ZM12 154H13V153H12ZM31 154H32V155H31ZM38 154L36 155V157L38 156ZM52 154H53V155H52ZM70 154H72V152H71ZM79 154H80V153H79ZM139 154H140V153H139ZM139 154H137V155H139ZM143 154H144V153H143ZM188 154H189V153H188ZM194 154H196V153H194ZM251 154H250V156L252 157ZM26 155H28L29 158L26 157ZM49 155H47V156H49ZM51 155H52V156H51ZM162 155H163V154H162ZM164 155H165V154H164ZM166 155H167V154H166ZM166 155H165V156H166ZM174 155H175V153L173 154V156H174ZM184 155H185V154H184ZM190 155H191V153H190ZM196 155H197V154H196ZM221 155H222V154H220V155L218 154L216 157L219 158V159L224 158V157L220 158ZM253 155H254V156H253L251 159H250V156H248L249 158H245L246 156H244V157H240V160H239L238 157L235 158L234 161H233L232 159H230V160L233 161V162L235 163V160L237 159V160H236V161H237L236 164H240V161H242V160H241L242 158L244 159L243 161H249V160H250V161L253 162V161L255 160V159L253 160V158H255V155H256V154L253 153ZM257 155H258V154H257ZM16 156H17V157H16ZM23 156H24V158H23ZM141 156H142V155H141ZM173 156H172L171 158H174ZM180 156H183V153H182V155H180ZM185 156H186V155H185ZM185 156H184V157H185ZM192 156H194V155L192 154V155L190 156V158H191ZM212 156H214V158H212ZM218 156H219V157H218ZM1 157H0V159H1ZM12 157H13V155H12ZM25 157H26V158H25ZM31 157H32V158H31ZM135 157H137V156H135ZM135 157H134V158H135ZM138 157H139V159H142V158H140V156H138ZM169 157H170V156H169ZM175 157H176V156H175ZM200 157H198V159H201ZM257 157H258V156H257ZM263 157H264V156H263ZM263 157H262V160L264 161V158H263ZM21 158H23L24 160L21 159ZM52 158H51V159H52ZM182 158H183V157H182ZM188 158H189V157H188ZM207 158H209V157H207ZM207 158H206V159H207ZM27 159H28V161H27ZM37 159H38V157H37ZM37 159H36V160H37ZM56 159H57V162H58L59 160H60V162H61V161H63L62 159H64V158L60 159V158H57V157H56ZM56 159L54 158L55 161H53V159H52V161H50V160H49V161H47V160H46V161L43 160V161H42V162H43V165L41 164L42 166H41V168H40V169H42L41 172H44L46 169L49 171V169L52 168V165H53L54 167H56L55 165H58V167H59V165H60V168H61V165L65 164V159H64V162H63L62 164H61L60 162H59V164H58V163L56 162ZM58 159H59V160H58ZM158 159H159V158H158ZM158 159H157V162H159ZM161 159H162V158H161ZM161 159H160V160H161ZM168 159H170V158H168ZM178 159H179V158H178ZM192 159H193V157H192ZM194 159H195V158H194ZM212 159H213V160H212ZM224 159H225V160H223V161H226V160H227V158H224ZM246 159H247V160H246ZM1 160H2V162H4L3 159H1ZM11 160H12L13 162H12ZM20 160H21V163H20ZM22 160H23L24 162H23ZM36 160H35V161H36ZM131 160H133V159H131ZM136 160H137V159H136ZM165 160H167V159H165ZM170 160H172V159H170ZM182 160H183V159H182ZM182 160H181V161H182ZM184 160H185V161H183L182 164H183L184 162H185V163L188 162V160L186 161V157L184 158ZM230 160H228V161H230ZM258 160H259V157H258L255 161H258ZM260 160H261V159H260ZM260 160H259V162H261ZM37 161H38V160H37ZM142 161H144V160H142ZM175 161H176V160H175ZM175 161H170V162H171V163L173 162V165H176V164H174ZM190 161H192V160H190ZM198 161H199V160H197V162H198ZM208 161H209V160H208ZM231 161H230V162H231ZM250 161H249L248 163H251ZM263 161H262V162H263ZM22 162H23V163H22ZM30 162H31V164H28V163H30ZM40 162H41V161H40ZM40 162L38 163V165L40 164ZM42 162H41V163H42ZM44 162H45V163H44ZM51 162H52V165L50 164ZM66 162H68V161H66ZM130 162H131V161H130ZM137 162H138V161H137ZM137 162H135V159H134V163H136V166H137ZM139 162H140V161H139ZM216 162L219 163V162H221V161H220V160H217ZM216 162H211L210 164H213V163L217 164ZM226 162H227V161H226ZM226 162H225V163H226ZM230 162H227V164H225L226 167H224V169L226 168V170L223 169V170L225 171V173H226V171H227V173H228V171H231V170L234 171L233 168L236 167V166H237V168H238V169H237V172L240 171V170H239V168L241 167L240 165H235V164H233V162H232V164H228V163H230ZM8 163H7L6 165H8ZM32 163H33V164H32ZM46 163H47V166H46ZM53 163H55V164H53ZM68 163H69V162H68ZM127 163H128V162H127ZM180 163H181V162H180ZM193 163H195V162H193ZM221 163L223 164V162H221ZM221 163H220V164H221ZM253 163H254V162H253ZM256 163L259 164L258 162H256ZM263 163H264V162H263ZM263 163H261V165H262ZM4 164H5V163H4ZM21 164H22V165H21ZM141 164H142V163H141ZM156 164H157V163H156ZM178 164H179V163H178ZM182 164H181V169H182ZM186 164H188V163H186ZM186 164H185V165H186ZM195 164L198 165V163H195ZM201 164H205V166H206V163H202V160H201L200 165H201ZM208 164H209V163H207V165H208ZM215 164H214V166H216ZM220 164H218V165H220ZM245 164H246V163H245ZM245 164H242V165H245ZM257 164H256V165H257ZM14 165L12 164V166H14ZM20 165H21V166H20ZM31 165H32L33 167H32ZM65 165L67 166L68 164H65ZM65 165H63V166L66 167ZM127 165H128V164H127ZM129 165H130V164H129ZM133 165H134V164H133ZM148 165H149V164H148ZM179 165H180V164H179ZM179 165H178L177 168L180 167ZM185 165H183V166L185 167ZM228 165H229L230 167H231V165H232L233 168L231 167L232 169L230 170V169L228 168ZM246 165H247V164H246ZM250 165L253 166L252 164H250ZM256 165H255V166H256ZM9 166H10V165H9ZM27 166H28V167H27ZM39 166H40V165H39ZM39 166H37V167H39ZM49 166H50V167H49ZM70 166H71V165H70ZM130 166L132 167V165H130ZM144 166H145V165H144V163H143V167H144ZM151 166H152V164H151ZM154 166L156 167V165H154ZM159 166H161V165H159ZM187 166H188V165H186L185 168H187ZM189 166H193V165H192V164L190 165V162H189ZM189 166H188L187 170L189 169V170L192 171V168H193L194 166H193V167H189ZM209 166H211V165H209ZM222 166H223V165H222ZM222 166H221V167H222ZM255 166H253V167H255ZM257 166H258V165H257ZM262 166H263V165H262ZM262 166H261V167H262ZM10 167H11V166H10ZM15 167H11V168H12V169H15ZM23 167H22V169H24ZM54 167H53L51 170H53V171H54V169H55V171H56V170H61V169H59L58 167H56V168H58V169H56V168H54ZM67 167H68V166H67ZM133 167H135V165H134ZM133 167H132V168H133ZM140 167H142V165L140 166V164H139V168H140ZM143 167H142V168H143ZM146 167H147V166H146ZM152 167H153V166H152ZM152 167H151V168H152ZM174 167H175V166H174ZM195 167H196V165H195ZM197 167H198V166H197ZM197 167H196V168H197ZM221 167H219V168H221ZM242 167H243V166H242ZM247 167H248V166H247ZM258 167H259L258 169L261 168L260 166H258ZM11 168H10V169H11ZM35 168H36V167H35ZM43 168H44L45 170H43ZM48 168H49V169H48ZM132 168H130V169H132ZM135 168H136V167H135ZM137 168H138V167H137ZM147 168H148V167H147ZM159 168H160V167H159ZM170 168H173V167H170ZM177 168H175V169H177ZM185 168H183V169H185ZM190 168H191V169H190ZM199 168H201V167H199ZM205 168H206V167H205ZM208 168H211V167H208ZM208 168H207V169H208ZM214 168H215V167H214ZM227 168H228L229 170H227ZM245 168H246V167H245ZM245 168H242V169H245ZM250 168H251V167H250ZM22 169H21V170H22ZM26 169H25V170H26ZM30 169H29V170H30ZM40 169H39V170H40ZM133 169H134V168H133ZM133 169H132V170H133ZM140 169H141V168H140ZM145 169H146V168H145ZM145 169H143V170H145ZM149 169H150V167H149ZM154 169H155V168H154ZM154 169H153V170H154ZM157 169H158V167H157ZM181 169L179 168L178 170L181 171ZM183 169H182V171H183ZM197 169H198V168H197ZM203 169H204V168H203ZM212 169H213V167H212ZM212 169H211V170H212ZM216 169L219 170L218 168H216ZM242 169H241V170H242ZM21 170H20V171H21ZM25 170H22L21 173H23V171H25ZM35 170H36V169H35ZM47 170H46V172H47ZM67 170H70V167H68ZM137 170H138V169H137ZM151 170H152V169H151ZM151 170H150V171H151ZM168 170L171 171L172 169H171V170L168 169ZM187 170L185 169L186 172H188ZM193 170H195V168H193ZM211 170H209L210 172L206 171V173L208 172V173H207L208 175L212 174V173H213V170H212V171H211ZM217 170H216V171H217ZM220 170H222V169H220ZM223 170H222V171H223ZM246 170H247V169H246ZM246 170H243V171H246ZM248 170H249V169H248ZM252 170H254V169H252ZM252 170H251V169L249 170V171H251V173L248 172V171H246V173H249V174H251V175H254L255 172H256V170H254L255 172H253ZM6 171L8 172L9 170H6ZM6 171H5V174H6ZM12 171H13V170H12ZM12 171L10 172V175L13 173ZM15 171L17 172V169H16ZM15 171H14V172H15ZM55 171H54L53 173H55ZM128 171H129V166H128ZM146 171H147V170H146ZM146 171H145V172H146ZM158 171H159V170H158ZM169 171H168V172H169ZM175 171H176L175 173L178 172L177 170H175ZM182 171H181V172H182ZM191 171L189 172V173H190L189 175H190L192 178H193V176L197 178V176H195L196 171H195L194 175L192 174L193 171H192V172H191ZM202 171H203V170H202ZM204 171H205V170H204ZM204 171H203V173H204ZM260 171H261V170H259V171H257V172H260ZM18 172H19V171H18ZM18 172L15 173V174H17V176H14V179H15V177L17 178V177L19 176V173H20V172H19V173H18ZM27 172H28V171H27ZM50 172H51V171H50ZM57 172H59V171H57ZM138 172H139V171H138ZM145 172H144V173H145ZM172 172H173V170H172ZM214 172H215V170H214ZM217 172H218V171H217ZM237 172H235V173H236V175H238V177H236L235 181L233 180V182H236L237 184H240V186L238 185V187H237V186H235V185H237V184H235V185L233 186V188L235 187V189H236V187H237L236 190L231 189V188H230V190H228L229 187H230V186H228V184L226 185V186H228V187L225 188V189H224V187H226L225 185H224L223 187L221 186V187L224 189L221 193H222V194H225V193H226L225 195H223V196H224L223 199L228 198V196H227V194H228L229 196L231 195V196L229 197L230 199H229V198H228V199L232 201V200H234V196L237 198V196L240 195L242 199L240 198V196H239V199L242 200L243 202H246V201H244V200H245V199L247 200V198H246L247 195L249 196V192H250V189H251V188H250V183H249V186L243 184V185L245 186L244 188H245V189L247 188L246 190H244V188H243L242 185H241V182H242V183H244V181H245V182H249V181L251 182V181H253V179H254L253 177H254V176H251V175H250L251 179H252V178H253V179L251 180V179H249V178H250V177H249V178H248L249 180L247 181V180H245V177H247L249 174H247V176H244V174L246 175V173L244 172V174H242L243 172L241 171L242 173H240V174L242 175V177L244 176V178L241 177V178H242L241 180H243V181H241V182H237V181H240V180H237V179L240 178V176H241L240 174H238L239 172H238V173H237ZM252 172H253V174H252ZM257 172H256V173H257ZM263 172H264V170H263ZM21 173H20V174H21ZM131 173H132V172H131ZM133 173H135V172H133ZM140 173H141V171H140ZM146 173H147V172H146ZM149 173H150V172H149ZM151 173H152V171H151ZM153 173H154V171H153ZM175 173H174V175H176ZM200 173H201V172H200ZM206 173H205V174H206ZM215 173H216V172H215ZM215 173H213V174H215ZM221 173H224V172H221ZM7 174H8V173H7ZM15 174H14V175H15ZM136 174H138V173H136ZM142 174H143V173H142ZM147 174H148V173H147ZM167 174H168V173H167ZM172 174H173V173H172ZM177 174H178V173H177ZM185 174H186V175H185ZM185 174H184L185 177H187V173H185ZM207 174H206V176L204 175L203 177H204V178H205V177H208ZM213 174H212V175H213ZM261 174H263V173H261ZM10 175H9V177H10ZM12 175H13V174H12ZM12 175H11V177L9 178V179H10V180H9L10 182H11V180L13 179V178H12V177H13ZM22 175H23V174H22ZM22 175H21V176H22ZM132 175L134 176L135 174H132ZM132 175H129V176H132ZM145 175H146V174H145ZM170 175H171V172H170ZM170 175H168V176L171 177L172 175H171V176H170ZM189 175H188V176H189ZM196 175H197V174H196ZM199 175H200V174H199ZM199 175H198V176H199ZM201 175H202V174H201ZM141 176H142V175H141ZM148 176H149V175H148ZM165 176H166V174H165ZM135 177H136V178H135L136 180L141 178V177L138 178L137 176H135ZM145 177H146V176H145ZM145 177H144V178H145ZM155 177H156L157 179H161V178L164 177V175H163V176H160L159 178L155 175ZM166 177H167V176H166ZM166 177H165V178H166ZM169 177H168L167 180H166V179H165V180H166V181H169V179H170V182H171L172 179L169 178ZM176 177H177V176H176ZM176 177H173V178L175 179ZM185 177H184V180H185ZM191 177H190V178H191ZM199 177H201V176H199ZM199 177L197 178V180H198V179H201V180L203 179V180H204L203 177H201V178H199ZM6 178H7V177H6ZM142 178H143V177H142ZM142 178H141V179H142ZM146 178H147V177H146ZM146 178H145V180L148 181L147 179H149L150 177H148L147 179H146ZM14 179H13L12 182L10 183L12 188L14 187L12 183H14V185H15V183H17V182L14 181ZM17 179H18V178H17ZM129 179H132V178H129ZM176 179H177V178H176ZM188 179H189V177H188ZM188 179H187V181H190V180H188ZM205 179H206V178H205ZM246 179H247V178H246ZM4 180L6 181V184H5V185L7 186V179H4ZM126 180H127V179H126ZM163 180H164V179H163ZM1 181L3 182L2 184L5 183L3 180H1ZM16 181H20V180H16ZM138 181H139V180H138ZM150 181L152 182V179H151ZM154 181H155V180H154ZM173 181H174V180H173ZM185 181H186V180H185ZM193 181H194V179L192 180V183H193ZM195 181H196V180H195ZM199 181H200V180H199ZM140 182H141V181H140ZM144 182H145V181H144ZM144 182H143V183H144ZM164 182H165V181H164ZM170 182H169V184H166L167 186H166V185H165V186L169 188ZM179 182H180V181H179ZM190 182H191V181H190ZM205 182H207V180H206V181L204 180L203 184H204ZM18 183H19V182H18ZM18 183H17V184H18ZM126 183H127V182H126ZM129 183H130V181H129ZM129 183H128V184H129ZM131 183H133V182H131ZM131 183H130V184H131ZM138 183H139V182H138ZM165 183H167V182H165ZM171 183H172V182H171ZM174 183H176V180L173 182V185H174ZM200 183H201V187L196 188V189H198V191H197L196 189H195L196 191L193 189V185L187 187V185H190L189 182H188V183L185 182V185H186V186H185L184 184H183V185H184L187 189H188V188H189V189H192V191H193V192L195 191V194H197V193L199 192V189L203 187V186H202L203 184H202L201 181H200ZM0 184H1V183H0ZM2 184L0 185V188H1ZM10 184H9V186H10ZM128 184H127V185H128ZM149 184H150V183H149ZM153 184H154V183H153ZM163 184H164V183H163ZM193 184H194V183H193ZM230 184H232V180L230 181ZM246 184H248V183H246ZM253 184H254V181H253V183L251 182V185H252V186H253ZM255 184H256V182H255ZM257 184H259V182H258ZM257 184H256V185H257ZM18 185H19V184H18ZM134 185H136V184H133V186H134ZM175 185H176V186H179V185H181V184L179 183L178 185H177V184H175ZM256 185H255V186H256ZM259 185H260V184H259ZM3 186H4V185H3ZM3 186H2V187H3ZM20 186H21V185H20ZM20 186H19V187H20ZM131 186H132V185H131ZM140 186H141V185H140ZM140 186H139V184L137 185V188L139 187V189H140V188H141V189L138 190V194H137L138 196H137V195H136V196L134 195L136 198H137V197L139 198V196L141 197L142 191L144 190L143 187H142L143 185H142L141 187H140ZM144 186L147 187V185H144ZM151 186H152V185H150V187H151ZM163 186H164V185H163ZM197 186H198V185H197ZM204 186L206 187V185H204ZM231 186H232V185H231ZM252 186H251V187H252ZM263 186H264V185H262V186L260 185V186H258V187L262 188ZM7 187H8V186H7ZM11 187H9V188H11ZM16 187H17V185H16ZM16 187H15V189H16ZM21 187H23V186H21ZM145 187H144V188H145ZM191 187H192V188H191ZM194 187H196V185H195ZM205 187L202 188V190H203L204 193L206 192V188H205ZM239 187L242 188V189H240ZM253 187H254V186H253ZM253 187H252V188H253ZM258 187H257L256 189H255V188H254V189H255V190H257V189L259 190ZM148 188H149V187H148ZM160 188H161L162 190L164 189V188H162V187H159V189H160ZM168 188H166V189H168ZM178 188H179V187H178ZM181 188H182V187H181ZM218 188H219V190L216 189V188H215V189L218 190V191L220 192V190H222V188H220V186H219ZM5 189H6V188H5ZM7 189H8V188H7ZM17 189H18V188H17ZM22 189H23V188H22ZM22 189L19 190V191H20L19 193H21V190H22ZM134 189H135V186H134ZM142 189H143V190H142ZM159 189H158L159 193L162 192V190L160 191ZM170 189H171V188H170ZM187 189H186V191H187ZM189 189H188V190H189ZM204 189H205V190H204ZM208 189H209V188H208ZM208 189H207V190H208ZM226 189H227L228 191H227ZM254 189H253V191H254ZM263 189H264V188H263ZM1 190H2V192H8V190H9V192H12V190H14V188H13L11 191H10V189L4 191V188H2ZM24 190H25V189H24ZM53 190H55V189H53ZM53 190H51V191H53ZM128 190H129V189H128ZM141 190H142V191H141ZM176 190H179V189L176 188ZM200 190H201V189H200ZM225 190H226L227 192H224ZM231 190H232V193H233V194H229V192L231 193ZM258 190H257L256 192H258ZM261 190H262V189H261ZM26 191H27V190H26ZM26 191H24V192H25V195L27 194ZM130 191H131V190H130ZM136 191H137V190H136ZM139 191H140V192H139ZM151 191H152V190H151ZM165 191H166V190H165ZM165 191L163 190V192H165ZM169 191H170V190H169ZM173 191H174V188H173ZM180 191H181V190H180ZM180 191H179V192H180ZM192 191H187V192L191 193ZM233 191H234V192H233ZM242 191H243V192H242ZM15 192H16V190H15ZM22 192H23V191H22ZM166 192H167V191H166ZM166 192H165V194L167 195L168 193H166ZM170 192H171V191H170ZM176 192L179 193L178 191H176ZM182 192H183V193L185 192V188H184V191H182ZM182 192H180V193H182ZM203 192L200 191L199 194L202 195ZM215 192H216V191H215ZM223 192H224V193H223ZM239 192H240V194H239ZM251 192H252V191H251ZM262 192L264 193V190H263ZM262 192L260 191V194H261ZM13 193H14V191H13ZM19 193L17 192V193L14 194V195L17 197V194H19ZM127 193H128V192H127ZM130 193H132V192H130ZM133 193H134V192H133ZM135 193H136V192H135ZM159 193H158L157 195H159ZM189 193H188V194H189ZM211 193H212V192H211ZM213 193H214V192H213ZM237 193H238V195H237ZM246 193H247V195H246ZM254 193H255V192H254ZM254 193H253V194H254ZM263 193H262V195L264 196ZM2 194H3V193H1V191H0V196H1V197H0V200H1L2 202L4 201V203H1V202H0V203H1V205H4V204L7 203V201H5V198H9V199H10L11 196L9 197V194H8V197H5V198H4V196H7V194L4 193L5 195H4L3 197H2ZM11 194H12V193H11ZM11 194H10V195H11ZM57 194H58V192H57ZM139 194H140V195H139ZM169 194H170V193H169ZM169 194H168V195H169ZM172 194H173V193H172ZM195 194L192 195V196H193L192 199H191V196H190V200H193V204L196 206L197 203H198V202L196 201V199L198 198V196H196L197 198H195V200H194V196H195ZM199 194H197V195H199ZM206 194H207V193H206ZM219 194H220V193H219ZM241 194H242V195H241ZM258 194H259V193H258ZM22 195H24V194L22 193ZM22 195H21V196H22ZM25 195H24V196H25ZM32 195H33V194H32ZM51 195H52V194H51ZM128 195H130L129 197H130L131 200H132V196H133V194L131 195V194L128 193L127 196H128ZM160 195H161V197L158 196L159 198L156 197V198H158V199H157V200H153V201H155V202L157 201V202H158L159 199H161V198L163 199L162 193H161ZM176 195H177V194H176ZM179 195H180V194H179ZM190 195H191V194H190ZM209 195H211V194H209ZM216 195H217V194H216ZM262 195H261V196H262ZM12 196H13V194H12ZM15 196H13V197H15ZM18 196H19V197H17V198H11V199H15V200L17 199V200H19L18 198H20V199H21V198H26V200H27V198H28V197H24V196L21 197L20 195H18ZM26 196H27V195H26ZM28 196H29V195H28ZM34 196H35V195H34ZM37 196H38V195H37ZM43 196H44V195H43ZM43 196H42V197H43ZM55 196H56V195H55ZM127 196H126V198H127ZM134 196H133V197H134ZM149 196H150V195H149ZM174 196H175V195H174ZM174 196H173V197H174ZM182 196H183V199H184V198H185L184 195H182ZM182 196H179L180 199H181ZM204 196H206V195H204ZM217 196H218V195H217ZM217 196H215L217 199H218V198H220V199L222 198V196H218V197H217ZM242 196H243L244 198H243ZM250 196H252V193L250 194ZM253 196L256 197L257 199H258V196L260 197V195L256 196V193H255ZM49 197H50V196H49ZM129 197H128V198H129ZM164 197H165V196H164ZM169 197H170V196H168V198H167V199L165 198V199H166L167 201H173V200H172L173 198H172V199L170 198L171 200H169ZM171 197H172V196H171ZM201 197H202V196H201ZM207 197H208V198H206V199H207V201H208V199L210 198V196L207 195ZM212 197H214V195H212L211 198H212ZM231 197H232V199H231ZM254 197H253V199H254ZM1 198H2V199H1ZM39 198H40V197H39ZM55 198H56V199L52 198V199H54V201H53L52 199H51V200H52L53 202H57L58 200H64L63 197H55ZM130 198H129L128 201H129V202H132V201H130ZM138 198H137V201L135 200L134 203H133V202L130 203V204L133 205L134 208H135V207L138 208V203H137V205H136V202H138ZM175 198H178V196L175 197ZM199 198H200V197H199ZM203 198H204V197H203ZM211 198H210V199H211ZM249 198H250V197H249ZM249 198H248V200H249ZM262 198H263V197H262ZM262 198H261V199H262ZM3 199H4V200H3ZM11 199H10V200H11ZM29 199H30V198H29ZM29 199H28V200H29ZM40 199H42V198H40ZM49 199H50V198H49ZM86 199H87V198H85V200H86ZM133 199H134V198H133ZM142 199H143V196H142ZM142 199H141V200L139 199L140 202H142ZM178 199H179V198H178ZM180 199H179V201H180ZM183 199H182V200H183ZM186 199L188 200V201H187V203H188V202L190 201V200H189V196H187V197L185 198V200H186ZM210 199H209V201H210ZM212 199H213V198H212ZM212 199H211V202H212V204H213L215 201H213ZM220 199H219V200H216V203L219 201V204H220V202L223 200V199H221V201H220ZM228 199H227L226 201H228ZM239 199H235V200H236V201H237V200L239 201ZM243 199H244V200H243ZM253 199H252V200H253ZM263 199H264V198H263ZM15 200H13V201H15ZM23 200H24V199H22V202H23ZM26 200H25V201H26ZM32 200H33V199H32ZM37 200H38V198H37ZM43 200H44V198H43ZM204 200H205V198L202 200V201H203V204L206 205V203H204L206 200H205V201H204ZM252 200H251V198H250V201H251V202H252ZM255 200H256V199H255ZM8 201H9V200H8ZM13 201H10V202H13ZM19 201H20V200H19ZM30 201H31V199H30ZM38 201H39V200H38ZM41 201H42V200H41ZM41 201H40V203H41ZM46 201L48 202L49 200L47 199V200H45V202H46ZM87 201H88V200H87ZM87 201H86V202H87ZM133 201H134V200H133ZM143 201H144V200H143ZM146 201H147V200H146ZM160 201H162V200H160ZM163 201H164V199H163ZM167 201H166V202H167ZM175 201H177V200H174V204H175ZM194 201H196L197 203L195 204ZM198 201H199V199H198ZM207 201H206V202H207ZM224 201H225V200H223L222 202L224 203ZM250 201H249V202H250ZM262 201H263V200H262ZM262 201H261V202H262ZM10 202H9V203H10ZM16 202H17V201H16ZM28 202H29V201H28ZM42 202H43V201H42ZM50 202H51V201H50ZM50 202H49V203H46V204L50 205V204L53 203V202H51V203H50ZM60 202H61V201H59L58 203L60 204ZM82 202H83V201H81V202H79V203H74V202H73V204L70 203V202H68L67 205H69V206H74L75 208H76V206H77V208H78V206H79L80 208L85 209V207H87V206H85V205H84V202H83V203H82ZM86 202H85V203H86ZM88 202H89V201H88ZM140 202H139V203H140ZM144 202H145V201H144ZM148 202L150 203L151 201H148ZM155 202H151V203H154L153 206L155 205ZM157 202H156V206H157V204H159V202H158V203H157ZM184 202H185V201H184ZM184 202H183V203H181V202H177V203H178V204H179V203L183 204V207H184V208L182 207V205H181V208H183V209L185 210V207H188V206H185ZM191 202H192V201H191ZM191 202H190V203H191ZM229 202H230V201H228V203H229ZM240 202H241V201H240ZM240 202H238V204H240ZM253 202H254V200H253ZM253 202H252V203H253ZM256 202H258V201H256ZM256 202H254V203L256 204ZM261 202H260V204H259L260 206L258 205V207H257V204L255 205L256 208H255V206L252 205V206H251V209H249V208H250V206H249V208H247V209L249 210V212H248V210H246V211L248 212V214L251 212L250 210H252V212H254V211L258 208V209L254 212V213H255L254 215H255V216H256V215L258 216V214L260 213V212H258V211L264 209V208L262 207L264 204L262 205ZM9 203H8L7 205H9V206L11 205L10 207H7V205H4V206H6V208H4V210H3V209H0V210H3V211H2L3 213L1 212L2 214H4V211L7 212L6 214H8L9 210H11L10 212L13 213L14 210L16 211V210L18 209L17 214H18V216H19V213L21 214V215L19 216V218L22 217V219L20 218L21 221H22V225L24 224L23 226L26 227V225H28L29 222H30V223H29V225H28L29 228L26 227V228H27V229H26V230H27L26 232H25V231H24V232H23V231H18L19 229L15 231L14 229H16V227L19 228V222H20V221H17V220H19V218H18L17 214L15 213V211H14V213H15L16 215H15L13 218L16 217L17 219L15 218V220H14V219L12 220V218H10L9 216L5 219V222L7 221L6 224H9V223L11 222V220H12V222L15 221V222H14V225H12V222H11V225H8V226H6L5 223H4V220H3V219H4L5 217L2 218L3 215L0 213V215H1V217H0V221L3 220V221L0 222V225L4 223V226H6V229H7L8 227H15V226H16L15 228H13L12 231H14L13 234H14V233H17V234H15V235H12V231L10 230V228H9V230H7V232H8V231H9V232L11 231V234L8 232V233L10 234V236H6V235L8 234L7 232H6V235H5V231H6V230H3V232H4L3 234H1V232H0V236H1V237H0V254H1V255H0V256H1L0 264H1L2 261H3V262H2L3 264H5V261L8 262L9 264H10V263H11V264H35V263L33 262V261H36V260H34V259H35L34 256H35V255H38V256H35V257L40 258V257L43 255V253H42L41 251H42V250L44 251V249H46L47 247H48V248H47V251L45 250V252H44V256H47L46 254H49L51 251H52V253L54 254V248H56L57 251L59 250L58 252H60L59 255H58V252H57V253L55 252V255H52V253H50V255L54 256V257H51V258H54V261H53L51 258L49 259L50 256H47L48 258H46V259L48 260L49 264H67V263H68V259H66L67 262L64 260V261H65V263H64V261L61 260L62 258H60V256L62 255L61 257H63V255L65 254L64 256H66V257H63V259H65V258H69V257H67V256H70V251H67V250L70 248L71 244H73V242H75V245H76V246H74V244H73V248H74V247H78V244H79V242H78L79 240L77 239V238H78V233H79V232L76 231V230H78V229H77V228H72L73 230L76 229L75 231H76L77 233H76L75 231H74V232L76 233L77 238H76L75 235H74L75 237L73 236L72 231L70 230V229H71L70 226L72 227V224L74 225L73 222L75 221V220L71 217V214L69 215V216L72 218V219H71V218L69 217V218H70V219H69V220H70V223H68V225L66 224V227H65V226L63 227V228H64L63 231H62L63 228H60L61 231H60L59 233H58V231L56 230V231H57V232L55 231V232L57 233V234H56V233L54 232L55 229H53V228H56V229H57V226H56V225H55V226L53 225V224H54V221L57 222V221H56V218H55L54 221H50V219H52V217L47 218L48 215H46V214H47L46 212H47V210H48L49 208H47V207H43L44 209H45V208L47 209V210L44 211L42 208H40V206L37 205L39 211H40V210H41V211L43 210L42 212H43L44 214L46 213V214H45L46 217H45L44 215H41L42 212L39 213L38 211H36L37 208L33 209V210L35 211V213H37V215H36V214H33V215H36V216L34 217V216L31 214V212H28V209H27V208H25V210H24V207L21 206V205L24 204L23 206L28 207L29 205H27L26 202H24V203H22V204H20V205L18 204L19 202L16 203V205L18 204V206H15L14 203H13V204H12V203L9 204ZM20 203H21V202H20ZM38 203H39V202H38ZM38 203H37V204H38ZM43 203H44V202H43ZM89 203H90V202H89ZM89 203H88V204H89ZM168 203H169V202H168ZM168 203H167V204H168ZM172 203H173V202H172ZM187 203H186V204H187ZM207 203H208V202H207ZM216 203H215V204H216ZM234 203H235V202H234ZM254 203H253V204H254ZM263 203H264V201H263ZM41 204H42V203H41ZM59 204H58V205H59ZM65 204H66V203H65ZM140 204H141V203H140ZM140 204H139V205H140ZM160 204H162V203H160ZM164 204H165V203H163V205H164ZM167 204H166V205H167ZM169 204L171 205V203H169ZM174 204H172V205H174ZM188 204H189V203H188ZM193 204H191V205H193ZM198 204H199V206H198V205H197V206H198L199 208H202V210H203V207H202V206H204V205L201 206V203H200V202H199ZM208 204H209V203H208ZM208 204H207V205H208ZM212 204H211V207H212ZM231 204H232V205L230 206V203H229V206L232 208L230 211L232 212V210H233V203H231ZM249 204H250V203H249ZM1 205H0V208H3ZM12 205H14V206L12 207ZM33 205H34V204H33ZM33 205H32V206H33ZM35 205H36V201H35ZM35 205H34V207H36ZM55 205H56V204H55ZM58 205H57V206H58ZM67 205H66V206H67ZM86 205H87V204H86ZM144 205H145V206L147 205L146 208L148 207V205H149V207H150V204H148V203H144ZM151 205H152V204H151ZM170 205H167V206L169 207ZM189 205H190V204H189ZM207 205H206V207H207ZM222 205H223V204L221 203L220 207H221V208H224V207H227L228 204L226 205V203H225L224 205H226V206H224V207H223ZM241 205H243V207L246 208L245 206H247V203H246V204H245V203H244V204L242 203ZM244 205H245V206H244ZM250 205H251V204H250ZM261 205H262V206H261ZM30 206H31V205H30ZM30 206H29V207H30ZM32 206H31V208H32ZM51 206H52V205H51ZM63 206H64V203H63ZM140 206H143V203H142ZM178 206H179V205H178ZM178 206H176V207H178ZM195 206H194V207H195ZM239 206H240V205H239ZM17 207H18V208H17ZM19 207H22V208H23V209L21 208V210H22L21 212H19V209H20ZM53 207L57 209V207H55L54 205H53ZM58 207H59V206H58ZM61 207H62V206H61ZM64 207H65V206H64ZM159 207H163V206H162V205H161V206L159 205ZM174 207H175V206H174ZM174 207H173V210H174ZM176 207H175V208H176ZM191 207H192V206H191ZM206 207H204V208H206ZM211 207L208 208V209H209V210H214V209L218 208L217 205H215L216 208L214 207V205H213L214 208H211ZM234 207H235V206H234ZM237 207H238V206H236V208H237ZM243 207H241V213L239 212V209H238V211L236 210L237 213L239 212L240 214H242V212H243V211H242V208H243ZM253 207H254L255 209H254ZM59 208H60V207H59ZM75 208H73L72 210L74 211ZM77 208L75 209L76 211H77ZM141 208H145V207H141ZM166 208H167V207H166ZM169 208H170V207H169ZM169 208H168V210L170 211V209H172V208H170V209H169ZM178 208H179V210H181V209H180V206H179ZM178 208H177V209H178ZM196 208H197V207L192 208V211H190L191 209H190V207H189V208H188L189 212L186 214L187 216H186V215H183V216H185V219L188 220V219L191 218V217L193 218V214H192L191 212H194L193 209L195 210ZM221 208H219V209L222 210ZM228 208H229V207H228ZM228 208H226V210H227ZM238 208H239V207H238ZM244 208H243V209H244ZM252 208H253L254 210H253ZM259 208H261V209H259ZM262 208H263V209H262ZM38 209H37V210H38ZM69 209H70V208H69ZM135 209H136V208H135ZM229 209H230V208H229ZM12 210H13V211H12ZM50 210H51V209H50ZM175 210H176V209H175ZM175 210H174V211H170L171 214H174V213H175ZM186 210H187V208H186ZM198 210H200V209H198ZM202 210H201V211H202ZM234 210H235V209H234ZM30 211H31V210H30ZM177 211H178V210H176V213H177ZM195 211H196V210H195ZM216 211H217V209H216ZM228 211H229V210H228ZM236 211H235V212H236ZM244 211H245V210H244ZM246 211H245V212H246ZM23 212H24V213H25V212L30 213L31 215L28 214V217L31 216V218H30L31 220L28 219L27 221L24 222V218L27 217V214H26V213L24 214ZM164 212H165V210H164ZM167 212H168V211L166 210V213H167ZM173 212H174V213H173ZM196 212H199V211H196ZM211 212H214V211H211ZM222 212H224V211L222 210ZM225 212H226V211H225ZM252 212L250 213V216L253 215ZM261 212H262V211H261ZM43 213H42V214H43ZM188 214H190L191 217H189ZM196 214H197V213H196ZM198 214H199V213H198ZM201 214H202V213H201ZM221 214L224 215L225 213H224V214L221 213ZM221 214H220V215H221ZM243 214H244V213H243ZM263 214H264V213L262 212V215H263ZM8 215H11V214H8ZM23 215H26V216H23ZM40 215H41V217H40ZM51 215H52V214H51ZM53 215H54V214H53ZM53 215H52V216H53ZM63 215H64V214H63ZM74 215H75V214H74ZM212 215H213V214H212ZM215 215H216V213H215ZM237 215L239 216V214H237ZM12 216H13V215H12ZM42 216H44V217H42ZM65 216H66V215H65ZM170 216H171L172 218H173L174 216L176 217L175 214H174V216H172V215H170ZM183 216H181L182 218H181L180 216H179L178 218H179V219L181 218V219L183 220V219H184ZM194 216H195V214H194ZM198 216H199V215H198ZM198 216H197V217H198ZM233 216H236V215H232V218H233ZM243 216H244V215L240 216V217H241L240 219H242ZM246 216H247V213L245 214V218H246ZM250 216H248V217H250ZM63 217H64V216H63ZM67 217H68V214H67V216H66L65 219L63 218V219H64L63 222L67 223V222L69 221V220L65 221V220L67 219ZM186 217H189V218H186ZM200 217H201V216H200ZM200 217H199V218H200ZM213 217H214V215H213ZM224 217H225V216H224ZM248 217H247V218H248ZM258 217H260V216H258ZM261 217L263 218V216H261ZM9 218H10V219H9ZM34 218H37L39 221L37 222V219L35 220ZM44 218H45V219L47 218V219H49V220H47V222H46V221H44ZM192 218H191V219H192ZM201 218H202V217H201ZM201 218H200V219H201ZM232 218H231L230 220L228 219L229 221L227 220V221L229 222L228 224H231L230 221L232 222V220L236 222V220H234V219H232ZM237 218L239 219V217H237ZM250 218H252V216H251ZM255 218H257V217H255ZM7 219H9L10 222H9V220H7ZM26 219H27V218H26ZM26 219H25V220H26ZM33 219H34V221H33ZM41 219H42V222L44 221V222H46V223L43 222L44 224H41V223H42V222H40ZM53 219H54V218H53ZM53 219H52V220H53ZM166 219H167V218H166ZM173 219H174V218H173ZM185 219H184V222H185ZM195 219L197 220V218H195ZM200 219H198V221H199ZM221 219H224V222H225V220H226V219L223 218V217H222ZM248 219H249V218H248ZM263 219H264V218H263ZM161 220H162V219H161ZM170 220H171V218H170ZM189 220H190V219H189ZM202 220H203V219H202ZM242 220H244V219H242ZM242 220H241V221L238 220V222H239L238 224H240V225H238V224L236 225V227L241 226L240 228H239V227H238V228L233 227V226H235V222H234V225H233V224L231 225L232 228H231V227L225 222V224L228 225L229 230H230V228H231L232 230L236 228V230H235L236 232L233 230V231H234V235L232 236V238H233V237L235 238V235H236V233H237V229H239V230L244 229V226H245V225H244V226H242V225L245 224V223L241 224V223H242ZM250 220L252 221V219H250ZM254 220H255V219H254ZM32 221L35 222L36 224H35V223L33 224ZM167 221H168V220H167ZM167 221H166V222H167ZM190 221H191V220H190ZM192 221H194V219H192ZM192 221L189 222V223L192 224ZM203 221H204V222H207V221H210V220L207 219L206 221H205V220H203ZM245 221H246V220H245ZM257 221H258V224H259V222H260V223L262 222L261 218H260V220H259V218H258V220L256 219V221H253V223L251 222L252 227H253V225H255L254 222H257ZM263 221H264V220H263ZM8 222H9V223H8ZM23 222H24V223H23ZM26 222H27V223H26ZM58 222H59V221H58ZM58 222H57V224H58ZM166 222L164 221V223H166ZM170 222H172V221H168V224H169ZM173 222L175 223V222H176V219L173 220ZM173 222H172V223H173ZM178 222H179V221H178ZM178 222H176V223H178ZM186 222H187V221H186ZM201 222H202V221H201ZM212 222H214V221H212ZM221 222H222V221H221ZM16 223H18V224L16 225ZM25 223H26V225H25ZM31 223H32V224H31ZM38 223H40L41 226L38 225L39 227H38V226H37L38 228L36 227L37 230L40 229L42 226H43V228H41L40 231H45V232H46V231H48V228H51V227H53V228H52L53 230H52V229H49V234H48V232H46V233L43 232L44 234L41 233V234H43V235H42L43 238H42V236L39 237V235H40L39 232H40V231L38 230L39 232H37V230H36L35 235H37V237H36V238H33V237H35L33 231H35L36 228H35L33 231H31V230L34 228V225H37ZM49 223H50L51 225H50ZM52 223H53V224H52ZM65 223H64V224H65ZM162 223H163V222H162ZM164 223H163V224H164ZM172 223H170V224H172ZM180 223L184 224L183 222H180ZM196 223H197V222H196ZM198 223H199V222H198ZM198 223H197V224H198ZM214 223L216 224V222H214ZM214 223H213V224H214ZM262 223L264 224V222H262ZM262 223H261V225L263 226ZM55 224H56V223H55ZM59 224H60V223H59ZM61 224H62V223H61ZM191 224L188 225V222H187V226H186V224H185L184 226H185V228H186V227L188 228V226H190ZM205 224L207 225L208 222H207V223H204L203 225H205ZM211 224H212V223H211ZM225 224H224V225H225ZM249 224H250V221L246 224L245 228L248 226V229H249V231H250V230H251V225H249ZM44 225H46V226L44 227ZM47 225H48V226L50 225V226L47 228V230H45V228L47 227ZM165 225H166V224H165ZM173 225H174V224H173ZM179 225H180V224H179ZM179 225H178V227H179ZM192 225H193V224H192ZM192 225H191V226H192ZM221 225L223 226L222 223H221ZM259 225H260V224H259ZM259 225H258V227H259ZM1 226H2V225H1ZM1 226H0V228L2 229ZM74 226H75V225H74ZM76 226H77V225H76ZM76 226H75V227H76ZM166 226H168V225H166ZM180 226H181V225H180ZM182 226H183V225H182ZM191 226L189 227L190 230L188 229L189 231H191V230H193V229H195V228L197 227V225H196V227H194V226H195V223H194V225H193L192 227H191ZM207 226H209V225H207ZM207 226H205V227H207ZM213 226H216V225H213ZM222 226H220V229L222 228ZM225 226H226V225H225ZM262 226H261V227H262ZM58 227H59V225H58ZM60 227H61V226H60ZM68 227H69V228H68ZM171 227H172V226H171ZM174 227H175V226H174ZM174 227H172V228H174ZM198 227H199V225H198ZM20 228L22 229V226H21V225H20ZM30 228H31L30 231L33 232V236H32V233H31V234H30V233H27V232H29L28 230H29ZM65 228H66V229H65ZM213 228H214V227H213ZM218 228H219V227H218ZM253 228H254L253 230L255 231V230H256L255 226H254ZM1 229H0V231H2ZM4 229H5V227H4ZM21 229H20V230H21ZM24 229H25V228H24ZM58 229H59V228H58ZM178 229H179V228H177V230H178ZM182 229H184V227H183ZM200 229H201V228H200ZM207 229H209V227H208ZM215 229H216V228H215ZM220 229H219V230H220ZM225 229H227V227H226ZM225 229H223V231H225ZM248 229L246 228V231H247ZM50 230L53 231V232L50 233ZM65 230H67V236H68V237H66V234H63V232L66 233ZM68 230H69V231H68ZM195 230H196V229H195ZM198 230H199V229H198ZM203 230H204V228H203ZM203 230H202V231L200 230L201 233L203 232ZM212 230H214V229H212ZM219 230H218V231H219ZM221 230H222V229H221ZM221 230H220V231H221ZM232 230H230V231H232ZM17 231H18L19 233H18ZM200 231H199V234H200ZM214 231H215V230H214ZM254 231L251 230V232H254ZM263 231H264V230H263ZM20 232H21V234H20ZM68 232H69V234H68ZM177 232H178L177 234L180 235V231L178 230ZM204 232H205V231H204ZM209 232H210V230H209ZM221 232H222V231H221ZM228 232H229V231H228ZM238 232H241V231H238ZM242 232H243V231H242ZM242 232H241V235L243 236ZM251 232H250V233H251ZM22 233H24V234L27 233V235L25 234L26 236H28V234H29V236L32 237V239H35V241H37L36 239H38V237H39V239L42 238V239H44V241H46V240H47V241L44 242L43 240L40 239V242L37 241L38 243H36V242L33 241L30 237H26V236L24 237V234H22ZM36 233H38L39 235L36 234ZM53 233H55V235H53ZM60 233H62L61 236H60ZM75 233H74V234H75ZM181 233L184 234V233H183V230H182ZM210 233H211V232H210ZM212 233H213V232H212ZM214 233H215V232H214ZM216 233H217V230H216ZM216 233H215V234H216ZM225 233L227 234V231H226ZM225 233L223 232V234H225ZM230 233H231V232H230ZM232 233H233V232H232ZM244 233H246V232L244 231ZM250 233H247V235H250V236H251ZM256 233L259 235V237H260V235H262V234H261V231H258V229H257ZM259 233H260V234H259ZM18 234H20V238H23V237H24L25 239H27V238H28V239H31L30 243H28V242H29L28 239H27V242H26L25 239L23 238V239H24V242H23V240H22V242H23L24 244H22L21 241H20L21 239H19V236H17ZM186 234H189V233L187 232ZM186 234H185V235H186ZM191 234H192V233H191ZM193 234H194V233H193ZM202 234H203V233H202ZM207 234H209V233H207ZM217 234H218V233H217ZM219 234H220V233H219ZM226 234H225V235H226ZM228 234H229V233H228ZM228 234H227V235H228ZM4 235H5V236H4ZM45 235H46V236H45ZM179 235H178V236H179ZM200 235H201V234H200ZM237 235H238V234H237ZM239 235H240V234H239ZM239 235H238V236H239ZM241 235H240V236H241ZM245 235H246V234H245ZM258 235H256V238H257ZM3 236H4V237H3ZM44 236H45L46 238H45ZM53 236H54V237H53ZM63 236H64V238H63ZM70 236H71V237H70ZM181 236H182V235H181ZM181 236H179L178 238H182ZM207 236H208V235H207ZM219 236H220V235H219ZM222 236H224V235H222ZM228 236H229V235H228ZM253 236H255V235H254V234L252 235V240H253ZM10 237H11V239H10ZM55 237H56V240H55ZM69 237H70V239H71L70 241H71L72 243L69 241ZM72 237L75 239V241H74V239H73ZM184 237L187 238L186 236H184ZM193 237H194V236H193ZM212 237H214V236L212 235ZM215 237H216V236H215ZM229 237H230V236H229ZM247 237H248V236H247ZM259 237H258V239H259ZM263 237H264V236H263ZM2 238H3V239H2ZM53 238H54V239H53ZM59 238H60V239H59ZM65 238H66V239H65ZM80 238H81V237H80ZM185 238H184V239H185ZM194 238H195V237H194ZM226 238H227V237H226ZM239 238H240V237H239ZM239 238H238V240H236V239H237V236H236V239H235L236 241H235L234 239L231 240V238H230V240H231V241H235V243H234V245H235L236 242H238V243H241V242H242V241H241V238H242V237H241L240 239H239ZM245 238H246V236H245ZM245 238H244V239H245ZM261 238H262V237H261ZM58 239H59V240H58ZM64 239H65L66 243L69 241V242H68L69 245H67V244L63 241ZM76 239H77V240H76ZM81 239H82V238H81ZM190 239H192V237H191ZM216 239H217V237H216ZM219 239H221V237H220ZM242 239H243V238H242ZM247 239H248V242L251 243V242L249 241L250 238H247ZM254 239H255V238H254ZM258 239H257V241H258ZM222 240H223V239H222ZM259 240H260V239H259ZM16 241H18V244H17ZM41 241H43V242H41ZM50 241H51L52 245H54V246H52V245L50 244ZM53 241H54V242H53ZM225 241H227V239H226ZM243 241H244V240H243ZM260 241H261V240H260ZM33 242H35L36 244H34V245L31 244V243H33ZM77 242H78V244H76ZM253 242H254V240H253ZM253 242H252V244H253ZM25 243H26L27 245H28V244H31V246L33 245L34 247L38 246L39 249L43 247V249H40L39 251H38V249H37V251H38V252H41L42 255L39 257V254H37L36 252H34V254H33V252H29V251H28L29 249H27L28 246H26ZM40 243H41V244L44 243V245H42V247H41V246H39ZM45 243L47 244V246H46ZM56 243H58V244H56ZM59 243H60V244H59ZM70 243H71V244H70ZM238 243H237V244H238ZM263 243H264V242H263ZM19 244H20V246H17V245H19ZM37 244H38V245H37ZM65 244H66V245H65ZM15 245H16V246H15ZM22 245L26 246V248L22 247ZM48 245H49V246H48ZM59 245H61V246H59ZM64 245L66 246L65 248H64ZM234 245H233V246H234ZM238 245H239V244H238ZM238 245H237V246H238ZM241 245L243 246V244H240V246H238L239 249H240V248H241V249L243 248ZM249 245H251V244H249ZM253 245H254V244H253ZM13 246H14V247H13ZM33 246H32V247H33ZM50 246H52V247H50ZM57 246H59V247H62V246H63L64 249H66V248H67V249H66V250L63 249L62 252H61V249H62V248H58ZM79 246H80V244H79ZM235 246H236V245H235ZM237 246H236V248H237ZM19 247L21 248V250H20ZM44 247H45V248H44ZM251 247H252V245H251ZM251 247H249V249H250ZM15 248H16L17 250H16ZM23 248H24V250H25V249H27V250L23 251ZM36 248H37V247H36ZM36 248H35V251H36ZM73 248H72V246H71V249H72L71 252L74 251ZM253 248H254V246H253ZM253 248H252V249H253ZM33 249H34V248H33ZM51 249H53V250H51ZM230 249H232V248L230 247ZM230 249H229V250H230ZM233 249H235V248H233ZM244 249H246V248H244ZM244 249H243V250H244ZM252 249H251V250H252ZM49 250H51V251L49 252ZM69 250H70V249H69ZM236 250H238V249H236ZM12 251L14 252V254L12 253V255H11V252H12ZM55 251H56V250H55ZM65 251L68 252V255H66L67 253H64ZM241 251H242V250H240L239 252H241ZM244 251H246V250H244ZM8 252H9V253H8ZM25 252H26V253H25ZM27 252H29V253H27ZM48 252H49V253H48ZM74 252H75V251H74ZM74 252H73V253H74ZM231 252H232V251H231ZM233 252H234V251H233ZM236 252H238V251H236ZM239 252H238V253H239ZM21 253H22V254H21ZM23 253L26 254V256H25ZM31 253H32V254H31ZM62 253H63V254H62ZM228 253H229V251H228ZM15 254H16L18 257H17ZM29 254H30V256L34 255V256H32L33 259H32V257L30 258L31 260L28 259V258L30 257ZM71 254H72V253H71ZM234 254H235V252H234ZM239 254H240V253H239ZM239 254H238V255H239ZM4 255H5V256H4ZM6 255L9 256V257H8L9 259L6 257ZM10 255H11L12 257H11ZM22 255H23V258L20 257V256H22ZM56 255H57V256H56ZM226 255H227V254H226ZM232 255H233V253H232ZM242 255H243V254H242ZM24 256H25V257H24ZM28 256H29V257H28ZM44 256H42V257L45 258ZM230 256H231V255H230ZM16 257H17V258H16ZM26 257H28V258H27V261H26V259H25ZM42 257H41V258H42ZM71 257L74 258L75 256L71 255L70 258H71ZM223 257H225V256H223ZM223 257H222V259H224ZM227 257H228V256H227ZM233 257L236 258L237 256L234 255ZM241 257L243 258L244 256H241ZM2 258H4V259L6 258V259H8V260L11 261V262H9V261L6 260V259L4 260V259H2ZM13 258H14V259H13ZM15 258H16V260H15ZM72 258L69 259V260H70L69 262H71L70 264H72L73 261H74V263H75V261H76V260H74V259H72ZM228 258H229V257H228ZM235 258H234V259H235ZM237 258H239V257H237ZM242 258H241V259H242ZM21 259H22V260H21ZM23 259H24L25 261H23ZM46 259H44L43 261H44V262H45V261L47 262ZM197 259H199V258H197ZM197 259H196V260H197ZM230 259H231V257L228 259V260H229L228 262H230ZM232 259H233V258H232ZM241 259H239V260L241 261ZM244 259H245V258H244ZM14 260H15V261H14ZM38 260H39V259H38ZM38 260H37V263H36V264H39V263L41 262V259H40L39 261H38ZM239 260H237V261H239ZM30 261H31V262H30ZM197 261H198V260H197ZM205 261H207V260H205ZM233 261H234V260H233ZM237 261H236V262H237ZM46 262H45V263H46ZM48 262H47V264H48ZM76 262H77V261H76ZM224 262H225V260H224ZM241 262H242V261H241ZM243 262L245 263V261H243ZM8 263H7V264H8ZM208 263H209V262H208ZM208 263H207V264H208ZM221 263H222V261H221ZM225 263H226V262H225ZM41 264H42V263H41ZM75 264H76V263H75ZM209 264H211V263H209ZM234 264H235V263H234ZM238 264H239V263H238ZM245 264H246V263H245Z\"/></svg>",
	"mask_w": 264,
	"mask_h": 264
}]
</instances>
